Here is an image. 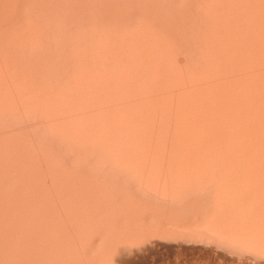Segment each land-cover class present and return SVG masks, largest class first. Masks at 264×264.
<instances>
[{"label":"bare ground","instance_id":"1","mask_svg":"<svg viewBox=\"0 0 264 264\" xmlns=\"http://www.w3.org/2000/svg\"><path fill=\"white\" fill-rule=\"evenodd\" d=\"M0 1H1V0H0ZM2 1H3L4 3H3ZM2 1H1V3L3 4L4 7L1 8V10L4 11V14H5V10H7V9H5V6L7 7V6L9 5V6H8V8H9V7L11 6L10 4H12L11 7L13 8V6H14V8L17 9V8H19V6H20L22 3H25V2L28 1V0H26V1L23 0L24 2L21 1L20 5H19L20 0H16L15 2H14L13 0H11L12 3H11V1H9V0H8L9 3H8L6 0H2ZM5 1H6V3H7L8 5L5 3ZM34 1H35V0H34ZM37 1L39 2V0H36V4H38ZM54 1H55V0H54ZM61 1L64 2V4H65V1H67V0H61ZM61 1L59 0V1L57 2V0H56L57 3H55V2L53 3V5H56V6H52V5H51V7H55V8H56V7L58 6L57 4L60 3ZM76 1H77V0H75V2H76ZM80 1H81V0L78 1L79 4H80L79 6H81ZM88 1H89V0H88ZM88 1H87V2H88ZM94 1H95V0H94ZM94 1H93V3H95ZM107 1H108V3H109V4L107 3L108 6H106V4H105V0H101L100 2H99V0L96 1V3H97V2L102 3V4L104 3L105 6L108 7V8L105 7V9H104V8H103V5L97 3V5H98L97 9H103V10H104V14L106 13V15H107V13H108V16L104 17L105 20L102 18V19L104 20V21H102V24H103V22H105V24H107V26H104V28L107 27L106 29H108L110 26H113L114 24H116V23H114L113 21H112L113 23L110 22L111 20H113V17H114V20H115V19L117 18L116 16H118V19H120V22H121V18H120V17H122V18H123V17H127V15L129 14V12H131V11H128V12H127V11H125L124 9H123V11H122L121 8H119L118 6H121V5H122V6H121L122 8H124V7L127 6V9L125 8L126 10L131 9L130 7L132 6L133 9L135 8L134 10H136L137 12H140V11H142L141 9H144L145 12L143 11V13H145V14H146V11L148 12V10L151 9L149 12L154 11V13H157L159 16H160V15L163 16V14L166 12L167 9L164 10V7H166V6H168V5L173 6V5L171 4L173 1L171 2V0H168V1H164L165 6L163 7V6H162L163 4L160 2V1H161V0H160V1H158V3H159V4H158V5H159V8L157 9V7H154L155 4L152 5V3L155 2V0H154V2H149V1H151V0H148V1H147V0H144V2H142V3H144L145 6H142V5H141L142 8L139 6V8H140V10H139V9L137 8V5L139 4V3H138L139 1L137 2V3H138V4H137V3H135V0H130V2H131L132 4H131L130 2H128L129 4H131V6L128 7L129 4L127 3V4H128V5H127V4L124 3V2H126V1H128V0H126V1H125V0H119L120 3H121V5H120V4H117L118 6H115V9H117L118 11L120 10V12H123V13H121V14H123V15L126 14V13H128V14H127L126 16H125V15H124V16H123V15L121 16V14L119 13L120 16H119V14L115 16L114 13H115L116 11L113 10V9H114V6H111V5H110V2H111V3H112V2H115V4H114V3H112V4H113V5H116V0H115V1H113V0H112V1H111V0H106V2H107ZM122 1H124V2H122ZM132 1H133V2H132ZM136 1H137V0H136ZM145 1H147V2H149V3L145 2ZM152 1H153V0H152ZM184 1H185V0H184ZM184 1L182 0V2H181V0H179V1H178V2H179V5H180L181 3L184 4ZM192 1H193V0H192ZM192 1H191V3H190V0L188 1L190 4H189L187 1H186V2H187L188 4L185 2L186 5H185V4H184V5L186 6V8H184V5L182 6V4H181L180 6L177 5V7L179 6V8L176 9V10H174L173 8H175L176 3H174L175 6H173L172 10H171V6L166 7V8H169V9H170V13H171V12L173 13V14H171V15H174V16H175L176 14H177V15L179 14V15H181V16L183 17V15H185L186 13L183 11L185 14L182 12V13H183V15H182L181 11H179V10H181V6L184 8V10H185V9H190L191 7H194V8H193L194 11H192V10L190 11V10H189L190 12H189V13L187 12V14H189V15L193 14L192 18H190L191 16H189V15H187V17H189V18H187V17H183V18H182V17L180 16V17L182 18V19H181L182 22L184 21V20H183L184 18H185V19H186V18L189 19V21H190L191 19L194 21L195 18L197 19V18L199 17V18L197 19V21H199V19H200V21L203 20V23H206V21H207L206 16H207V14H209V12H205V11H206L208 8L211 10V11L209 10L210 13L212 12V15H213L212 17H211V15H209V16L211 17V21L215 22V25H216L215 27H219V26H221V27H220V28H213V25H211V24H213V22L210 21L211 24L208 23L209 20H210V19H208V22H207L205 25L210 24L209 26H211L214 30H213L211 27H210V28H211L214 32L216 31L215 33H212V34H211V32H209V30H210L209 26H208V27L205 26V30H204V32L208 31V33H207V32H206V33H207V34H210V36L208 35V36H209V37H208V36H205L206 33H205V34L203 33V29H204V28H203V25H202V24H203L202 21H201V23L196 21V23H198V25H196V26L201 25V27H202V28H201V30H202L201 32H202V33H200V34H203L204 37H203L202 35H200V37L202 36V39H201V40H203V39L205 40V37H208L209 40H211L210 42L212 43V42H213L212 40H214L215 38L218 39V40L215 39V41H216L215 46L213 45V43L211 44L210 42H209V45H210V44H211V45H210V46H209V45L207 46V47H210V49H211L212 46L214 47V48H213V47H212V48H213V50H215V51L211 50L212 53H213V56H212V57H214V54H215V53L217 54V55L215 54L214 60H212L214 64H213L212 61H211V58H212V57H211V54H209V52L206 51V50H208V48L206 49V48H205L206 46H203V45H207V44H208L207 40H205V43H207V44L199 43V45L202 46L203 49L207 52V53H205V52L201 53L202 49H201V47H200V48L198 47L199 45L197 46V44H198L197 41H196V42H197V43H196V46L194 45V44H195L194 42H195L196 39H194V38L192 37L193 34L191 35L192 38H191V37H188V36L190 35L189 32L193 33L191 30L189 31V27L193 26L195 22L192 21V22H193V25H192V22H189L188 20H186L187 23L191 24V26L188 24V26H189L188 29H185V28H187V27H186V26L184 25V23H183V24H182V25H183V28H182L181 30H180V28H181V26H182V25H180V24H181V22H180L181 20L179 21V23H180L179 25H178V24L175 25L176 23H178V21L175 23V20H174V22H173V20H172L173 18L176 19V20H179V19H180L179 16H178L179 19H177L176 17H172V19H170L171 21H168V22H170L171 25L167 22L168 18H167V19L165 18V19H166L165 23H166V24L168 23V24L172 27V29H173V27H174V29H175V28H178V30H179L180 33H178V32H177V33L179 34V36H181V35H180V34H181V31H182V32L186 31V33H185V32L182 33V36H183V34H184V35H185V34H186V35L189 34V35H187V36L185 35V36H186L187 39H189V40L192 39L191 42L193 43V46H194V48H193V49H194V52H195V51L197 52V54H196V52H195V54L197 55V56H196L197 61L201 59V60H200V63L197 62V63L199 64L200 67H195V65H196L197 63H196L195 65H193V66L196 68V70H197V68H200L201 71L198 70L199 73H200V72H203V73H201L200 76H202V75L204 74V72H206L205 74H207V71H208L209 69L212 70L213 65H214V68H215L216 71L213 72V73H212V71H210L211 74H213V75H214V73L217 74V75L215 74V75L213 76L214 78H212V76H207V75H205V74L202 76L203 78H204V76H206L204 80H206L207 77H211V81H210V78H208V79H209V83H210V82H211V83L213 82V84H212V86L214 85L213 87L210 86L211 84L209 85V83L207 82L208 79L206 80L205 83H206V85H209V86H206L204 82H201V83H200L199 80H200L201 77L198 76L199 73H197L196 70H195V68H192L191 65H189V67L192 68V69L190 68V69L192 70V73H193V70H195V72L197 73V76H198L199 79H195V76H196V75H195V73H194L193 75H195V76H193L192 73H191V71L189 72V76H190V77H189L188 79L190 80L189 82H190L192 85H194L195 82H196V80H198L197 82H199L200 84H202V87H203V88H205V87L208 88V87H209L210 89H212V88H214L215 86H217V88H216V87L214 88L215 90L217 89L216 92H215L214 89H212V90H213V93H211V97H212V99L210 98V94H209V93L212 92V91H211L210 89H207V88H206V89L209 90L210 92L208 93V91L205 89L206 91L203 90V91H205V93H204L203 91H201V90H202V87H200L201 85H199L197 82H196V83H197L199 86H198L197 84H195V86H198L199 88H201L200 92H203L204 94H206V92H207V94H209V95H205V96H204V94H202V93H198V92H199V88H198V87H196L197 89H196L194 86H193V87L191 86L190 88H191V89H192V88H195L196 91H198L197 93L200 94V96H201V94L204 96V98H205L204 100H206V98H207V100H208V97H209V99H211V100H208V101L206 100L207 102H209V101L211 102V101L213 100L214 102L217 101V104H218V103H222L221 106L223 107V110H222V108H221L220 106H218V108H215L217 104L214 103V102H212L213 104H212V103H211V104L209 103L210 105H212V107L210 108L208 105H205V104L203 103V101H202V100H203V97H199V96L197 95V93H194V94L197 95L199 98H202L201 101H202V103H203V106H201V107H204V105L206 106V107H205L206 110L202 108L203 110H205V112H204V113H201V112H203V111H202V109H199V107H200V105H201L202 103H201V101H199L200 99H199L197 96H196L197 98L194 97V98H196V99L193 98V96H195V95L193 94V92L195 91V89H192L193 91L190 93L191 90H190V88H189V84H190L189 82H188V83L186 82L187 85H186L185 83H183L186 87L188 86V90H189V92H188V90H184L185 93H183V94L188 93V94L185 95V99H186V98H187V99H188V98L191 99V98L189 97V95H190V96L193 95L192 98H193L195 101H197V99H199V100H198L199 102H196V103H198V104L201 103V104H200L199 106H197L198 104H197V105H194L195 108L193 109L194 106L191 107V104H192V103H195V101L192 102L193 99H192V100H187V101H190V103L187 102V101L184 99L187 103L190 104V106H188V105H184V104H183V105H184V106H183V105L180 103L182 100H180V101L177 100V101H178V104L172 101L174 98L171 99V97H175V99L178 98V97H180L181 99H183L184 95H183V96L181 95L182 97L180 96V94H182V92H183V89H182V88H183V85H182V87H181L182 90H180V92H181V91H182V92H181L180 94H178L179 91H175V90L173 91V90H172V92H176V93L178 92V93H177V94H178V97L176 96V95H177L176 93H175V96H174V95L172 96L171 94H173V93H171V92H170L171 90H169V89H171V88H170V87H171V83L174 84V82H175V81L172 82L173 79H174V77H175V75L173 76L172 73H171L172 76L169 75V76H171V81H170V78H168V76H167L168 74H167V73L170 74L171 70H173V69L177 70V66H176V67L173 66V65H176V64H177V65L179 64L180 67H181V65L183 64L182 66H184V67L186 68V69H185L184 67H182V68H184V70H186L185 72H187L188 70H190L189 67H188V64H190V63H187V64H186V60H184V58H185V56H186V53H185V56H183L184 58L181 56V55L184 53L183 51H184V50H187V49H183V46H184V44L186 43L185 41H188V40H184V39H186V38H184V37H183L184 39H182V37H181V39L178 38V37H176L177 40H175L174 37H175L177 34L174 33V30L170 29V27H169V28L167 27V26H169V25L166 26L165 23H164V25L167 27V31H170V30H171L170 33L173 31L171 35H173V33H174V35L176 34L174 37L171 36V38H173L172 40L177 41V43H178L180 40H181V41L184 40L183 42H185V43H183V44H182L181 42L178 43V44H180L179 46H180L181 48H179V46H178V47L176 46V48H174V45L176 44V42H174L175 44H172V40H171V38H168V37H170V36L165 35V36L168 38V40H171V42L168 41V40H166V38H165V36H164V41L166 42V43H164L163 38H162V35L164 34L163 32L165 31V33H166V30H163V27H164V26L162 27V25H163L162 23H163L164 21L161 22V20H162V19L160 18L161 16L159 17L157 14H156V15H157V16H156L153 12H152V14L155 15L156 19H157V17H158V20H159V18H160V22H161V27H162V28H160V27L157 25V23L160 24L159 21L156 22V23H155V21H157V20L153 21V20L155 19L154 15L151 16V20L155 23L154 25L151 24L152 27H155V25H156L157 28L159 27L160 30H163V31L160 32V33H162V35L159 33V34H160L159 37L162 38V39L160 40V38L157 37L158 34L155 32V30L157 29L156 27H155V30H154L153 28H152V30H151V28L148 26V27L150 28L151 31L154 30L153 33H156V34H154V36H151V35H153V34L149 31V29L146 28L147 31H149L151 34H150V35L147 34V33H149V32L146 31V34H147L146 38H144V37H141V38H143V39L146 41L145 43H147L148 46H150L149 43H150L151 45H152L153 43L155 44L156 41H155V42L152 41V40H155L154 38L157 37V38L159 39L158 42H156L157 45H156V44L154 45V46H157V47H154V46L152 45L153 47H152V49H151V46H150V50H149V51H151V50L153 51V48H155V50L157 51V50H158L157 48H159L158 46H160V44H163V45H164V44H167L168 42H170L171 45H173V48H171L170 45H169V46H170V47H169L168 44H167L168 47L165 46V48H167V50L169 49V50H168L169 52L171 51V49H172V51H174V50L176 49V51H177L178 54L181 53V52H183L182 54H180V56H178V54H176V51H175L174 55H172L173 52H170L171 55H172V58H173V56H175V57H174L175 60H177V56L180 57V58H178L179 60H177V61H180V59L183 58V59H182L183 61L181 60L183 63H182V62H179V63H178L177 61H175V60L172 59L174 62H176L175 64H174V62H173V63L171 62L173 65H171L170 62H168L169 60L172 61L171 59H167V58H170L171 55H169V54L167 55L168 52L165 53V50H164L165 48H164L163 45H162V46H163V49H162V46H161V51L158 50V51H157L158 53H155V57H156V58H157V56L159 55V51H160L161 53H163V54H166V55H163V54H162V56H161V53H160L159 58H162V59H164V60L166 59L167 61L162 60V61H164V62L162 63L161 59H158V58H157V60H158L157 62H158V64H159V66H160V67L158 66L159 69L161 68V66L165 67V69H164V72H165V73L163 72V70H161V72H163V73L165 74V77L167 76L166 78H168L169 80L165 79V77H164L163 79H164V80H167V81H170V82H171L170 84H167V82L164 83V80H163V79H161V80L159 79V80H160L162 83H164V86H161V85H163V84H161V82L158 81V80H155V84H153L154 81L151 79L150 81H153V82H151V83H152V85H153L154 87H155V85L158 84L156 81L160 82L161 85L158 84V85H160V87L157 86V87H155L154 90H153V89H152V88H153L152 85L150 86V84H151L150 81H149V83H150L149 86H147V84H148V80L150 79V77L148 76L149 71L151 70V68H153V67L155 68V67L157 66V65L154 66L155 63H156L154 60H156V58L153 56L154 54L152 55L153 52H150L151 54H150L149 56H145L146 53L148 52V49H149V48L147 47V52L145 53L146 50L144 51V49H146V44H145V46H144V40L142 41L143 44H141V41H140L141 39H140V40L138 39V40L140 41L139 44H141V46H140V45L138 44V42H137L138 40L135 39V38H136V33H139V32H137V29H139V27H140L139 25H140V22L143 21V20H141L143 17L138 16V18H137V16H133V17H132V18H133V19H132L133 21L131 20L132 22H130L129 20L131 19L130 16L133 15V13H132V12L134 11L133 9H132V12H131L132 15H131V14H130V16L128 15L129 18L127 17V19H126V18H125V19H124V18L122 19V22H124V20H125V23H122V22H121V24H119L120 22L117 20V21H116V22H117L116 25H120V26L122 27V26H123L122 24H124V27H126V26L128 25V23H130V24L132 25V26L130 25V28H131V27L133 28V24L135 23V25H136V22H139V25H138L139 27H138V28L135 27V25H134V27L137 28V29H132V30H131L130 28H128L129 26H128L126 29H125V28H124V29H125L126 31H127V30H131V31L134 30V31H136V33H133L134 31L132 32L133 35H135V36H134L135 38H134L133 35H132V36H131L132 38H128V39H130V40L133 39L134 41L137 40V41H135V42L133 41V42L136 43L137 46L139 47V50H141L140 53L142 54V51H144L143 54H145V55H141V54L139 53V55H140L139 58H138L137 56H135V55H138V53L136 54L134 51H130V50H131V49H134V48L137 47V46H134V48H133L132 45H133L134 43H131V41H130V44H131V45H130L128 42H125V43L129 44V46H128V48H127V47H126L127 45L125 44L124 48L126 47L127 49H129L128 51H130V52H128L129 54L127 53L128 58H129L130 55H131L130 53L133 52L132 55H131V59L128 60V59L126 58V59H127V64H128V62H130V60L133 59V57H132L133 54H134V56H135V57H134V62H135V63L133 62L134 64H131V67L134 65V67H133L134 69L138 68V67L135 66V64H136L137 66H140V67L143 66V65L145 66V64H146L148 61L145 62V64H143V65H140L139 63H141V62L144 63L143 61L148 60L149 57H152V56H153V57L150 58V60L155 58L154 60H152L154 63H151V68H150V67L147 68V67L145 66V67L147 68V70L150 68L149 71L146 72L147 74L145 73V74L147 75L146 77H148L149 79L146 78V77L144 76V75H145L144 73H143L144 75L142 74V76H144V78H142V79H145V78L147 79V80L145 79V80L147 81V82L145 81L147 84H146L145 82H143V83L146 84V85L144 84L145 87H142L143 85L140 86L141 88L138 86V87L140 88V89H138V88H137V85H138L139 83L137 84V82H138L139 79H141V78L139 77V78H138V81H137V79H136L138 76H141V73H142V72L140 73L139 71H143V69H144L143 67H141V69H140V67H139V69H140V70L138 69L139 71H138V70L133 71L134 73H137V72H138V74H140V75L137 74V77H136V74L133 75V72L131 71L133 68H131V70H130V71L132 72V74H128V72H127L128 76H127V75H126V76H127V77H130V81L132 80L131 78H133V77L136 79V81H135V79H133L135 82H134V81H131V82H134L135 85L137 84V85H136V88H137V89L135 88V90H134L133 87H135V85L132 84V85H134V86H131V88H129V86L131 85V84H130V81H129V84H127V82H128L127 80H128V79L125 78L126 81H127V82H126V81L124 80V78H123V77H126V76H125V74H126V70H123L124 68H123V66L121 65V64H123V63H121V64L119 63V64L121 65L122 68H119V70L117 69L118 71H117V70H114V72H113V71H112L113 67H111V66H114V67H115L114 62L112 61L113 59H112V60L110 59L111 62H110V61L105 62V61L102 60L103 63H105V64H103V65L108 66V65L111 64V66H108V67H102L103 65L100 64V63H102V61H99V60L97 59V56H95L94 58H95L96 63L99 62L98 64H99V65H102V66H100V67H102L103 69L106 68V70L104 69L106 72H107L110 68H112V69H111V71H109V73L111 72L110 74H112V75L115 73V71H117V74H115L114 76H115V78H117L116 80H119V82H120L121 79L124 80V81L120 82L121 84L126 82V84H125V85L123 84V85H122L123 87H122L121 84H120V85L117 84V83H119V82H118V81H115L114 77L111 75V76L113 77L114 82H115V83H113L114 86L111 84V85H112L111 87H110V83H109V87H110L111 89L114 90L113 87H115V86H117V85H119V86H118L119 88H120V86H121V87H122V91H120V90L116 91V89H115L114 91H116V92H119V91H120L119 93L122 92V93H121L122 95H125V94L129 95V94L131 93V92H130V91H131L130 89H132V88H133L132 91L134 90L136 93H137V90H138V92H139L138 95H136L135 92H132V93H134V95H132V94H131L132 96L129 95L128 99L130 100V97H131V98H132V97L134 98L135 95H136V97L138 96V99L140 98L141 100L139 101L137 98H136L135 100H138V101H136V102H138V103L141 102L139 105H141L143 99H145V98L148 96V95H146V94H148V93H146V92L148 91V88H147V87H149V90H150V91H151V90H152V91H155V92H153L152 94H155L156 91L158 90L157 93H159L158 95H159V97H160V98H159L157 94H155L156 96L153 95V97H152L151 93L148 91V92H149V95H151L150 97H152V98H150V101H152L154 98H155V100L157 99L156 101L161 100V96H163L164 94L170 92L169 94H170L171 96L167 94L168 96L165 95L164 97H165V98H167V97L169 98V97H170L169 100H171V101H169V102H170V103H172V102L174 103L173 105L170 104L171 107L174 106L175 108H177V107L179 108V110H177V111H176L175 108H174V110L176 111V113L179 111V113H177V115L179 114L178 117L176 118V117L174 116V118H176V120H177V119H179V120H177V122H178L177 125H176V123H175L176 121H175V122H174L175 124L172 125V127L174 128L175 126H178L179 129H181V128L183 127L184 129H182V131H183V132H186V131H187V133H189V130H190V133H189V134H186V135H187V136H186V137H187V138H186V141L188 142V140H189L188 137L190 138V136H191V139H190V140L192 141V142H191L192 145L194 144L193 142H194L195 140H196L197 142H199V141L201 140L202 143H200V142L197 143V142L195 141V144H194V147H195V146H196V147H199V148H198L199 150H198L197 148L194 149L193 146H190V147H191V148L193 147V151H195V150L198 151V152H197L198 154H196V155H198V156L201 155L200 153H203V152H204V154L207 156V160H208V161L205 162V161H206V158L202 157L203 154L201 155V157H202L203 159H205L204 161H203V159H202L200 156L197 157V156L194 155L196 158H195L194 156L192 157V155L195 154V153H193L192 149H191V148L189 147V145H188V143L190 142V140H189V142H188L187 144H185V143H184V142H185L184 139H183L184 141H181V140H180V138H182V137H181L182 135H181L180 133H177V132H176L177 134L175 133V130H176V129H175V130H170L172 127H169L170 129H169V128L167 129L166 127H165V128L167 129V131L170 130L171 133L174 131V133H172V135H174V137H172L171 134H169V136H168V133H169V132H168V133H165V132H164V133H165V136H168V137H170V138H172V139L174 138V139H176V140H172V139L169 138V139H170V141H169L167 137L163 136V137H165V139L167 138V141H166L167 145L163 143V142H165V141L163 140L162 143H160L161 141L159 142L160 144H159V146H158V143L156 142L157 139L155 140V137L157 138L158 136H161V135L163 134V131H166V130H165V129L162 130V129H163V128H162V129H160V130H162V132L159 131L158 134H157V132H155V135H153L154 131H153V133H151V130L154 129V128H153L154 126H157V125H158L157 123H161L162 120H163L164 118L166 119V117L163 116L164 118H162L161 120H159V119L161 118L160 116L162 115V114H160L159 112H161V110H163V111H162V113H163V112H164V108L166 109V107H167V108L169 107V105L167 104V103H169V102H167V101H168L167 99H166L167 101H166V100L164 101L163 99H165V98H162L161 101H162V102L164 101L165 103L167 102V103H166L167 106H164L165 104H163L161 101H158L157 104H159V103L161 102L162 105L164 106V108H163V109L161 108V104H159L160 106H157V104H156V107H155V106H154V105H155L154 103H155L156 101H154L153 104H152L153 101H152V102L148 101V102H149V103H148V102H147V100H149V96H148V97L146 98L147 100H146V101H145V100L143 101L144 103L147 102V104L145 103V105H148V106L150 105V106L155 107V108H158V109H159V107H160V110H159V112H158V114H157V118H158V119L156 120V118H155L156 116H155V117L153 116L154 118L152 117L154 120H156V121L159 120V121L156 122V125H155V121H154V123L152 122V124H154V126L152 125L153 127L150 125L151 123L147 124V125H150V126H151V129H150V126H149V127L146 126V128H148V130L145 129V132H146V131H150V132L148 133V135H149L150 133L153 135V137H154V140H153V141L156 142V144H157L158 147L154 146V145H155V142L151 141V139H152V138H151V137H152L151 135H149V136H151V137H150L151 139H149V137H147V136L144 137V136H143L144 134L147 135V134H146L147 132L144 133V134H142V136H143L142 138L144 139V141H145V138L147 137L148 140L150 141V144H151V142L154 144V145L152 144V147H156L154 150L158 151V152H156V153H154L155 151H154V152H151V153H154V154H151V156H152V155H155V156H156L157 153H158V155L162 154V153H163V150L161 149V147H165V145H166V146H169L168 149L170 148V150H167V149H166L167 151L165 150V152H164L165 155H166V153H167L168 157H169V154H170L171 152H172V154H173V152H174V150H175V147H174V146L177 147L176 149H178V147H179V149H180V147H181V149H182V147H184V148H183L184 150H181V149H180V150L182 151V153L180 152V150H179V152H176V151H178V150H175L173 156H171V155H172V154H171L170 157L174 159V156H177V153H178V154H181V156H180L181 158L184 157V155H185L184 159L186 160V159H187L186 157H188V156H186V154H187L188 151H189L191 154H190V153H188V154H190L189 156H191V158H192L193 161H194V158H195V159H197V158L202 159V163H201V162L197 163V164H202V165H203V166H201V165L199 166V170L201 171L202 169H204L203 167H205V164H206V166L208 165V163H209V165H210V163H213V164H214V161H213V160L216 159V158L219 159V158H218V155H221V154H224V155H225V154H228V151H227V150H225V151L223 150V153H221V154H219L218 152H222V150H220V151L217 150L218 152H216V154H214L216 150L214 151V149L212 150V148L209 147V146H211L209 143L212 142L213 138H208L209 135H210L212 132H215L216 135H217V134H221L220 137H219V135L217 136V137H218L217 140L220 139L219 142L222 141V139H223L224 142H227V141H228V142H227L228 144L225 143V146L230 145V143H231V145H232V142H234L235 140H237V138H238V136H239V142H238V140H237V141H235V142L233 143V145H232L233 148H234V147H235V148H238V150L236 149L235 151L239 154V155H238V156H240L239 158H241L242 156H243V157H247V156H245V155H247V153H248V148H249V147H250L251 149L254 148L255 151L253 150V154H255V152H256V154L258 153L257 156L260 157V159L258 160V163H255V166H256V168H257V171H255L256 174H253V172H251V171L249 170V169H250V166H248L247 169H246V175L249 177V179H252V181H253V182L255 181L256 183H255V185H252V184H251L253 189H248V190H247V193H246V191H245L246 189H244V192H245L246 195H244L245 197H243V199H240V200H239V199H236V198L234 199V198H233L234 192L237 193V190H236V187H237V186L235 187L234 184L232 185V184L230 183L231 181L229 182V180H228V183H229L230 185H229L228 183H227V184H228L229 186L232 185V188L230 187L232 190H229V191H228V190H225V189L223 188V187H226V188L228 189L229 186H227V185H225V186H224V185H219V187L222 186V187H220V189H219V188H216V187H218V185H216V187H214V185H212V186H213V189H215V188H216V189H219V190H217V191H220V190L223 191L222 189H224V190L227 192V193H226V192H223L224 194L226 193L225 195L223 194L224 196H222V194H221V196L224 197V198H221V199H226V198H229V197H230V201L226 199L227 201H229V202H227L226 205H225V206H226V207H225L226 209H227V207L230 208L229 205L227 206V204H228V203H231V201H232V203H233L234 205H235V204H238V203H239L240 206H241L242 204H243V205H246V206H245L246 209H244V206H243V207L241 206V207L243 208V209H242L239 205H238V206H237V205H235V206L233 205L234 207H232V208H235V210L232 209V211L234 210V213H235L236 216L234 215L235 217H230L231 215H230L229 212H231V211H230L231 209H230V210L228 209L229 211L227 210V211H228L227 213L229 214V215H228L229 217H228V216L226 217V216L224 215V213H226V211H224L225 209H222V210L224 211V213L221 211V212L223 213V215H224V216H223V215L221 214L220 210H219V211H218V210H213V209L216 207V206H215L216 203H215V205H214V204H212V202H210V205H211V206L209 205L210 207L208 206V208H207V205H208V203H209V202H208L207 205H206L205 207H206L207 209H209V208L212 207L211 210L209 209L210 211H206V209L203 207L204 210H203V209H202L203 211L201 210V211H202V212H200L201 215H200L199 213H197V212H199V210H198V207H199V206H196V204H197V205H200V204H198V203L203 202V200H202V201H199L200 199H202V198H200V195H201V197H202V196H205V197L203 198L204 201H207V200H208V197H209L211 200H212V198H213L212 196L210 197V194H209V193L211 192L210 189H209V193H208L207 198H206V194H205V195H204V193H201V194H200L199 191L201 190V189H200L201 187L205 188V187H206L205 185H207V184H209V183L211 184V182H210L211 180H209V179H212V184H213V175H212V176H210V175L213 174L214 172H217V173H214V174H216L215 176H217V174H218V176H217V178H216V179H218V177H219V175H220L219 172L221 171V168H222V166H221V162H219V163H220L219 167L221 166V167L219 168L220 171L218 170V168H215V167H216L215 165H217L218 162H217V164L213 165V168H215L214 170H210V169H213V168H212V165L205 167V169H206L207 171H209V172H208V173H209V176L212 177V178H209V176H207V175L205 174V176H206L207 178H206V177H204V178H206V180L209 182V183H207L206 180H205V183H207V184L204 183L205 185L202 184V182H204V181H202V180H203V178H202L203 176L201 177V175H204V172L206 173L205 169L203 170V172L201 171L202 173H200V172L197 173V175L199 174V176H200V178H201L202 180H201L200 178H199V179H196L197 184H196L195 181H193V182H195V184L193 183L194 186H192V183H188L187 181H190V180H191V182H192V180H194V177L196 176V175H195L196 173L193 174V175H194V177L192 176L193 178H191V179L189 178L190 180H187V181H186V176H184V175H187V174H189V173H187V174H183V175H182V176L185 177V178H184V179H185V182H187L188 185L191 184L192 188H195V187H196L197 190H199V191L196 190V192H195V191H193V190H195L196 188H195V189H192V188H190L191 186H188V185H186V186H187V187H186L184 184H182L183 181H184V179H183L182 182H181V178H180V181H179V182H180V185L182 184L181 187L184 186L185 188H187L188 191L190 190V192H191V190H192V192H194V193L199 197V199H198L197 196H196V197H197V198H196L195 195H194V193L191 192V193L194 195V198H193V197L190 198V199H192V201H190V199H189V200H188V203H187V201H185V199L187 198L186 196H189V195H192V194H191L190 192H188L185 188H183V189H184L183 192L185 193V196L182 195L183 193L180 192V191H182L183 189L180 190L181 187L178 186V182H177V180H175V179H178L179 177H182V176H180L181 174L179 175V174H177V173H179V172H180V173H184V170H185V172H190V171H191L190 174L188 175V176L191 177L192 170L194 169V167L196 168L197 165H196V166H195V165H192V164H193V163H192L193 161H192L191 159H190V160L192 161L191 164L189 163L190 160L188 161V159H187L186 161H188V162L186 163V161H184V159H182V160H183V163H184V162H185L186 164L189 163V164H190V167L193 168L192 170L189 169L190 171H187L188 168H190V167L187 166L185 163L182 164V161L180 160L181 158H179V157H178L179 155H178V156L176 157V159H174V161L176 160V162L178 163V161L180 160V163H181L182 165H186V166L188 167V168L185 167V169H184V167H183V169H182V168H181L182 165H181V164H178V165H180V169H181V170L179 171V168L174 166V164H173V163H174L173 160H172V159H169V158H168V160H167V157H166L165 155H163V154H164V153H163L162 156L166 157V159H165L166 161H169V160H170L171 163L173 162V163H172V166H174V167L176 168V174L172 173V175H169L170 178L168 177V179H166V178L164 177V178L166 179V180L164 179V182H165V183H164L162 180H160V182L162 181V184H163V185L165 184L164 186H162V185H159V184H161V183H159V178H163V177H161V176H163L162 174H165V173H163V172L161 173V172H160V175H161V176H160L158 179H157V177H158L159 174L156 175V176H157V177H156V180H157L158 183H157V182L155 183V187H158V185H159V186H161V187H163V188H167L168 185H169L170 182H171V177H172V179H173V177L176 175V178H174L173 180H174V182L176 181L178 188L180 187L179 190H177V192H180V193H177L176 191H174V188H175V187L173 188V186H170L171 188H170V187H169V188H170V189H173L172 191H173V193H174L175 195L180 194V195H177V196H179V198H180L181 200H182V198H185V197H186L185 199H183L185 202H184L183 200H182V201H181V200L179 201V198H178V199L175 198V199H176V203H177L178 201L180 202V203L178 202L179 205H181V204H183V203H184V204L187 203V205H188V204L191 205V204L193 203V206H191V208H190V207L186 206V204H185V205L183 204L184 207H183V205H182V207L180 206V209H179V210L176 209V211H178V212L180 211V212H181V208H183V210H182L183 215H182V216L184 217V216L186 215L185 217H186L187 219H186V218H183V219L181 220L182 216H181V217L177 216L178 214L180 215V213H178V212H176V211H173V210H175V208H179V206H178V207H174V206H173V207H172L173 210H172V208H171L172 211L170 210L171 212L168 210V209H169L168 207L166 208V209L168 210L167 213L170 212L168 215H169V216L171 215V218H169V217H165V216H162L161 213H159V211L162 212V214H164V213H163V212H164V211H163V210H164L163 208H165L166 206H165V207L163 206V208L160 207V206L167 204V202L165 203L164 200H166V198H168V200H169V196H171V198H172L173 194L171 195V193H168L167 190H170V189H168V188H167V190H166V189H161V191H162L161 193H160V191H158L160 194H159V193L157 194V193H156L157 191H156V192H155V191H152L153 193H155V194H153L154 196L157 194L156 197L158 196V197H157L158 199H159V195H161V196H162V195L165 196V197H164L165 199L163 200V199L161 198V196H160L161 199H159L158 201L155 202V204L157 203L158 205H160V206H158V207H159V210H158V207H157V206L154 207L155 204H154V205L152 204L151 207L148 206L149 204L151 205V201H152V197H151V196H148V194L150 193V191H151L153 188L155 189V187L152 186V185H154L153 183L155 182V179H153V178L155 177V172H154V170H151L150 168H152L153 166H154V168H156V169L159 168V165L161 164V161H160V160H162V162H163V164H164V165H163V168H164V169H165V167L168 165V166L166 167V168H167V170H166L167 172H166V173H168V171L170 172V171H171V168H172V167H170V170H168V169H169V165H170L169 163H170V162H169V163L167 162V163H168V164H167L166 161H165L164 159H161V158H160V159H159L160 162L158 161L159 165H157V164H156L157 161H156V162L154 161L155 163L153 162V159H154V160H158V159L155 158V156H154V157H152L153 159H152V158H151V159H152V162H153L157 167H156L152 162L149 161V162L153 165V166L151 165V166H152V167H151V166L149 165V162L147 163V162L145 161L148 165H146V163H145L144 165L147 166V169H148V167L150 166L149 169L154 173V175H153V178H152L153 181H152V180H149V181H151V182H149V183L152 184V185H151L152 188H151V186L149 187V184H148V185H147V189H148V187H149L150 189H148V190H146V191H149V193L147 194V192H146V195H147V196L145 195V197H149V201H150V197H151V201H150V203H149L148 199L145 198V200H147L148 202H146L145 200H144V201H145V202H144V201L141 199V197H138L137 195L139 194L140 191H142L144 188H146L145 184H144L145 187L143 186V183H144L143 181H145V180H144V179L146 178L145 176H148V175H146V174H148V173L150 174V172H151L150 170H149L148 173H146V171H147L146 168H145V169H142V171H143V170H145V171H144V174L142 173L143 175H141V172H142V171H141V169H138L139 167H138L137 165H136L137 168H136V167H135V168H132L133 170H135L134 172H136V171H137L136 169H138V170H139V173H138V174H140L142 177L145 175V176H144V179H140V178L137 179V177H141V176H138V175L136 176V178H135V176H133V177H134V178H133L132 175H131V177H130V173L128 174V172H130L131 170L127 172V175H128L130 178L135 179V181L133 180V181H134V186H133V187H135V186L137 185V184L135 185V182H136V183H139V182H140V181L138 182L137 180H143V181H141V182H143L141 186H143L144 188H143L142 190L140 189V188H141V186H139V185L141 184V183H140V184H138V186H136V187L138 188V192L132 193L133 195H135L136 193H138V194L136 195V196L138 197V199H136L137 197H135V196H134L135 198H134V197H131V196H133L132 194L127 195V194H128V190L125 189V186H124V185H126V188H127V189H128V187H130V190H131L133 187H131V185L127 186V184H132V185H133V182L131 181V179H130L129 177L127 178V176H126L125 174H124L125 177H126L128 180H130L131 183H128L129 181H127V183H126V181H125L126 178H125V180H123V178H120V177L117 176V175H119V174H117V173H116V174H117L116 176H117L119 179H122V180L120 181V180L115 176V178H114L115 181H116L115 185H116L119 181H120V184H118V185H116V186L114 185L113 182L110 183V184H108V183H109V180H111V181L113 180V179H111V178H113L112 175H109V176H108V177L111 176L110 179H109V178H108V179L106 178V180H105L104 182L101 181V177L104 176L103 173L100 171L101 169L99 170V172H96L97 169H94V168H96V167L100 164V162L102 163V161H101V154H100V155L98 154L100 157H99L97 154H94V155H97L96 158H95V156H94V157L92 156V157L94 158V159H93L94 162L92 161V163H91L92 165H94V168H93L91 164H87V162H85L86 160H84L86 157H89V156L91 157V155H93V152H91V151H93V150H91L93 147H89L90 150L88 149V151H90L92 154H91L90 152L87 151L89 154H91V155H88V153L84 151V148L87 150V146H88V145L85 144L86 146H85V147L83 146L84 148H83V151H82V152H84L85 154L87 153V156H86V155H82V152H81V151L79 152V154H77V156H75V153H78V152H76V151H77V150L79 151V149H77V150L75 151V153H74V150L72 151V154L74 155V156L72 155V157H73L74 160H76L75 158L78 157V156L80 157L79 159H80L81 161H82V159H83L84 163L87 164V169H88V166L91 165V167H92L94 170L90 168L91 171H89V172L91 173V175H92V173H93V175H95V173H96V175L99 173V177H98L99 180H98V178H96L98 175H97L96 177H95V176L91 177V175H89V174L86 175V174L88 173V170L86 169V166L84 167V168H85V172H86V174L84 173V168H83V167H82L83 169L80 170L81 173H83V174L86 175V176H84V175L82 174V176H84V178H85V177L87 178V177L89 176V177H91V179H92L94 182H93L92 180H89V177H88L87 179H83V177H82V179H80L81 176H80V177H79V176H78V177H74V174H73V173L75 172L76 174H78V173H80V171L78 172V171H77L78 169H76V171H75V169L72 170V168H75V167H71V166H73L74 162L76 163V161H74L73 163L71 162V161H73V160L71 159L72 157L70 156V155H71V152H70V155L68 154V155L70 156L69 158L71 159L70 162L67 161L68 163H66V162L64 161V162H65V163H64L62 160H63V159L65 160V158L67 159L68 157L62 158L61 156H58V154H60V151H59V150L61 149V147H60V149H58V148L55 149V145L52 144V146H51V145L49 144V142H47V141L50 140V139H48V140L45 141V143H48V144L51 146V149L49 148V151H50V150L52 151V152L50 151V154H47V153H49V151L45 150V149H47V148H44V147H43L44 150H41L42 148H40V147L36 148L37 146H35L34 143H39V142H40V143H41V142L44 143V142H43L44 140H43V138H41V136H39V137H40L43 141H40L41 139H40V140H39V139H38V140L36 139L38 142L34 140V139H35V136H36V138H37V135L40 134V133H38L37 135L35 134V135L33 136L34 139H33V137H32L33 140L30 138V136H29V137L27 136V135H30V132H31V130H32L31 128H34V125H35V124H34L33 127H31V125H30V127H31L30 129H31V130L29 131V134H27V135H25L26 133H24V131H23L24 134H23V133H22L21 135L18 134V133H21V132H19L20 129H19L18 133H16L17 131L14 132L16 129H14V130L11 132V134L14 132V133H16L17 135H20L21 138H22L23 136H26L25 138H27V139H28V138L31 139V140H29L30 142H28V140L25 139L24 137H23V140L20 139L19 137H18V139L15 140V137L17 138V136H15V134H13V135L9 134V138H8L9 141H10L11 138H12V137L10 138V136H15V137L13 138V139L15 140L13 143L15 144V143H18V142L21 141V142H20V143H21V148H22V147H25V150H26V151L24 150L25 152L22 151V150H21V151L18 150L20 146H19V145H17V146H19V147L14 146L13 143H11V145H12L13 147L10 146V145H8V146H10V148L12 147L11 149L8 148L7 143L10 144V142H8V140H7V142H6V139H7V138H6L5 136H4V137H5V142H6V143L3 142V141H4V138L1 139V142L5 143L6 146H5V145H2L3 143L0 142V143H1V144H0V150H1V147L3 148V146H5L4 148H5L6 150L10 149V150H8V151L5 150L6 153L8 152L7 155L10 154V156H7V158H6V157L2 158V156H3V153H2L3 150H2V152H1L2 154L0 155V158H1V160H0V264H119V263H120V262H119V258H121V257H119V256H121V255L124 256L125 254H127L126 252H128V254H129V251L131 250V248L129 249L128 247H132V250H133V249L136 250L137 247L141 248V251H139V252H140L139 254H141V252H142V250H143V249H142L143 246H144V245L146 246V244H147V247L149 246L148 243H146V242H148V240H150V239H152V241L150 240V244H151L152 242H154V241H157V240H158L157 237H158V238H162V239H163V242L165 241L164 243H167V242H166L167 240H168V241H171V240H169V238H167L168 236H170V237L172 238V241L177 242L178 239L180 238V237H179V234H181L180 236L182 237V240L184 239V240L182 241V244H185L184 241H186V240H185V236H184L185 234H184L183 230H186V229L189 228L188 230L190 231L191 229H194V224H196L197 226H195L196 228H195L194 230L199 232V230H197V229H198L197 227H199L200 229H202L203 227H201V226L198 225V224H199L198 221H200L202 218H204V217H205V214L207 215V216H206L207 218L209 217L208 219H210V221H209V220L207 221V218H206V220H204L205 218L202 219V220H203L204 222L207 221L208 223L206 222V224H208V225L210 224V225L213 226V224H214V226H215V221H216L215 219H216V218H213L214 221H211V220H213V219H212L213 216L210 218V216L213 215V213H214V212H212V210L215 211V212H216V211H217V212H220V214H221L220 217L218 218L217 222H216V224H217L216 228H214V229L211 228V227H207V228H206V226H205L206 224L201 220V221L204 223V225H202V226H204L207 230H208L209 228L213 229V231L211 230L212 232H210V233H213V234L215 235V239H216L217 241H219L220 244H221V242H222V244H221L222 247L224 246L223 244L227 243V244H229L230 246H228V248H227V245L225 244L224 247H225L226 249L231 250V248H232L231 246H233V247H235V248H237V249L240 250V251H238L239 253H240L241 250H242L241 254H242V253L244 254V251L246 252L244 255L242 254V256H245L246 254H248V256H249V254H250V256H251V255H254L255 257L257 256V257H258V260H257V257H256V260H257L259 263H260V261H261V259H262L261 257L264 258V198H263V197H260L259 194H258L259 191H261V190H262V192L264 193V22H263V19H264V18L261 19V17L264 16V14H263V13H264V0H201V1H197L196 3H194V2H195V0H194V1H193V6L191 5V4H192ZM16 2H17V4H18L19 6H17V4H15ZM40 2H41V3H40ZM40 2H39V3L42 4V10L46 8V9H45L46 12L50 11V10H49V9L51 8V7H49V6H50V5H49V4H50V0H49V4H48V1L46 2V0H45V1H44V0H42V1L40 0ZM42 2H44V3H42ZM51 2H52V0H51ZM71 2H72V1H71ZM78 2H77V3H78ZM140 2H141V1H140ZM169 2H170V3H169ZM174 2H175V1H174ZM1 3H0V4H1ZM13 3H14V4H13ZM26 3H27V2H26ZM34 3H35V2H34ZM34 3H32V4H33V5H36V4H34ZM85 3H86V2H85ZM93 3H91L90 5H92ZM96 3L94 4V9H92V8H93V7H92L91 10H93V11L96 10V8H95ZM118 3H119V2H118ZM123 3H124V5H123ZM134 3H135V5H136V4H137V5H136V6H133ZM142 3H140V4H142ZM150 3H151V4H150ZM160 3H161L162 5H161ZM166 3H167L168 5H167ZM4 4H5V5H4ZM44 4H48V6H47V7L49 8L48 10H47V7H46V6H45V8H44ZM61 4H63V3H60L59 5H61ZM66 4H67V7H68V2H67ZM69 4H70V3H69ZM75 4H76V3H75ZM144 4H143V5H144ZM146 4L149 5V9H148V7H147V9H146V6H147ZM156 4H157V0H156ZM177 4H178V3H177ZM15 5H16L17 7H16ZM23 5H24V4H23ZM33 5H31V6H32V7H35V6H33ZM87 5L89 6V4H87ZM87 5H86V6H87ZM109 5H110V8H109ZM188 5H189L190 7H189ZM195 5H197L198 7L201 8V10L198 9V10H199V13H200V11H202L203 8H206V9H204L205 11H204V10L202 11L203 13L201 12L203 15L200 14L201 16H199V14H198V17H195V14H197V13L195 12ZM21 6H22V5H21ZM31 6H29V7H31ZM61 6H62V5H61ZM61 6H60V7H61ZM63 6H64V5H63ZM63 6H62V7H63ZM65 6H66V5H65ZM70 6H71V4H70ZM70 6H69V7H70ZM79 6L76 7V8H79ZM83 6L85 7V5H83ZM101 6H102V8H101ZM123 6H124V7H123ZM150 6H153V7H152L153 9H152ZM156 6H157V5H156ZM160 6H161V7H160ZM0 7H2V5H0ZM11 7L9 8V11L12 10ZM32 7L30 8V10H32V9H33V10L30 11V12H33V11H34V12H38V11H39V12H42V11L39 10V8L41 7V5H40V7H39V6H36V7H35V8L39 7V8L37 9L38 11H35L36 9H34V8H32ZM60 7H58V8L60 9ZM69 7H68V10H71V9H69ZM89 7H90V6H89ZM111 7H112V8H111ZM143 7H144V8H143ZM162 7H163V8H162ZM20 8H21V7H20ZM58 8H56V10H57ZM63 8H66V7H63ZM63 8H61L63 12H61L60 14L66 13L65 10H66L67 8H66L65 10H64ZM72 8H73V7H72ZM136 8H137L138 10H137ZM154 8H155V9H154ZM183 8H182V9H183ZM211 8H213L215 11H214V10L212 11ZM215 8H217V10H218V9L220 10L219 15H222V17L225 15V18L223 17V18H224L223 20H224L225 22H224L221 18H220L221 20H220V19H219V20L217 19V18H219V15L216 13L217 10H216ZM226 8H231V9H234V8H235V10H234L235 14H236V13L238 14V12H239V15H240V13L242 12V9H244V8H245V9H244L243 11H246V9H247V10H248V9H249V10H250V9H254V10H255V11L253 10L254 12L252 11V12L248 13L249 11H246V12H245L246 14H244V12H242V14H241L240 16H239V15H236V16H235L237 19L240 18V21H243L245 24H246V21L243 20V18H242V20H241V17H244V19H247V18H248V19H251V18H253V19H251V21H253V23L251 24V23H250L251 21L248 22V20H247V25H245L243 22H241V24H239L240 22H239L238 20H237L238 22H237L236 20H233L234 17H233V19H232V16H234V13H233V15H232V14L230 13V11H229L228 9H226ZM237 8H238V9H237ZM240 8H241V9H240ZM260 8H261V10H260ZM3 9H5V10H3ZM10 9H11V10H10ZM16 9H14V11H15ZM40 9H41V8H40ZM53 9H54V8H53ZM59 9H58L57 11L54 9L55 11L52 12V8H51V12H52L53 15H54V14H56L55 12H60L61 9H60V10H59ZM73 9H74V8H73ZM106 9H107V10H106ZM108 9H109L110 11H109ZM161 9L164 10V13H163V14H162L163 10H161ZM169 9H168V10H169ZM236 9H237V10H241V11H238V12H237ZM258 9H259V10H258ZM68 10H67V11H68ZM88 10H89V9H88ZM111 10H112V12H114V13H112V14L114 15L113 17H111V14H110V13H111ZM156 10H158L159 12L161 11V12L159 13V12L156 11ZM168 10H167V11H168ZM219 10H218V11H219ZM222 10H224V11H222ZM256 10H257V11H256ZM2 11H0V13H1ZM9 11H8V10L6 11V16L3 14V12L0 14V16H2V14L4 15V16L0 17V22H1V19H2L3 17L8 18V13H9ZM14 11H11V12L9 13V16L11 15V16L9 17V21H7L8 19H5V20L2 19L3 21H2V23H0V28H1V25H2V24H3V25L8 24V26L6 25L7 27L5 26V27L7 28L6 30H8V27H10V25H9L8 22H10V23L12 22V18L15 17V16H14L15 13L18 14L19 9H18V11H17V10H16L15 12H14ZM28 11H29V10H28ZM72 11H73V10H72ZM72 11H70V12H72ZM75 11H77V9H76ZM75 11H74V15H75ZM79 11H80V10H79ZM84 11L86 12L87 10H84ZM84 11H83L82 14L85 16V14H87V13L84 14ZM93 11H91V12H93ZM96 11H97V10H96ZM96 11L94 12L95 15H97V14H96ZM107 11H108V12H107ZM118 11H117L116 13H118ZM155 11H156V12H155ZM175 11H178V12L176 13ZM207 11H208V10H207ZM218 11H217V12H218ZM228 11H229V12H228ZM250 11H251V10H250ZM260 11H263V12L261 13L262 15H260ZM7 12H8V13H7ZM12 12H13V13H12ZM30 12H29V14H30ZM34 12H33V14H34ZM77 12H78V11H77ZM89 12H90V11H89ZM100 12H101V16L104 15V14H102V13H103L102 10H101V11L98 10L97 13L100 15ZM124 12H125V13H124ZM134 12H135V11H134ZM137 12H135V13H137ZM174 12H175V13H174ZM179 12H180V13H179ZM191 12H193V13H191ZM194 12H195V13H194ZM204 12L207 13V14H205V15H206L205 17H204ZM213 12H214V14H217V16L215 15L217 18L214 16ZM221 12H223V14H221ZM224 12H225L226 14H224ZM11 13H12V14H11ZM22 13H23V12H22ZM22 13H21V14H22ZM24 13H25V12H24ZM27 13H28V12H27ZM44 13H45V11H44ZM78 13H79V15H80V12H78ZM135 13H134V15H135ZM141 13H142V12H140V14H138V15H142V16H143V13H142V14H141ZM168 13H169V11H168L166 14L168 15ZM170 13H169V14H170ZM229 13H230L232 16H230ZM247 13H248L249 15H248ZM256 13H257V14H256ZM258 13H259V16H258ZM21 14L19 15V18H22L21 16L24 17V15H26V14H24V15H21ZM29 14H28V15H29ZM35 14H36V13H35ZM35 14H34V16H35ZM38 14H39V13H38ZM38 14H37V16H40V15H38ZM41 14H42V15H45V14H43V13H41ZM49 14H50V13H49ZM57 14H58V13H57ZM57 14H56V16H57ZM60 14H58V15H60ZM67 14H68V17H66V18H70V16H69V11H68V12L66 13V15H64V16H67ZM82 14H81V16H82ZM92 14H93V13H92ZM152 14H150V15H152ZM228 14H229V16L227 17L226 15H228ZM250 14H252V15L254 14V15L251 17ZM255 14H256L257 16H256ZM31 15H32V13H31ZM72 15H73V14H72ZM76 15H78V14L76 13ZM76 15H75V17L77 18L79 15H78V16H76ZM99 15H98V17H100ZM109 15H110V16H109ZM147 15H148V14H147ZM147 15H146V16H147ZM150 15H148V16H150ZM177 15H176V16H177ZM243 15H245V16L248 15L250 18H249L248 16H247V18H246V17L243 16ZM29 16H30V15H29ZM34 16H33V15L31 16V18H33L34 20H31L29 17H28V18H29L30 20H29L28 18H27V19L25 18V20H27L28 23H30V22L33 23V21H35L36 24H37V22H40V19H41V18H39V17H37V16L34 17ZM46 16H47V14H46ZM46 16H44V17L41 16V17L44 19ZM49 16H50V15H48V18H50V24H51V17H52V15H51L50 17H49ZM54 16H55V15H54ZM54 16H53V17H54ZM60 16H61L60 19H62V20H61V21H60V20L58 21V20L56 19L58 23H60V22L62 23L64 20H67V19L63 18V15H60ZM84 16H82V17H84ZM91 16H92V15H91ZM148 16H147L146 18H149V19H150V17H148ZM165 16H166V15L164 14L163 19H164ZM169 16H170V15H169ZM196 16H197V15H196ZM202 16H203V19H201ZM237 16H238L239 18H238ZM260 16H261V17H260ZM36 17H37V18H36ZM58 17H59V16H58ZM75 17H74V18H75ZM79 17H80V16H79ZM79 17H78V18H79ZM93 17H94V16H93ZM102 17H103V16H102ZM108 17H111V20H110V18H108ZM139 17L141 18V19H140L141 21L139 20ZM152 17H153V18H152ZM166 17H167V16H166ZM200 17H201V18H200ZM210 17H209V18H210ZM230 17H231V18H230ZM255 17H256V18H255ZM257 17H258V18H257ZM259 17H260V18H259ZM74 18H73V22H74ZM85 18H88V17H85ZM106 18H108V19H106ZM136 18H137L139 21H137ZM193 18H194V19H193ZM204 18H205V19H204ZM207 18H208V16H207ZM229 18H230V19H229ZM236 18H235V19H236ZM10 19H11V20H10ZM23 19H24V18H23ZM35 19H39V20L36 21ZM43 19H42V20H43ZM52 19H53V18H52ZM58 19H59V18H58ZM79 19H80V18H79ZM79 19H75L76 22H77V20H79ZM92 19H93V18H92ZM92 19H91V20H92ZM95 19H96V18H95ZM98 19H99V18H98ZM102 19H100V22H99V23H101V20H102ZM149 19L146 20L145 17H144V20H146V21H148ZM212 19H213V20H212ZM216 19L218 20V21H217V22H218L217 24H216ZM226 19H229V23H228L229 25H228V26L232 25V24H233V21H234V25L239 26V28H241V27H245V26H246L248 29H247V28H241L240 31H239V29H238V31H236V30H237L236 28H238V27L233 26V25H232L231 27H228V26L226 25L228 29L225 27V29H226V30H225V29H224V26L222 27V24H223V25H224V24H227ZM231 19H232L233 21H232ZM254 19H255V20H254ZM256 19H258L259 21H257ZM14 20H15V18L13 19V21H14ZM16 20L19 22V19H18L17 16H16ZM42 20H41V22H42ZM46 20H47V19H46ZM48 20H49V19H48ZM68 20H69V19H68ZM70 20H71V19H70ZM82 20H83V19H82ZM82 20H80V21H82ZM87 20H89V18H88ZM91 20H90V21H91ZM106 20H107V21H106ZM126 20H127L128 23L126 22ZM135 20H136V21H135ZM204 20H205V22H204ZM260 20H261V21H260ZM6 21H7V22H6ZM43 21H44V20H43ZM83 21H84V20H83ZM83 21H82V22H83ZM85 21H86V20H85ZM85 21H84V22H85ZM93 21H94V20H93ZM96 21H97V20H96ZM108 21H109V23H111L112 25L106 23V22H108ZM146 21H145V22H146ZM149 21H150V20H149ZM219 21H220V22H219ZM227 21H228V20H227ZM230 21L232 22V24H230ZM256 21H257V22H256ZM18 22H17V23H18ZM35 22H34V23H35ZM44 22H45V21H44ZM44 22H43V24H42L41 26L44 25ZM52 22H54V21L52 20ZM70 22H72V20H71ZM73 22L70 23V24H73ZM94 22H95V21H94ZM94 22H93V23H94ZM118 22H119V23H118ZM145 22H141V24H142V23H145ZM172 22L174 23V25L172 24ZM184 22H185V21H184ZM222 22H223V23H222ZM235 22H237L238 25H237V23L235 24ZM15 23H16V22H15ZM15 23L12 22L13 27L15 26V25H14ZM26 23H27L26 21H25V25H23L24 23H22V25H20L21 27H19L20 29L18 28V26H15V27H17L19 30H22V29H23V30H22L23 32L21 31V33H22V34H25V35H23L24 38H25L28 34H30L31 31H34L33 29H35L36 27L34 28L33 26H37V25H38L37 28L40 27V26H39L40 23L37 24V25L34 24V23L31 25V23H30V26H29V27H28L29 24L27 25ZM58 23H57V26H56L57 28L59 27V26H58ZM61 23H60V24H61ZM66 23H67V22H66ZM66 23L63 22L62 24H66ZM68 23H69V22H68ZM68 23H67V24H68ZM77 23H81V22L78 21ZM77 23H76V24H77ZM87 23H89V25H90V23H92V21H91V22H87ZM99 23L96 22V24H98V28L100 29V27H99L100 24H99ZM132 23H133V24H132ZM149 23H150V22H149ZM196 23H195V24H196ZM219 23H220V24H219ZM12 24H11V25H12ZM18 24H19V23H18ZM18 24H16V25H18ZM74 24H75V22H74ZM74 24H73V25H74ZM76 24H75V25H76ZM84 24H85V23H84ZM96 24H94V25H95L94 28L92 27V24H91L92 29H95L94 32H92V34L95 33V31H96V32L99 31V29L96 30V27H97ZM146 24H148V23L146 22ZM243 24H244V25H243ZM249 24H250V25H249ZM3 25H2V27H3ZM26 25H27L26 29L28 28L27 30L24 29ZM47 25H48V24H47ZM47 25H46V27L49 26V25H48V26H47ZM52 25H53V24H52ZM52 25H50V26H52ZM55 25H56V24H55ZM75 25H74V27H73L74 29H75ZM81 25H83V24H81ZM94 25H93V26H94ZM108 25H110V26L108 27ZM116 25H114V28L117 30V28L115 27ZM144 25H145V24H143V28H144ZM148 25H150V24H148ZM172 25H173V26H172ZM186 25H187V24H186ZM240 25H241V26H240ZM31 26L33 27V29L30 28ZM50 26H49V27H50ZM71 26H72V25H71ZM78 26H79V25H78ZM85 26H86V25H85ZM87 26H88V25H87ZM100 26H101V25H100ZM136 26H137V25H136ZM141 26H142V25H141ZM146 26H147V25H146ZM176 26H178V27H176ZM5 27H3V29L1 28L2 30H0V31L5 30V29H4ZM11 27H12V26H11ZM13 27H12V28H13ZM15 27L13 28L14 30H11V29L9 28V30H10V31H9V32H10V35H11V31H12V32L15 31ZM23 27H24V28H23ZM46 27H45V25H44V29H45V30L42 29V27H40L43 31H42L40 28H39V29L36 28L35 31H39L40 33H41V31H42L41 34L44 35L45 33H43V32L46 31V29H47ZM60 27H61V26H60ZM63 27H65V30H64L65 32H64V33L66 34V28L69 27V26H65V25H63ZM91 27H89V29H90ZM117 27H118V26H117ZM166 27H165V29H166ZM184 27H185V28H184ZM193 27H194L195 29H194ZM193 27H191L190 29L193 28L194 31L197 30V31L199 32L200 28L197 29L198 27H197V28H196L195 26H193ZM199 27H200V26H199ZM206 27H207V30H206ZM21 28H22V29H21ZM29 28L31 29V31H30ZM70 28H72V27H69V29H68L69 32H71V31H70V30H71ZM73 28H72V29H73ZM76 28H77V27H76ZM80 28H81V27H80ZM80 28H79V29H80ZM83 28H84V26H83ZM87 28H88V27H87ZM87 28H86V29H87ZM101 28H102V29H101L99 32L102 33V31L104 30L103 25L101 26ZM110 28H111V27H110ZM110 28H109V29H110ZM118 28H120V27H118ZM221 28H223L225 31H224V30L222 31ZM229 28H230V29H229ZM231 28H232V29L235 28V29H234L235 31L232 30ZM18 29H16V30H18ZM50 29H51V28H50ZM55 29H56V28H55ZM55 29H54V30H55ZM59 29H60V28H59ZM63 29H64V28H63ZM74 29H73V30H74ZM79 29H78V30H79ZM86 29H85V30L82 29V30H83V33H84L85 31H86L85 33H87L88 30H86ZM106 29H105V30H106ZM109 29H108V32H109V33L107 32V34H106L107 37L109 36L108 39L112 38L113 35H114V37H116V36H120V37H118L117 39L120 40V41H122L123 38L126 39V37H130V36H128V35L132 34L131 31H127V32H130V33H128V34L126 35V37L123 36V38H122L121 36H122L123 34L125 35V34L127 33L126 31H124V33H123V32L120 30V29L124 30L123 28H120V29H119L120 31L117 30L119 33H121V34L123 33L122 35H121V34L119 35V33H118L117 31L115 32V30H114L115 34H113V32H112L113 30H111L112 33H110V30H109ZM111 29H113V27H112ZM141 29H142V27H140V29H139V30H140V33L137 35L138 38L142 35V34H141V33H143L142 31H144V33H143L144 36L146 35V34H145V30H146V29L144 28V29H142V31H141ZM183 29H185V30H183ZM215 29H216V30H215ZM220 29H221L222 33H221ZM243 29H244V30L246 29V30L244 31ZM6 30H5V32L3 31V32H0V33H1V34H2V33H7ZM19 30H18V31H19ZM47 30L49 31V29H47ZM57 30H58V29H57ZM75 30H76V29H75ZM80 30H81V29H80ZM105 30H104V31H105ZM139 30H138V31H139ZM157 30H158V29H157ZM160 30H159V31H160ZM217 30H219V32H220L221 34H220ZM227 30H229V32H231V34H228L229 32H228ZM231 30H232V31H231ZM247 30H248V33H249V34L246 32ZM26 31H27V32H26ZM29 31H30V32H29ZM35 31H34V32H35ZM59 31H60V30H59ZM59 31H57V32L59 33ZM61 31H62V29H61ZM89 31H93V30H89ZM106 31H107V30H106ZM176 31H177V29H176ZM187 31H189V32L187 33ZM233 31L236 32V33H234L235 35L232 34ZM15 32H16V34H20V35H21L20 32H17V31H15ZM15 32H14V34H15ZM62 32H63V31H62ZM81 32H82V31H81ZM99 32H97V34H96V33L93 34L94 36H93L91 33L88 34V35H91V36H93V37H95V35H96V37L99 36V35L102 36L103 34L105 35V32H104L103 34H98ZM125 32H126V33H125ZM198 32H197V33H198ZM217 32H218V34H219L220 36H219V35H216ZM223 32H226V33H227V34H226V33L224 34L225 37H224V35H222ZM237 32H238L239 34H238ZM240 32H242V33L245 32V33H247L248 35H251V36L246 37V36H248L247 34L242 35V33L240 34ZM40 33L35 32V33H34V34H36L35 36H33L34 34L29 35V37L27 36V38L25 39V40H27V41L23 40L24 38H23L22 35H21V36L19 35L20 38L22 37L21 41H20V38H19L18 35H17L18 38H17L16 36L13 37V38H15V39H17V40L20 41L21 44H18L20 47H21V46L23 47V45H24V46H28V47H29V46H32V48H33L34 46L31 45V43H30V44H27V42H28V43L31 42V41H28V40H31V39H34V38L36 39V38H37V40H40L39 42H43V43H45L46 41H48V38H51V37H52L51 39H53V37L56 36L54 33H53V34L51 33V30H50V33H51V35H54V36H51L50 33L46 31V33H49V34H46V35H49V37L46 36V37H48V38L45 37V38H46V39H45L46 41H44V40H43L44 37H43L42 35L40 36ZM60 33H61V32H60ZM75 33H76V32H74V34H75ZM88 33H89V32H88ZM116 33H118V34H116ZM7 34H9V33H7ZM16 34H15V35H16ZM37 34H38L39 37L37 36ZM69 34H71V33H69ZM69 34H68V36H69ZM78 34H79V31H78ZM109 34H112V35L110 36ZM140 34H141V35H140ZM167 34H169V33H167ZM214 34H215V35H214ZM2 35H3V34H2ZM5 35H6V34H5ZM57 35H59V34H57ZM62 35H63V33H62ZM62 35H61V36H62ZM71 35H72V34H71ZM76 35H77V34H76ZM85 35H86V38H85L83 35H81V37H79V35H77V37H78L79 40L77 39L76 36H73V37H76V39L80 42V43L78 42V45H79V44H80V45L83 44V46H84L85 43H86V46H90V44L95 45V43H92V42H91V41H92V39H91L92 37H91V36L89 37L87 34H85ZM115 35H116V36H115ZM139 35H140V36H139ZM148 35H149L150 37H148ZM155 35H156V37H155ZM169 35H170V34H169ZM198 35H199V33H198ZM198 35H197V36H198ZM213 35H214L215 37H212V39H210V37L213 36ZM226 35H229V36L227 37ZM232 35H233V38H236V39H231L232 37L230 38V36H232ZM236 35H237L238 37H239V36H241V37H240V38H237ZM31 36H33V37L30 38ZM36 36H37V37H36ZM63 36H64V35H63ZM66 36H67V35H66ZM101 36H99V37L101 38ZM216 36H217V37H216ZM218 36H219L221 39H219ZM222 36H223V37H222ZM235 36H236V37H235ZM7 37H8V38H7ZM11 37H12V35H11ZM42 37H43V39H42ZM73 37L70 36V38H73ZM87 37H88V39H90V40H88V41H90V44H89V45L87 44V42H83V41H85V40L87 39ZM96 37H95V38H96ZM99 37L96 38V39L99 41V42L97 41V42L99 43L98 46H100V43H101V42H100L101 39H99ZM107 37H104L103 40H105V38H107ZM114 37H113V38H114ZM147 37H148V39H147ZM200 37H199V38H200ZM1 38H2V37H0V39H1ZM3 38H4V35H3ZM3 38H2V41H3V43H5V42H7V41H5V40H6L5 38L9 39L10 37H9V35H8V36H6V37L4 38L5 40H3ZM13 38H11V39H13ZM38 38H39V39H38ZM64 38H65V37H64ZM64 38H63V39H64ZM82 38H83V40H82ZM84 38H85V39H84ZM102 38H103V37H102ZM120 38H122V39H120ZM190 38H191V39H190ZM208 38H207V39H208ZM223 38H226V40H225V39L222 40ZM227 38H228V39H227ZM15 39H14L13 41L17 42ZM35 39H34V40H35ZM41 39H42L43 41H42ZM54 39H55V38H54ZM54 39H53V40H54ZM61 39H62V38H61ZM76 39L74 38V39L70 40V41H71L70 44L73 43V44L75 45L76 43H74V42H77ZM80 39H81L82 41H81ZM96 39L93 38V41H94V40L96 41ZM117 39H116V40H117ZM124 39H123V40H124ZM146 39H147L148 41H147ZM149 39H151L152 43H151V41H150ZM179 39H180V40H179ZM22 40H23L24 43H26L27 45H25V44L22 42ZM34 40H32V41H34ZM118 40H117V41L114 40L115 43L118 42ZM221 40H222L223 42H222ZM229 40H230V41H229ZM9 41H10V39H9ZM13 41H12V43H13ZM19 41H18V43H19ZM54 41L56 42L57 40H54ZM54 41H53V43H54ZM61 41H62V40H61ZM64 41H65V40H64ZM64 41H63V43L66 44ZM101 41H102V40H101ZM105 41H106V40H105ZM109 41H110V40H107V43H108ZM112 41H113V39H112ZM114 41H113V42H114ZM120 41H119V42H120ZM127 41H129V40H127ZM159 41H161V42H163V43H159ZM218 41H219V42H220V41L222 42V43L220 42V44L223 45V46L221 45L223 48H227V46H228V48L230 47L232 50H235V48H237V49H236V51H237V55H236L235 59H234V58L231 59L233 55L231 56V58H227V57H229V56L222 55V54L224 53V50L221 52V48H222V47L220 46V44L218 43ZM50 42H51V41H50ZM81 42H82V44H81ZM148 42H149V43H148ZM224 42L227 44V46H226V44H225ZM0 43H1V41H0ZM12 43H11V41H10V43L7 42V44H10V46L7 45V46H9L8 48L11 49L12 46L15 44V43H14V44H12ZM22 43H23V44H22ZM47 43H48V42H47ZM51 43H52V42H51ZM53 43H52V44H53ZM57 43H58V42H57ZM57 43H56L55 45H57ZM60 43H61V42H59L58 46L60 45ZM67 43H69V41H68ZM102 43L105 44V42H103V41H102ZM111 43H112V42H111ZM170 43H169V44H170ZM192 43L189 44V43L187 42V44H189V45H191V46H192ZM228 43H229V44H228ZM235 43H236V44H235ZM16 44H17V43H16ZM16 44H15V45H16ZM48 44H49V43H48ZM70 44H69V46H70ZM96 44H97V43H96ZM120 44H121V43H120ZM158 44H159V45H158ZM181 44H182L183 46H181ZM1 45H2V43H1ZM1 45H0V46H1ZM4 45H6V44H4ZM4 45L1 47L2 50H3V47H6V48H7V46H4ZM18 45H16V47H17ZM53 45H54V44H53ZM55 45H54V46H55ZM78 45H76V46H78ZM93 45L90 46V47H91V49L93 48V52H92V51H91V52L94 54V50L96 51V49H94V48H96L97 45H95V47H93ZM101 45H102V48H103V44H101ZM117 45H118V43H117ZM117 45H116V46H117ZM121 45H124L123 42H122ZM134 45H135V44H134ZM142 45H143V46H142ZM176 45H177V44H176ZM185 45H186V44H185ZM216 45L218 46V48L221 47V48L219 49L220 52H219V50H218V48H217ZM230 45H231V46H230ZM233 45H234V46H233ZM236 45H237V46H236ZM19 46H18L17 48H19ZM51 46H52V45H51ZM51 46L49 45V47H51ZM64 46H65V45H64ZM67 46H68V45H67ZM83 46H82V47H83ZM130 46H132V47H130ZM191 46H190V48L187 46V48L191 49V48L193 47V46H192V47H191ZM224 46H225V47H224ZM238 46H239V47H238ZM16 47H13L12 49H15ZM22 47H21L20 49H17V48H16L18 51H16V50H15V51H14V50L11 51L12 49H11V50L9 49L12 53H13V52H14V53L17 52L16 54H18L19 50H20V53L22 52V53L19 54L18 56H16V54H13V55L16 56V58L18 57L17 59L15 58V56L11 57V58H13V60L10 59V54H11V53L9 52V53H10V54H9V53L6 51V50H7L6 48H5V52H6V54L8 53V56H9L8 58H7V55L4 56V55L1 54V53L4 54L5 52H1V53H0L2 56H4L3 58H5L4 60H5L6 62H7L8 59L11 60V61L8 60L7 63L5 62V63H6V66H7V67L9 66L8 68H9V70H11V71H10V74L7 73V72H5V75L3 74V76H6V75H7V76L4 77V78H5V79H8L9 75L11 76L12 73H13L14 71L16 72V70H17V73H13L12 77H13V76H14V77H13L12 80L15 81V82H16V80H18V83H17V82H16V83H15V82H12V83H14V85H15V87H14V85L12 84V85H13V87H12L13 89H12V90H10V89H11V87H10V89L8 88L9 90H8V89H4V90H5V93H2V92H4V90H2V88H5V87L2 86V84H3L4 81H6V80L3 81V80H2V79H3V76H1L2 78L0 77V78H1L0 80H2V82H3V83H1V81H0L1 86H2V87L0 86V87H1L0 90L2 91V92H0L1 95H2V96L0 95V97H2V98H0V99H1V101H2V99L4 100V97H5V96H8L7 99H8V98L13 99V100H14V98H15V99H17V98L19 99V98H20V97H19V94H20V95H21L22 93H24V94L26 93V94H27L28 92H29L30 94L28 93L27 95H30V98L32 99L33 96L36 97V95H34V94H37V93H35L36 91H37L38 93L40 92V95H39V96H41V93H43V96H44V92L47 93V94H45V96L47 95V98L42 99L43 97H42V96L39 97L38 94H37V97H38V98H36L35 100H36V101H37L38 99H41V100H40V101L38 100V101L36 102V101H34V100L32 99V100H33V103H32V100H31V103H32V104H28L29 101H30V98H29V100H27L29 96L27 97L26 94H25L26 99H24L25 96L22 94V95H21V96H22L21 98H23L24 100H27V102L21 100V98L19 99V101L17 100L18 102L15 101V104L18 103V104H17V105H18V108H19V110H18L17 105H15V104L13 103L12 100H10L11 102H9L11 105H10L9 103L7 104L8 100H7L6 97H5V100H6L7 102L4 103V101H2V102L0 101V102L2 103L1 106H0V110H2V108H5L7 105H9V106L11 107V109H12L13 107L16 108V112H14V111H15L14 108H13V110H11L12 112H14V114H15V113H16V114L18 113V114L21 115V114H23V113H20V112H21V111L24 112L23 109L20 110V108L22 107V106H20V105H23V102L25 103L24 106L30 105L31 107H33V109L37 106V103H38V105H39V103L41 104V102L43 101L42 104H44V100H45V105H46V104H47V103H46V99H48V97L51 96L50 94H49V96H48V93H50V90H53V91L55 90V92H56L57 94H56L55 92H54V93L56 94L55 96L57 97V96H58V93H60V92L62 91L61 94H63V93H64L63 91H64V90H67V89H65V88H67V87H68V88H71V87H72V86H70V85H71V83H73V82H70V80H74V82H77V81H78V83L81 84V83H82L81 81H83V80L85 79L86 87H87V84H88V86L91 85V84H93V83L95 84V83H96L95 80H98V81L100 82L99 78L101 79V77H98V79L96 78L97 73L100 71V69L97 70V68H98L97 65H98V64H97V65H94V64H96V63H95V61L93 62V60H94L93 58H92V62H91V63H93V64H90V62H89V64L85 62L86 59H87V62H88V60L91 59V58H89V59H88V58H84L85 61H82V64H83V63H84V64L86 63L85 65L83 64L84 67H86V68L82 67V64H81V58H79V57H80V56L83 57V55H84L85 52H83V51L81 50L82 48L80 47L78 51H82L83 53L81 52V54H79L78 52H76V53H77V54H76V53L74 52V51H75L74 49H73L72 52H73L74 54H76V55L79 54V55L77 56V58L80 60V62H79V60L77 61V58L75 59L77 62H75V60H74V62H75V64H77L78 62L80 63V65H79V63H78V68H80V70L83 71V73L85 72V73L83 74V77H84V78H82V75L79 74V72H81V71H79V69L77 68V66L74 65V63H73V65H74V66H73L74 69H73L72 67L69 66V65L71 64V63H70V64H68L67 66L69 67L70 70H71V69H72L73 71L76 70L74 73H77V72H78V75H79V76H78L77 74H76V75H77V78H78V77H80V78H78L77 81H76V78H74V77H76L75 74H73V71L70 72V70H69L70 73H68V72H67V73L70 74V75H68V76L70 77V76L73 74L74 77L71 76V77L69 78L70 80H68V77L66 76L67 73L64 72L65 75L63 74V76L67 77L66 79L68 80V81H67V82H68V83H67L68 85H66L65 88H62V87L65 86V83H66L65 81H66V79H63V78H64V77H63V78L60 80V78L62 77V75H60V76L58 75V76H59V77H58L59 79H58V81H57L56 78H55V75H53V74H54V73H53V74H51V75H53L54 77L52 76V78H54V80H55L56 82H58V83H57V87L54 88V86H55L56 84H53V83H49V84H50L49 86H50L51 88H50L47 84H46V86L43 85V86H45V87L48 86V88H47L48 90H49V88H50V90H49L48 92H46V88L44 89L43 86H40V83H41V82H44V81L46 80L47 77L44 76V77H45V78L43 79L44 81L41 80V79L39 80L38 78H39V77L42 78L41 75H44V74H43V72H40L41 70H40V71H37V69H36V68H37V67H36V66H37L36 64H37L38 61H37V62L34 61L35 67H34L33 61L31 62V60H35L34 57H36V55H34V53H33V55H34L33 59L30 60V57L33 56V55H31L32 53H30V52L34 51L35 54H38V53H37V50L40 52V50H39V49H40V46H38V49H37V48H34V49H32V51L30 50V52L27 51V50H28V47H23V48H22ZM41 47H42V46H41ZM43 47H44V46H43ZM49 47H48V48H49ZM60 47H62V46H60ZM65 47H66V46H65ZM65 47H64V48H65ZM109 47H110V45H109ZM109 47L106 46V48H109ZM111 47H113V46H111ZM111 47H110V48H111ZM118 47H119V46H118ZM118 47H117V48H118ZM121 47H122V46H120L119 48H121ZM129 47H130L131 49H130ZM138 47H137L136 49H134V50L136 51V50L138 49ZM142 47H143V50L141 49ZM144 47H145V48H144ZM233 47H235V48H233ZM1 48H0V49H1ZM24 48H26V51H27V53H26V51H24V53H26L27 55L24 54L23 51H22V49H24ZM45 48H46L45 51H47V47H45ZM55 48H57V46H55ZM98 48H101V46L98 47ZM98 48H97V50H98ZM102 48H101V49H102ZM104 48H105V45H104ZM106 48H105V50H104L105 52H106ZM119 48H118V49H119ZM124 48L122 49L123 51H125ZM170 48H171V49H170ZM184 48H185V46H184ZM197 48H198V50H197ZM228 48H227V50H230L231 53H234L231 49H228ZM29 49H30V47H29ZM35 49H37V50H35ZM50 49H51V48H49V50H50ZM69 49H70V48H69ZM69 49H67L68 52H69V51L71 52V50H69ZM111 49H112V48H111ZM111 49H110V53H112V50H111ZM173 49H174V50H173ZM177 49H178V50H177ZM179 49H180V50H179ZM189 49H188V50H189ZM193 49H192V51H193ZM199 49H200V50H199ZM2 50H0V51H2ZM59 50H60V49H59ZM116 50H117V49H116ZM163 50H164V52H162ZM167 50H166V51H167ZM182 50H183V51H182ZM204 50H203V51H204ZM42 51H44V50H42ZM45 51H44V52H45ZM52 51H53V52H54V51L56 52V51H58V50H57V49H56V50H51V52H52ZM60 51H62V49H61ZM65 51H66V49H65ZM76 51H77V50H76ZM89 51H90V49H89ZM100 51H101V50H99V52H100ZM119 51H121V50H118L117 52H119ZM123 51H121V52H123ZM126 51H127V50H126ZM137 51H138V50H137ZM211 51H210V52H211ZM44 52H42V53H44ZM47 52H48V51H47ZM51 52L49 51V53H51ZM53 52L51 53L52 55H53ZM63 52H64V50H63ZM72 52H71V53H72ZM99 52L97 51V52H95V54H98ZM107 52H108V50H107ZM114 52H116V51H114ZM185 52H186V51H185ZM194 52H193V54H191V55H190V52H189V54H188V52H187V54L190 55V56H192V55L194 56ZM217 52H218L219 54H218ZM28 53H29V55H31L30 57H29ZM45 53H46V52H45ZM49 53H48V55H49ZM71 53H69V54H71ZM92 53H91V54H92ZM102 53H103V52H102ZM102 53H101V54H102ZM110 53L108 52V53H104V54H106L107 56H109V55H111ZM191 53H192V52H191ZM199 53L203 56V58H205V56H206V55H204V53L207 54L208 57H210L209 59L207 58L208 61L210 60V61H209L210 64H209V62H208V66L210 65L209 67H212V68H209V67L207 66V67H208V70H207V69L205 70L204 67H206V66L203 65L204 67H202L201 63L204 64L206 59L204 60V59L202 58L201 55L199 56ZM220 53H222V54L220 55ZM23 54H24L27 58L29 57V60H30V61H28V59H27ZM51 54H50V55H51ZM56 54H57V53H56ZM61 54H63V53H61ZM65 54H66V53H65ZM93 54H92V55H93ZM108 54H109V55H108ZM115 54H116V53H114V56H116ZM118 54H119V53H118ZM156 54H157V56H156ZM175 54H176L177 56H176ZM208 54H209V55H208ZM226 54H227V53H226ZM1 55H0V56H1ZM20 55H21L22 58H26V60L22 59V61H23V62L26 61L28 64H27L26 62H24V63H26V65H27L28 67L32 68L31 66L33 65V67H34V68L36 69V71H37V72H36L35 69H34V72H35V73L40 72V73H42V74H41L40 76L37 77V75H39L40 73H38L37 75L32 74L33 71H30L31 69L28 68V67H27V66L21 61V59H20L19 61H21L23 64H22V63H19L18 59H19ZM59 55H60V54H59ZM85 55H86V53H85ZM112 55H113V54H112ZM151 55H152V56H151ZM183 55H184V54H183ZM188 55H187V56H188ZM218 55H219L220 57H221V56H222V57L220 58ZM11 56H12V55H11ZM23 56H24V57H23ZM37 56H38V55H37ZM54 56H55V55H54ZM54 56H53V59H54ZM57 56H58V55H57ZM62 56H63V55H62ZM66 56H68V55H66ZM73 56H74V55H73ZM122 56H123V55H122ZM142 56H145V57L148 58V59H145V57H144L145 60H141V57H142ZM164 56H165V58H164ZM167 56H168V57H167ZM169 56H170V57H169ZM187 56H186V57H187ZM207 56H206V57H207ZM223 56H224V59H223ZM45 57H46V55H45ZM47 57H48V56H47ZM55 57H56V56H55ZM60 57H61V56H60ZM136 57H137V58H136ZM166 57H167V58H166ZM181 57H182V58H181ZM198 57H200V59H198ZM6 58H7V60H6ZM14 58H15V60H14ZM39 58H40V57H39ZM48 58H49V57H48ZM68 58H69V56H68ZM70 58H71V56H70ZM135 58L138 59L137 61H139V60H140V61H139V62L135 61V60H136ZM187 58H191V57L188 56ZM215 58H218V59H220V60L215 59ZM226 58L229 60V61H227V63H229V62L232 61V62L236 63V64L233 63L234 66H235V65H236V66H235V67H232L233 65H232V62H231V65H232V66L230 65V66H231V67L229 66L230 68H228V66H227V67H224V66L228 65V64H226V62H224L225 65H224L223 62H222V60H223V61H226V60H227ZM243 58L246 60V62L243 61ZM49 59H50V58H49ZM53 59H52V60H53ZM59 59H60V58H59ZM96 59H97V60H96ZM121 59H122V61H123V58H121ZM126 59H125V60H126ZM212 59H213V58H212ZM225 59H226V60H225ZM0 60H1L0 62L3 61L2 64H0V66H1V65H3V63H4V60H2V58H0ZM37 60H38V58H37ZM46 60H48V59H46ZM55 60H56V59H55ZM61 60H62V59H61ZM203 60H204V62H203ZM215 60H216V61L218 60V61L216 62ZM230 60H231V61H230ZM233 60H234V61H233ZM239 60H242V61H240V63H239V62H238ZM12 61H13V63H14V61H16V62H18L19 64H22V66L19 65V64H13ZM41 61H42V60H41ZM41 61H39V62L42 64ZM53 61H54V60H53ZM59 61H60V60H59ZM64 61H65V60H64ZM90 61H91V60H90ZM97 61H98V62H97ZM120 61H121V60H120ZM152 61H150V62H152ZM159 61H160V63H159ZM184 61H185V63H184ZM16 62H15V63H16ZM29 62H30V64L32 63L31 66L29 65ZM35 62H36V63H35ZM48 62H49V61H48ZM54 62H55V61H54ZM60 62H61V61H60ZM108 62H109V64H108ZM125 62H126V61H125ZM166 62H168V63L170 64V66H172V67H174V68L169 67V64L166 63ZM221 62H222L223 65L220 64ZM237 62H238L239 64H238ZM8 63H9L10 65H13V66H14V67L11 66V68H12L13 70L10 68V65H7ZM40 63H38V64L40 65ZM106 63H107V64H106ZM115 63H116V62H115ZM131 63H132V62H131ZM142 63H141V64H142ZM164 63H166V64L168 65V67L170 68V71H169V72L167 71V70H169V69H167V65L164 64ZM180 63H182V64H180ZM211 63H212V64H211ZM57 64H58V63H57ZM59 64H60V63H59ZM87 64H88V68H87ZM127 64L124 65V66H125V69H126V68H129V67L127 66ZM129 64H130V63H129ZM138 64H139V65H138ZM152 64H154V65H152ZM156 64H157V63H156ZM205 64L207 65V61H206ZM215 64H218V65H215ZM219 64H220V65H219ZM23 65H25V67H24ZM39 65H38V66H39ZM89 65H90V67H91V66H92V67L90 68ZM93 65H94V67L96 68V71L94 72V74H96V75H93V72H92V69H93V71H94ZM120 65L116 64V67H115L114 69L118 68ZM6 66H5V67H2V68H4V69H8ZM16 66H17V67H16ZM18 66H19V67H22V69H21V68H18ZM71 66H72V65H71ZM75 66H76V67H75ZM79 66H80V67H79ZM117 66H118V67H117ZM126 66H127V67H126ZM152 66H153V67H152ZM186 66L188 67V69H187ZM196 66H198V65H196ZM216 66H217V67L220 66V68H217ZM222 66H223V67H222ZM23 67H24L25 70L23 69ZM26 67L29 69V71L27 70ZM81 67H82L83 69H85V70H86V69H88V70L91 69V70H89V71H90L89 74L91 75L90 77L93 76L92 81H91L92 83L90 82L91 78H90V79H87V78H89V74H87L88 76H86V73H88V72H87L88 70L85 71V70H83ZM135 67H136V68H135ZM158 67H157V68H158ZM221 67H222V68H221ZM2 68H1V69H2ZM16 68H17V69H16ZM39 68H40V67H39ZM39 68H38V70H39ZM76 68H77L78 70H77ZM107 68H109V69L107 70ZM142 68H143V69H142ZM154 68H153V69H154ZM171 68H172V69H171ZM202 68H203L204 71H202ZM214 68H213V70H214ZM216 68H217V69H216ZM225 68H226V69H225ZM227 68H228V69H227ZM233 68H235L234 71H232ZM19 69L23 70L22 72H23L24 74L21 72L22 75H19V74H20L19 71H21V70H19ZM41 69H42V68H41ZM47 69H48V68H47ZM47 69H46V70H47ZM65 69H67L66 66H65L64 70H65ZM121 69H122L123 71H125V72H124L125 74L122 73L123 71H122ZM129 69H130V68H129ZM161 69H162V68H161ZM178 69H179V67H178ZM180 69H181V68H180ZM180 69H179V70H180ZM218 69H220V70H222V71L225 70V71H224L223 73H221V71L218 70ZM229 69H231V71H230ZM18 70H19V71H18ZM26 70H27V71H26ZM46 70H44V72H45ZM62 70H63V69H62ZM104 70L102 71V69H101L102 73H101V71H100L98 75H100V74H103V75H104V74L106 73ZM147 70H145V71H147ZM4 71H5V70H4ZM120 71H121L122 74H124V75L122 76V78H121L120 76H118V75H120ZM127 71H128V69H127ZM130 71H129V72H130ZM136 71H137V72H136ZM151 71H152V70H151ZM157 71H158V70H157ZM173 71H174V70H173ZM180 71H182V78H183L184 76H185V78L188 77L187 74L183 76V73L185 74V72H184L182 69H181ZM180 71H179V73H181ZM219 71H220V73H219ZM228 71H230L231 73L233 72L232 75L235 74L234 77H233V79H234L235 76L237 75L236 77H237L238 80H236V78H235L234 80H236V81H238V82H236V81H235V83H230V82H229V83L231 84V85H230L229 83L227 84V82H225L226 80H224L223 84H222V83L220 84V82H222L223 79H222V80H221V79L219 80V79L215 78V76H218V75L220 76V74H221V75L223 74L222 76H229L231 73L228 72ZM28 72H29V73L31 72V74H32L31 78H34V80H35V78H36L35 83H34L33 79H32L33 83H32V81H31V79H29V78H30L29 75L26 74V73H28ZM34 72H33V73H34ZM118 72H119V74H118ZM143 72H144V71H143ZM158 72H160V70H159ZM174 72H175L176 74H178V76L181 77V74H179L178 71H174ZM174 72H173V73H174ZM210 72L208 71V75H211ZM217 72H218V73H217ZM226 72H227V74L229 73V75H226V74H225ZM6 73H7V74H6ZM29 73H28V74H29ZM50 73H52V70L50 71ZM55 73H56V72H55ZM59 73H61V72H59ZM71 73H72V74H71ZM109 73H106L105 76H107V78H106V77H105V78H106V79H109V80H112V79H110V78H112V77L110 76ZM175 73H174V74H175ZM187 73H188V72H187ZM190 73H191L192 77H191ZM45 74H46V73H45ZM56 74H57V73H56ZM107 74L109 75L110 78H108V75H107ZM122 74H121V75H122ZM164 74H163V75H164ZM224 74H225V75H224ZM26 75H27L29 78L26 77ZM33 75H34L35 77H33ZM84 75H85V76H84ZM129 75H130V76H129ZM156 75H157V73H156ZM156 75H155V76H156ZM161 75H162V74H161ZM15 76H16V77H15ZM17 76H18V77H19V76H21V77L24 76V77H23V79L21 80V78H20V77L18 78ZM49 76H50V75H49ZM94 76H95V77H94ZM101 76H102V75H101ZM116 76H117V77H116ZM142 76H141V77H142ZM157 76L160 77V74L158 73ZM176 76H177V75H176ZM178 76H177V77H178ZM186 76H187V77H186ZM197 76H196V77H197ZM230 76H231V75H230ZM56 77H57V76H56ZM86 77H87V78H86ZM119 77H120V79H118ZM26 78H27V79H26ZM52 78H51V80H52ZM71 78H74V79H71ZM95 78H96V79H95ZM153 78H157V77H153ZM160 78H162V76H161ZM178 78H179V77H178ZM178 78H177V79H178ZM182 78H181V79H182ZM190 78H191V79H190ZM193 78L195 79L194 83H192V80H194ZM203 78H202V79H203ZM24 79H25L27 82H26ZM37 79H38L39 82H37ZM93 79H94V82H93ZM103 79H104V78H103ZM103 79H101V80H103ZM157 79H158V78H157ZM177 79H176V77H175V80H177ZM181 79H179L180 82L183 81V80L181 81ZM213 79H214V80H213ZM215 79H216V81H215ZM8 80H9V79H8ZM8 80H7V81H8ZM19 80H20V82H19ZM23 80H24V81H23ZM54 80H53V81H54ZM62 80H63V81L65 80V81H64V82H65V83H64V86H63V85L61 86V84L63 83ZM109 80H108V81H109ZM113 80H112V81H113ZM186 80H187V79H186ZM186 80H185V81H186ZM204 80H202V81H204ZM241 80H242V81H241ZM29 81L32 83V85L30 84ZM40 81H41V82H40ZM53 81H51V82H53ZM79 81H80V82H79ZM87 81H88L89 83H88ZM108 81H106V80L104 79L103 82H107V83H108ZM112 81H111V83H112ZM140 81H141V80H140ZM140 81H139V82H140ZM177 81H178V80H177ZM200 81H201V80H200ZM217 81H218V84L215 85V84L217 83ZM227 81H228V80H227ZM240 81H241V86L244 87V88H243L241 91H238L237 86L240 87ZM23 82H25V83L22 84ZM69 82H70V83H69ZM109 82H110V81H109ZM180 82L178 81V83H179L178 85H175V84H174L175 89H177V90L179 89V88H176V86L181 85ZM183 82H184V81H183ZM6 83H7V82H6ZM6 83H4L3 85H5ZM19 83H20V84H19ZM26 83H27V84L29 83L28 85H31V86H30V87L28 86L29 88H28V87H25V86H27ZM36 83H37V84H36ZM54 83H55V82H54ZM78 83H77V84H78ZM90 83H91V84H90ZM107 83H104V84H107ZM141 83H142V81L140 82V85H141ZM143 83H142V84H143ZM168 83H169V82H168ZM203 83H204L205 87L203 86ZM207 83H208V84H207ZM238 83H239V84H238ZM242 83H243V84H242ZM17 84L20 85V86H18ZM34 84H36V85L39 84L38 86H40V87L36 86L37 89H35L36 87L34 86ZM42 84H43V83H42ZM42 84H41V85H42ZM44 84H45V82H44ZM51 84H52V85H51ZM58 84H60L62 90H60V87H59ZM69 84H70V85H69ZM77 84H75V85L72 84V85L76 86ZM83 84H84V81H83ZM83 84H81L80 87L83 86ZM98 84H99V83H98ZM100 84H103V83H100ZM115 84H116V85H115ZM165 84H166V85H165ZM173 84H172V85H173ZM176 84H177V83H176ZM191 84H190V85H191ZM235 84H236V85H235ZM22 85H25V86H24L25 89H24V87H23ZM53 85H54V86H53ZM107 85H108V84H107ZM128 85H129V86H128ZM168 85H170V86H169V89H168L167 87H165V86H168ZM218 85H219V86H218ZM224 85H225V87L222 88ZM226 85H227V86L229 85V89H228V87H227ZM232 85H233L235 88H232ZM17 86H18L20 89H21V86H22L23 88L20 90ZM32 86H33V87H32ZM74 86L72 87V89H73L72 91H74ZM84 86H85V85H84ZM84 86L81 87V88H84V89H81V88L79 89V86L76 87V88L79 89V93H80V91H83V93H86V92H85L86 87H84ZM92 86H93V85H92ZM101 86H102V85H101ZM103 86H104V85H103ZM105 86H106V85H105ZM124 86H125V87L127 86V87L129 88L130 91H129V92H126ZM146 86H147V87H146ZM230 86H231V87H230ZM31 87H32L33 90L35 89L36 91L30 90ZM34 87H35V88H34ZM58 87H59V89H58L59 92H57V89H56V88H58ZM94 87H95V89H96V85H94ZM97 87H99V86H97ZM106 87L108 88V86H106ZM127 87H126V88H127ZM150 87H151V89H150ZM161 87H162V89H163V88H166V89H165L166 92H165L164 90H163V91L161 90V93H160L159 90L161 89ZM174 87H173V88H174ZM179 87H180V86H179ZM211 87H212V88H211ZM14 88H16V89H14ZM40 88H43V89L40 90ZM52 88H53V89H52ZM92 88H93V87H92ZM92 88L89 89V91L86 90V91H87L86 94H87L88 96L90 95L89 98L86 97V94H85V96H83V94H82V96H80V98H81L82 101H81L80 98H79V95H80V94L78 95V90H77V89H75V91H76V93H77V94H75V95H78V96L72 98L73 94H69V93H68V92L71 91V89H70V91H68V90H69V89H68V90H67L68 92H66V93H68V94H66V96H65V95H62V96H63L62 98H63V100L65 101V99H66L68 96L71 95L70 98L68 97L69 100H66L67 103H68V101H69V103H70L71 98L73 99V102H76V101L79 102V101H80L78 104H81V102H83V99H84V101H85V100L88 101V104H90V103L92 102L91 105H88L87 103L85 104V102H84V103H82L83 105H82V106L80 105L79 107L82 109V108L84 107V105H86V106L88 105V106H87V107H88V110H91L90 112H91L92 115H93L92 111H93L94 113H96V110H98L97 115H93V116H96V117H94V118L92 117V120H93V119H94V120H98V118L100 117V115H101V113H102V111H101L102 108L106 105L105 102H107V101H109V100H111L110 102H112V99H111V98H112L113 96H111V98H110L109 96H102V94H103V95H109V94H105V93H103V92H104V91H103V88H102V89L100 88V89H101V93H100L101 96H99V97H100V98H99L98 95H100V94H99L100 90L97 88V89L99 90V92H98V90H97V92H98V94H97L96 90H93ZM119 88H118V89H119ZM123 88H124V90H125L126 93L123 92ZM128 88H127V89H128ZM143 88H147V89H145V90H147V91H145ZM156 88H157V90H156ZM159 88H160V89H159ZM220 88H221V90L227 88L228 90H230V91L232 90V91H231V93H230V91L228 92L227 89H226L227 91H226V90H222V91H221ZM17 89H19V91H18ZM26 89L28 90L27 92H25ZM111 89H110V90H111ZM120 89H121V88H120ZM167 89H168L169 91H168ZM185 89H187V88H185ZM13 90H14V92L17 90V91H16V92H18L17 95H16V93L14 94V92L12 93ZM44 90H45V91H44ZM91 90H92V93H90ZM110 90H109V92H110ZM113 90H112V91H113ZM140 90H144V91L142 92V91H140ZM218 90H220L221 92H220V91L218 92ZM53 91L51 92V94L53 93ZM72 91H71V93H75V92H72ZM93 91H95L96 93H93ZM102 91H103V92H102ZM127 91H128V90H127ZM167 91H168V92H167ZM234 91H235V92H234ZM7 92H8L10 95H11V94L15 95L16 97H13V95L10 96L9 94L6 95ZM10 92H11V93H10ZM19 92H20V93H19ZM33 92H34V94H33ZM107 92H108V91H107ZM140 92H142V93L145 92V96H143V94H141ZM163 92H165V93H163ZM214 92H215L216 94H214ZM217 92L219 93L220 97H219V95H218ZM223 92H224V93L227 92V95H226V96H223V94H224ZM239 92H240L241 94H240ZM31 93L33 94V96H32ZM111 93H112V92H111ZM113 93H114V92H113ZM220 93H221V94H220ZM228 93H230V94H228ZM237 93H238V94H237ZM61 94H59V97H61V96H60ZM91 94L93 95V97H94L95 95H97V100H98V98H99V99H100V103H96L97 100H95V102L93 103V100L96 99V97H95L94 99L90 98V97L92 96ZM114 94H115V93H114ZM114 94H113V95H114ZM121 94H118V93H117V95H115L113 98H116L117 100H118V98H119L118 103H121V101H122L123 103L125 102L124 104L126 105V101L123 99L124 96H123V98H122V97H121V96H122ZM139 94H140L141 96H140ZM160 94H161V96H160ZM162 94H163V95H162ZM213 94H214V95H213ZM225 94H226V93H225ZM225 94H224V95H225ZM235 94H236L237 96H238V95H239V96L237 97ZM4 95H5V96H4ZM52 95H53V94H52ZM67 95H68V96H67ZM111 95H112V94H111ZM118 95H119L123 100L120 99V97H119ZM187 95H188V96H187ZM212 95H213V96H212ZM232 95H233V97H234V96L236 97V98H233V100L236 99V101H237V102L235 101L236 105L239 104V103H240V104L242 103V104H241V110H238V112L236 111L235 113H233V116L230 114V107L233 108V107L235 106V103L232 102V101H233V100H232ZM17 96H18V97H17ZM45 96H44V97H45ZM53 96H54V95H53ZM116 96H118V98H117ZM139 96H140V97H139ZM142 96H143V99H142ZM154 96H155V97H154ZM186 96H187V97H186ZM215 96H218V97H215ZM227 96H228V97L230 96V97L228 98ZM35 97H33V98H35ZM64 97H65V98H64ZM77 97L79 98V101L76 99ZM102 97H103V100L101 99ZM104 97H105V98L108 97L109 100H108V99L106 100ZM125 97H127V96L125 95ZM156 97H158V98H156ZM222 97H224V98L222 99ZM226 97H227V98H226ZM68 98H67V99H68ZM74 98H75L76 100H75ZM82 98H83V99H82ZM85 98H87V99H85ZM214 98H215V99H214ZM216 98H217V99H216ZM218 98H221V99H218ZM225 98H226V99H225ZM57 99H58V97H57ZM57 99H54V102H55V100H57ZM89 99H90V100H89ZM91 99H92V101H91ZM104 99H105L106 101H104ZM116 99H115V100H116ZM151 99H152V100H151ZM175 99H174V101H175ZM224 99H225V101H226V102H225V105H226V106H228L227 104H230V107L228 106L229 108H228V107H225V105H223V104H224V101H223ZM20 100L22 101V102H21L22 104L20 103V105H19ZM60 100H61V99H60ZM74 100H75V101H74ZM101 100L104 101L105 105H104V103L101 102ZM115 100L113 99V102H114ZM120 100H121V101H120ZM126 100H127V98H126ZM129 100H127V104H128V101H129ZM133 100H134V99H132L131 101H133ZM135 100H134V102H135ZM228 100H229L230 102H228ZM89 101H91V102L89 103ZM98 101H99V100H98ZM119 101H120V102H119ZM177 101H176V102H177ZM185 101H182V102L184 103ZM206 101H205V102H206ZM35 102H36V103H35ZM54 102H53V98H52V100H51V102H49V104L52 105ZM61 102H62V101H61ZM61 102H59V103H61ZM113 102H112V103H113ZM115 102H116V101H115ZM115 102H114V103H115ZM191 102H192V103H191ZM207 102H206V104H208ZM227 102H228V103H227ZM3 103H4V105H3ZM55 103H56V107H55V109L57 110V109H58V106H57V105H58V102H55ZM101 103L104 105L103 107L101 106ZM107 103H108V102H107ZM112 103H111V104H112ZM114 103H113V104H114ZM123 103H121V108H120L121 111H122L126 106H128V105H126V106L124 105L125 107L122 109V105H123ZM129 103H130V102H129ZM131 103H132V102H131ZM138 103H136V105H137ZM150 103H151V104H150ZM179 103H180V104H179ZM226 103H227V104H226ZM231 103H232V105H234V106H232ZM12 104H13V107H12ZM26 104H27V105H26ZM35 104H36L35 107L32 106V105H35ZM49 104H47L46 106L50 107ZM65 104H66V103H64V102H63V105H64V106L60 104L61 107L64 108V110H65V106H66ZM73 104H76V106L78 107L77 103H73ZM73 104H72V105H73ZM93 104H95V105L98 106V107H99V104H100V107H102L101 110H99V109H97V108L95 109V107H94V108H91ZM97 104H98V105H97ZM111 104L109 103V104H107L106 106H109V105H111ZM185 104H186V103H185ZM215 104H216V105H215ZM70 105H71V103H70ZM72 105H71V106H72ZM115 105L117 106V102L115 103ZM131 105H132V104H131ZM134 105H135V104H134ZM134 105H133V106H134ZM136 105H135V106H136ZM139 105H137V106H139ZM143 105H144V104H143ZM143 105H142V108L145 106V105H144V106H143ZM175 105H176V106L178 105V106L176 107ZM180 105L183 106V107H181ZM192 105H193V104H192ZM213 105H215V107H214ZM218 105H219V104H218ZM9 106L7 107L8 112H9V110H10V109H9V108H10ZM24 106H23L22 108H24ZM42 106H43V105L40 106L41 109H42ZM68 106H69V105H68ZM68 106L66 107V110H65L66 112L69 110V109H68ZM71 106H70L69 108H75V105H73V107H71ZM86 106H85V107H86ZM89 106H90V108H89ZM106 106H105V107H106ZM111 106H112V105H111ZM111 106H109V109H110ZM116 106H112V107H114L115 109L119 110V109H118L119 106H118V107H116ZM135 106H134V107H135ZM137 106L135 107V109H136L137 112H138V111H139L140 109H142V108L140 107V109H139ZM148 106H147V107L145 106L146 108H144V109H145L144 112H147V113H148V112H149V113L151 112V113H152V112L154 111L153 115L156 114L155 111H157V110H154V109H153V111H152V107H148ZM163 106H162V107H163ZM179 106H180L181 108H180ZM185 106H187V108H188V107H191V108H192L191 110H189V112H190V111H192V112L194 111V113H195V109H199V111H201L200 113L204 115L205 113H208V111H209L208 109L210 108V111H209V113H208L207 115H212L213 113H215V115H218V116H215V117H213V116H209V117H208V116H205L206 114L204 115L205 117H208V119H210V117H211V119H210L209 121L212 122L211 125H213L212 127H214V128L211 127L209 121H208L207 123H208V126L210 125V127L206 126V124L203 125V119H202L203 116H201V117H202V118H201V119H202V120H201L202 123L200 122V124H199V125L201 126V129H202V130H201V129H198V128H200V127H198L199 125H196V126L198 127V128H197L198 131L201 130L200 132H202L203 134H206V133H207L206 131H208V133H207V137H205L206 135L200 134V136L203 135V136H202L203 138H202V139L200 138V140L198 141L199 136H197V134L194 133V130H196V132H197V129H196V128H192L193 131H192V133H191V129L188 128V127H192L193 125L195 126V124H192V126H188V125H191V124H190L191 122H189V117H190L189 115H192V114H190V113L188 114V111H186V109H185V111H184V107H185ZM237 106H238V105H237ZM31 107H30V109H31ZM48 107H47V108H48ZM85 107H84V108H85ZM112 107H111V110H110V111H111V115H110V111H109V109H108L109 114L107 115V114L105 113V114H106L107 116H109V117H110V116H114V115L117 114V113H115L116 110L114 111V108L112 109ZM128 107H129V106H128ZM201 107H200V108H201ZM208 107H209V108H208ZM224 107H225V108H224ZM239 107H240V106H239ZM38 108H39V106L36 107V110H38ZM47 108H43V109H46V110H45L46 112H43V113H44V116H43V114H40V113L42 112L41 109L39 110V112H40L39 115H38V112H36V111H30L29 108H28V111H29V112H32L33 114H34V112H35V114L37 113L38 116L41 115L40 117H43L44 120H45V121H43V122H46V123H47L48 121H46V118H47V115H48V111L50 110V108H48V110H47ZM84 108H83V109H84ZM107 108H108V107H107ZM131 108H132V107H131ZM148 108H149L151 111H150V110L148 111ZM169 108H170V107H169ZM169 108H168V109H169ZM182 108H183V109H182ZM185 108H186V107H185ZM207 108H208V109H207ZM212 108H213V109H212ZM214 108H215V109H214ZM220 108H221V110H220ZM232 108H231V109H232ZM234 108H235V107H234ZM7 109H6V111H7ZM26 109H27V108H26ZM26 109H25V110H26ZM33 109H32V110H33ZM60 109H61V108H60ZM83 109H82V110H83ZM94 109H95V110H94ZM103 109H104V110H103L104 112H107V113H108V111H105V110H107L106 108H103ZM129 109H130V108H129ZM170 109L173 110L172 108H170ZM181 109L183 110V112H186L185 115L188 116V118L184 115V113L181 112V111H182ZM188 109H189V108H188ZM188 109H187V110H188ZM211 109H212V110H211ZM216 109H219V112H221L222 115H225V113H224L225 110H224V109H227V111H229V115H227V114H228V113H227V114H226V117L228 116L229 118H225V116H224L225 119H223V120H228V122H229V120H231V121L229 122L230 125H232L231 123L238 122V123H239V124L237 125L238 127H235L236 124H234L235 126L233 125V126H230V127H229V126H228L229 123H227V121L225 122V121L222 120V118H223V117H221L222 115H221L218 111H215V112L213 111V110H216ZM17 110H18V111H17ZM34 110H35V109H34ZM56 110H54V111L56 112ZM64 110H63V111H64ZM72 110L74 111V109H70L71 112H73ZM77 110H78V109L75 108V111H76L77 113H78V112L82 113L80 110H78V111H77ZM112 110H113V111H112ZM120 110H119V111H120ZM125 110L128 112V116H129V112H131L132 110H133V112L135 111L134 108H132L131 111H130V110H127L126 108H125ZM125 110H123L124 113L122 112V113H123V117L127 116V115L124 116V114H127V113L125 112ZM146 110H147V111H146ZM171 110L169 111L170 113H172ZM207 110H208V111H207ZM2 111H4V110H2ZM11 111H10V112H11ZM19 111H20V112H19ZM58 111H59V110H57V112H58ZM86 111H87V110H86ZM100 111H101V112H100ZM121 111H120V112H121ZM141 111L143 112V110H141ZM167 111H168V110H166V112H167ZM175 111H173V115H175ZM211 111H212V112H211ZM222 111H223V112H222ZM227 111H226V112H227ZM10 112H9V113H10ZM29 112H27V110L25 111V113H27V114H28ZM59 112L62 113V109H61V111H59ZM59 112L57 113V115H59V119L61 118V120H62V119L65 118L62 122H64V123L67 122L66 125H69V126H70V123L68 124V121L70 122L72 119L69 118V116H67V115H72L73 113L70 114V112H67L66 114L64 113V116H61V117H60V113H59ZM76 112L74 113L75 115H76ZM83 112H85V109L83 110ZM88 112H89V111H87L86 113H88ZM90 112H89V113H90ZM99 112H100V113H99ZM116 112H118V111H116ZM137 112H136V113H137ZM144 112H143V114H144ZM180 112L183 114V116H185V117L188 119L187 124H188V123H189V124L187 125V128H185V127H186V126H185V125H186V122H184V121H185V118L180 116V115H181ZM210 112H211L212 114H210ZM0 113H2V112L0 111ZM25 113H24V114H25ZM32 113H30V115L33 116ZM68 113H69V114H68ZM80 113L77 114L76 116H74L73 118L77 117V118L80 119L81 121H80V120H77V118H76V119H74V121H71L72 123L75 122L76 120H77L76 123H78V124H79L80 122H82V118H83V117L81 116L82 114L80 115ZM89 113H88V114H89ZM113 113H115V114L113 115ZM118 113H119V112H118ZM131 113H132V112H131ZM131 113H130V116H131ZM136 113H135V112L132 113L133 120H137V119H138L137 114H138V115L141 114V113H140V114H139V113L136 114ZM147 113H146V114H147ZM149 113H148V115H146L147 117H149V115L151 114V113H150V114H149ZM164 113H165V112H164ZM164 113H163V114H164ZM200 113H199V114H200ZM217 113H218V114H217ZM223 113H224V114H223ZM10 114H11V113H10ZM14 114H13V115H14ZM18 114H17V115H18ZM35 114H34V115H35ZM55 114H56V113H55ZM55 114H54V112L52 113L53 118L50 117L51 120L48 122L49 124L51 123L52 120H53V121H54V120L56 121V119L58 118V117L55 118ZM74 114H73V115H74ZM84 114H85V113H84ZM84 114H83V115H84ZM91 114H90V115H91ZM102 114H104V113H102ZM119 114H120V113H119ZM167 114H168V112H167ZM167 114L165 113L164 115H165V116H168ZM199 114H197V115L200 117L201 114H200V115H199ZM1 115H2V114H1ZM37 115H35V117H36ZM62 115H63V113H62ZM78 115H79V117H78ZM85 115H86V114H85ZM85 115H84V116H85ZM106 115H101V117H100L99 119H101L102 116H105V117H106ZM158 115H159V117H158ZM170 115H172V114H170ZM220 115H221V116H220ZM230 115H231V116H230ZM4 116H5V115H4ZM6 116H7V115H6ZM14 116H16V115H14ZM23 116H24V115H23ZM32 116H31V117H32ZM65 116H66V117H65ZM97 116H99V117L97 118ZM120 116H122V115H121V114L118 115V117H119L118 120L122 118V117H120ZM132 116H131L130 119H129V117H127V118L129 119V121H127L128 123L131 122V120H132ZM150 116H152V115H150ZM179 116H180V117H179ZM193 116H194V114H193ZM195 116H196V115H195ZM219 116H220V117H219ZM8 117H9V116H8ZM10 117H12V116H10ZM29 117H30V116H29ZM45 117H46V118H45ZM62 117H63V118H62ZM80 117H82V118H80ZM88 117H89V116H87V115L85 116V118H88ZM105 117H104V118H105ZM109 117H106V119H108ZM115 117H116V116H115ZM136 117H137V118H136ZM199 117H198V118H199ZM218 117H219V118H218ZM231 117H233V119H232ZM16 118H17V117H16ZM16 118H13V119H16ZM22 118H23V117H22ZM54 118H55V119H54ZM66 118H69V119H66ZM90 118H91V117H90ZM96 118H97V119H96ZM125 118H126V117H125ZM125 118H123V119H125ZM134 118H136V119H134ZM140 118H141V117L139 116V119H140ZM150 118H151V117H150ZM152 118H151V120H150L149 118H146V120L149 119V121L151 122V121H153ZM170 118H172V119H170ZM170 118H169L170 120H173V119H174L173 117H170ZM183 118H184V120H182ZM190 118H191V117H190ZM7 119H8V118H7ZM9 119H10V118H9ZM11 119H12V118H11ZM33 119H36V118L33 117L32 120H33ZM38 119H39V118H37V120H38ZM106 119H104V121H105L104 123H110L111 121H112L111 123L114 122V121H113L112 119H110V118L108 119V122H106V121H107ZM123 119H122V120H123ZM128 119H126V120H128ZM142 119H145L143 115H142L141 120H139V121H142ZM169 119H168V117H167V120H169ZM195 119H196V118H195ZM195 119H194V118H193V119L191 118L190 120H194L193 122L196 123V122H195ZM205 119H206V118H205ZM0 120H1V119H0ZM2 120L6 121L5 119H2ZM17 120H18V119H17ZM21 120H22V119H21ZM39 120H40V119H39ZM57 120H58V119H57ZM61 120H58L57 124L60 123V125L58 124V126H62V125H61V124H62ZM66 120H68V121H66ZM109 120H110V122H109ZM118 120H117V121H118ZM126 120L123 121V124H124V122L127 123ZM146 120H145V121H146ZM167 120H164V121H167ZM180 120L183 121V124H181V121H180ZM206 120H207V119H206ZM7 121H8V120H7ZM18 121H20V120H18ZM30 121H31V120H30ZM53 121H52V122H53ZM78 121H79V122H78ZM86 121H88V119H86ZM89 121H91V119H90ZM100 121H101V120H100ZM102 121H103V120H102ZM102 121H101V123H103ZM139 121H136V122L139 123ZM173 121H174V120H173ZM186 121H187V120H186ZM197 121H198V120H197ZM0 122H2V121H0ZM37 122H38V121H37ZM39 122H40V121H39ZM41 122H42V121H41ZM97 122H99V121H96V122L94 121L93 123H92V122H90V123H92V125L94 124L93 126L96 125V126L98 127ZM169 122H170V121H169ZM169 122H168V123L163 122V123H166V126H167L168 124H171V123H169ZM179 122H180V123H179ZM224 122H225V123H224ZM9 123H10V122H9ZM9 123H8V122H7V123H4V125H5V124H9ZM14 123H15V122H14ZM14 123H13V125H14ZM35 123H36V122H35ZM46 123H45L44 125H47V126H48L49 124H48V123L46 124ZM111 123H110V125H113V124H111ZM128 123H127V124H128ZM133 123H134V122L131 123L132 125L129 124V125L131 126V127H130L131 129H132V127H135V123H134V126H133ZM137 123H136V126L138 125ZM172 123H173V122H172ZM213 123H214V124H213ZM1 124H2V126H3V123H1ZM16 124H17V123H16ZM16 124H15V125H16ZM26 124H27V122H26ZM29 124H30V123H28V125H29ZM36 124H37V123H36ZM38 124H39V123H38ZM38 124L35 125V127H36V126L38 127V126H39ZM57 124H56V125H57ZM82 124H83V122L80 124V126H81ZM139 124H145V125H146V123H145V122L143 123V121H142V123L140 122ZM178 124H179V125L181 124L182 127L179 126ZM201 124H202V125H201ZM221 124H223V125H224V124H227V125H224V126L222 125V126H220ZM15 125H14V127H15ZM63 125H64V124H63ZM66 125H65V126H66ZM72 125H76V124L73 123V124H71V126H72ZM84 125H85V124H84ZM84 125H83V126H84ZM160 125L162 126V123H161ZM160 125H159V126H160ZM240 125H241V128H239ZM6 126L8 127V125H6ZM9 126H11V125H9ZM16 126H17V125H16ZM26 126H27V125H26ZM58 126H57V129H59V131L62 130V128H63V129L65 128V131H68V130H66V129H67V128H66L67 126H66V127H62V128H60V127H58ZM76 126L78 127V125H76ZM76 126H75V128H76ZM80 126L78 127V129L82 132V130H84L85 128L83 127L84 129H80ZM93 126H92V127H93ZM139 126L141 127V125H139ZM159 126H158L157 128H159ZM163 126H164V124H163ZM163 126H162V127H163ZM169 126H171V125H169ZM194 126H193V127H194ZM196 126H195V127H196ZM202 126H203L204 128H202ZM218 126H219V127H218ZM225 126H226V127H225ZM0 127H1V125H0ZM7 127H6V128H7ZM24 127H25V126H24ZM27 127H28V126H27ZM48 127L51 128V127H52V124H51V126L49 125ZM85 127H87V126H85ZM119 127H120V126H118L117 128L119 129ZM123 127H127V125H126V126H123V125H122L121 129L124 130L125 128H123ZM140 127L137 126L138 131H139V128H140ZM144 127H145V126L142 125V128H143V129H144ZM180 127H181V128H180ZM222 127H223V128H222ZM224 127L226 128V130H227V129L229 130V131L227 130V132H229V133L225 134V135L228 137V139L226 138L225 135H222V134H224L225 131H226ZM227 127H229L230 129L227 128ZM4 128H5V126H4ZM4 128H3V129H4ZM6 128H5V129H6ZM52 128H53V127H52ZM93 128H94V127H93ZM117 128L115 127L116 130H113L112 128H109V127H108V129H107V125H106V128H105L106 130H104V131H106V133H108V131H109V132L111 133V135H112V136H111V135L109 136L110 133L107 134L108 137H110V138L112 137V138L110 139L109 142L107 141V140H109V138H106V137H107V135H105L106 133L102 131V134L105 133V134H103V135L106 136L105 138H103L104 136H103V135L99 132V130L97 129L98 132H97V131H96V132L99 133V135H98L97 133H95L97 136H99L97 139L100 138V141H101V139L103 138L102 141H103L104 144H105V145H104L103 142L101 141V143H102L101 146H102V145H103V146H106V142H105V141H107V142L109 143V144H107V146H108V145H111V144L113 145V143H115V145H116V143H118L116 139L113 140V138H117V139H118V138L120 137V136L115 137L116 132H117V131H118V133L120 132L119 130H117ZM127 128H129V127H127ZM152 128H153V129H152ZM155 128H156V127H155ZM157 128L155 129V131H158ZM178 128H177L176 131L179 132L180 130H178ZM218 128H219V130H220L222 133H220L219 131H217ZM221 128H222V130H221ZM235 128H239V129H241L240 132L238 131V129H235ZM1 129H2V128H0V131L2 132L3 129H2V130H1ZM23 129H24V128H23ZM46 129H47V128H46ZM57 129H56V130H57ZM76 129H77V128H76ZM76 129H75V130H76ZM86 129H87V128H86ZM94 129H96V127H95ZM109 129H111L112 132L114 131L115 134H113V133L111 132V130H109ZM133 129H134V128H133ZM186 129H187V130H186ZM206 129H207V130H206ZM210 129H211V130H210ZM212 129H213V131H212ZM232 129H235V131H234V130H233V132L230 131V130H232ZM243 129H244V131H243ZM24 130H25V129H24ZM28 130H29V129H28ZM33 130H35V129H33ZM36 130H37V129H36ZM42 130H43V128H42ZM50 130H52V129H50ZM56 130H55V131H56ZM79 130H78L77 132L75 131V132L77 133V134H75V135H76V137L78 136L79 139L82 138V137H85V136H87V135H88V137H91V138L94 137V136H93L94 133H91V132H90L91 134H89V133H85V131H84V133L87 134V135L84 134L85 136L83 135V132H82V133L80 132V134H79ZM100 130H101V129H100ZM102 130H103V128H102ZM107 130H108V131H107ZM128 130H129V129H128ZM135 130H136V129H135ZM135 130H132V132L135 131ZM140 130H141V132H140V131H139V132H140V135H141V133H143L144 130H142V129H140ZM184 130H186V131H184ZM204 130H206L205 133L203 132ZM3 131H4V130H3ZM124 131L127 132V129L124 130ZM130 131H131V130H130ZM136 131H137V130H136ZM136 131H135V132H136ZM142 131H143V132H142ZM167 131H166V132H167ZM182 131H180V132H182ZM211 131H212V132H211ZM236 131L239 132V133H237ZM245 131H246V132H245ZM32 132H33V131H32ZM35 132H36V131H35ZM38 132H39V131H38ZM43 132H44V131H43ZM49 132H50V131H49ZM52 132H54V128H53V131H52ZM52 132H51V134H52ZM56 132H57V131H56ZM86 132H87V130H86ZM92 132H93V130H92ZM126 132H124V133H126ZM135 132H134V133H131V132H130V133H131V134H135ZM160 132H161V134L159 135ZM183 132H182V133H183ZM200 132H199V133H200ZM216 132H218V133H216ZM223 132H224V133H223ZM33 133H34V132H33ZM33 133H31V136H32ZM41 133H42V131H41ZM58 133L60 134V139H59V141H60V140H61V136L64 135V134L61 133V131L58 132ZM71 133H73V132H71ZM130 133H127V134L130 135ZM136 133L139 134L138 132H136ZM193 133H194V135H195L196 137H198V138L195 139V136H192ZM197 133H198V132H197ZM231 133H235V134L237 133V134H236L237 136H235L234 134H231ZM54 134H55V133H54ZM59 134H58V135H59ZM78 134H79V135H78ZM92 134H93V135H92ZM120 134H121V138L123 139V142H124V138H123L124 135H122V134H123L122 132H121ZM120 134H119V135H120ZM156 134H157L158 136H156ZM166 134H167V135H166ZM179 134H180L181 136H180ZM183 134H184V133H183ZM190 134H191V135H190ZM229 134H230L231 136H235V137H230ZM238 134H239V135H238ZM43 135H44V134H42V136H43ZM45 135H48V134H45ZM49 135H50V133H49ZM56 135H57V134H56ZM68 135H70V132H67V133H66V136H63V137H67ZM80 135H82V137H80ZM96 135H95V137H97ZM113 135H114V136H113ZM125 135H126V134H125ZM135 135H136V134H135ZM140 135H138L137 137L141 138ZM178 135H179V136H178ZM188 135H189V136H188ZM213 135H214V134H213ZM213 135L211 134L210 136H213ZM216 135H214L213 137L216 138ZM228 135H229V136H228ZM54 136H55V135H54ZM54 136H53V134H52L53 139H55ZM92 136H93V137H92ZM130 136H131V135H130ZM130 136H128V137L131 138V139H132V137H133V138L135 137V136H131V137H130ZM183 136H185V135H183ZM7 137H8V136H7ZM48 137H50V136H48ZM57 137H58V136H57ZM57 137H56V138H57ZM63 137H62V138H63ZM128 137H127V138H128ZM137 137H136V139H137ZM161 137H162V136H161ZM50 138H51V137H50ZM69 138L72 139V136L69 137ZM69 138H68V139H69ZM91 138H90V139H91ZM192 138H193V140H194V139H195V140L193 141ZM224 138H226V139H224ZM231 138H232L233 141H230ZM235 138H236V139H235ZM13 139H12V140H13ZM45 139H46V138H45ZM63 139H64V138H63ZM84 139H85V138H84ZM104 139H105V141H104ZM131 139H128V141L131 142V141H132ZM134 139H135V138H134ZM136 139H135V142H133V141H132L133 143H132V142H131V143L128 142V144H126V143H127V139L125 140L124 143H121V142H120L121 139H120V140H118V141L120 142V145H118L119 143L117 144V146H115V145L112 146V145H111V146H112L111 148H113V149H114V147H115V149H116V148H117V149L121 148L119 151H121V150H122V151L119 152V153H120V154H122V153L125 154V153H126V150H127V147H125V149H126V150H125V149H124V145H125V146H128L129 143H130V146H134V147H135V144H134V143L137 144V142H138V139H137V140H136ZM161 139H162V138H161ZM163 139H164V138H163ZM177 139L180 140V141L178 140L179 143H182V144L184 143L185 145H188V146L185 147V146L182 145V144H180L181 146L178 145L179 143H178V144L176 143ZM210 139H212V140H210ZM229 139H230V140H229ZM234 139H235V140H234ZM2 140H3V141H2ZM17 140H18V141H17ZM24 140H25L26 142H25ZM56 140H57V139H56ZM66 140H67V139H66ZM85 140H89V139H85ZM111 140H112V142H111ZM140 140L143 142L142 139H140ZM158 140H160V137L158 138ZM171 140L173 141L172 143H171ZM209 140H210L211 142H210ZM226 140H227V141H226ZM22 141H24V142L22 143ZM32 141H35V142H32ZM51 141H53V143L55 142L54 140H51ZM51 141H50V143H52ZM63 141H65V140H62V142H63ZM82 141H83V139L80 140L79 142L82 143ZM91 141H92V139H91ZM93 141H94V140H93ZM93 141H92L90 144H89V143H87V144H89V146H90V145L93 143ZM100 141H99V142H100ZM136 141H137V142H136ZM11 142H12V141H11ZM27 142H28L29 144H28ZM31 142H32L34 145L31 144ZM71 142H72L71 140H70V143H69V141H68V142H67V145H68V143H69V146H70ZM95 142H96V141H95ZM142 142L139 141V143H140L139 146H140V147L142 146V149H143L144 144L146 145V144H147L146 142H148V141H147V139H146V142H144V144H143ZM169 142H170L171 144H174V146L171 147V144H169ZM219 142H217V143L219 144ZM229 142H230V143H229ZM236 142H238L239 144H237ZM26 143H27V146L29 145V148H28L27 146H25V145H22V144H26ZM42 143H41V144H42ZM55 143H56V142H55ZM65 143H66V141H65ZM110 143H111V144H110ZM141 143H142V145H141ZM175 143H176L178 146L175 145ZM18 144H19V143H18ZM73 144H74V146L77 145V147L79 148V145H80L79 143H78L79 145L76 144V143H74V142H73ZM82 144H83V143H82ZM122 144H123V146L121 147ZM133 144H134V145H133ZM148 144H149V143H148ZM163 144H164V145H163ZM168 144H169V145H168ZM200 144H201V145H200ZM207 144H209V145H207ZM211 144H213V143H211ZM235 144H237L238 147L235 146ZM1 145H2V146H1ZM15 145H16V144H15ZM31 145H32V146H31ZM57 145H58V144H57ZM160 145H162V146H160ZM190 145H191V144H190ZM198 145H200V146H198ZM259 145H260V146H259ZM63 146H64V145H63ZM71 146H72V144H71ZM74 146H73V147H74ZM92 146H93V145H92ZM99 146H100V144H99ZM107 146H106V147H107ZM118 146H119V148H118ZM130 146H128V149H129ZM137 146H138V145H136V148H138V149H137L136 152H138V150H139V148H140L139 146H138V147H137ZM150 146H151V145H150ZM202 146H203V147L206 146L207 148H206V147L203 148ZM256 146H257V147L259 146V147H258V148H259L258 150L256 149ZM6 147H7L8 149H7ZM30 147H35V150L38 149L39 152H37V151H36V152H33V149L30 148ZM53 147H54L55 151L52 150ZM64 147H67V146L65 145ZM134 147H133V149H132V147H130V148H131L132 150H134V149L136 150V148H134ZM146 147H147V149L149 148V146H146ZM152 147H151V150H149V152H150V151H153V150H152V149H153ZM188 147H189V148H188ZM201 147H202L203 149H205V150L202 151L203 149H202ZM212 147H213V145H212ZM14 148H15L16 152H15ZM16 148H17V149H16ZM27 148H28V149H27ZM39 148H40V149H39ZM111 148H109V150H111ZM157 148H158V149H161L162 151L157 150ZM166 148H167V147H166ZM172 148H173V149H172ZM185 148H186L187 150L190 149L192 152H191L190 150H188V151L185 150ZM200 148H201V149H200ZM210 148H211L212 151H214V153H213L212 151L209 150L210 152H212V155L214 154V155H213L214 157H215V155L218 154L217 157L214 158V159H213V158H208V155H210L211 153H208V155L205 153V152H209V151H207V150L210 149ZM213 148H215V147H213ZM229 148H231V150H233L232 147H229ZM246 148H247V150H246ZM57 149H58V150H57ZM80 149H82L81 146H80ZM142 149H140L139 152H142V153H143V151L146 150V149H143V151H142ZM149 149H150V148H149ZM163 149H164V148H163ZM215 149H216V148H215ZM251 149H250V151H251ZM61 150H62V149H61ZM96 150H98V149H96ZM107 150H108V147H107ZM124 150H125V152H124ZM129 150H130V149H129ZM132 150H131V151H132ZM135 150H134V152H135ZM171 150H172V151H171ZM200 150H201L202 152H201ZM245 150H246V152H245ZM256 150H257V151H256ZM40 151H42L41 154H40ZM44 151H45V152H44ZM56 151H57V154H56V156L53 157V158H56V157L58 156V157H57V158H58L57 160H59V162H56L55 159H54V161H55L56 163H58V164H57L58 166H61V165H62L61 163H64V164H65V165H62L63 167L65 166L64 168L62 167V168H63V169H62V172H61L60 170H58V169H60L61 167L57 168V166H54L55 164H52V163H54L53 159H52L53 162L50 161L51 158H52L51 155H53V153H56ZM115 151H117V150H115ZM170 151H171V152H170ZM183 151H185L186 153L184 152V154H183ZM196 151H195V152H196ZM250 151H249V152H250ZM32 152H33V153H32ZM43 152H44V154L47 152V153L45 154V156H47V155H48V156L42 158V156H44ZM62 152H63V154H64V151H61V153H62ZM113 152H114V150H113L112 152L110 151V153H113ZM127 152H128V150H127ZM134 152H133V155H134V156H133V159L135 158V159L137 160V158H136V156H135L136 154H134ZM139 152H138L139 155H138V154H137V155H138V157L141 156V158L144 157V156L146 157L147 154L149 153V152L147 151V153L145 152L146 155H145V154L143 155V154H140ZM159 152H162V153L159 154ZM168 152H169V154H168ZM199 152H200V153H199ZM225 152H226V153H225ZM6 153H5V154H6ZM34 153H39L41 156H38L37 154L34 155ZM51 153H52V154H51ZM68 153H69V151H68ZM80 153H81V154H80ZM84 153H83V154H84ZM119 153H118V152H117V154H116V153H113L112 156H116V155H118V157H119ZM129 153H131V152L129 151V152L127 153L128 158H129ZM175 153H176V154H175ZM192 153H193V154H192ZM237 153H235V156L237 155ZM244 153H246V154H244ZM250 153H251V152H250ZM5 154H4V156H6ZM63 154H62V155H63ZM108 154H109V153L104 154V155L107 156ZM114 154H116V155H114ZM182 154H183V155H182ZM188 154H187V155H188ZM251 154H252V153H251ZM256 154H255V155H256ZM36 155H37V157H39V158H37ZM54 155H55V154H54ZM54 155H53V156H54ZM60 155H61V154H60ZM66 155H67V154H66ZM109 155H110V154H109ZM125 155H126V154H125ZM125 155H124V157H126ZM130 155H131V157H132V153H131ZM148 155H149V157H151L150 154H148ZM158 155H157L156 157H158ZM212 155H211V157H213ZM224 155H221V157L223 156V157L225 158L226 156H224ZM49 156H51V158L48 159ZM63 156H64V155H63ZM81 156H83V157L81 158ZM84 156H86V157L84 158ZM121 156H122V155H120V157H121ZM162 156H159V157H162ZM248 156H249V157H247V158H248V160H250V157H251V156L249 155V153H248ZM60 157L62 158V160H61ZM118 157L116 158V160L118 159ZM209 157H210V156H209ZM219 157H220V156H219ZM229 157H230V158H229ZM236 157H237V156H236ZM243 157L241 158V162L239 161L240 164H241L242 162H248L245 158H244V159H245L246 161H244ZM98 158H100V160L95 162V160H97ZM113 158H114V159H108V160L106 159V160L104 161V162H106V163L104 164L105 167H106L107 162H108V164H109V161H110V160H114V162L116 163V161H115V157H113ZM121 158H122V157H121ZM128 158L126 157V158H122V159H124V161H125V159H127V161H128V160H129ZM139 158H140V157H139ZM139 158H138V160H139ZM141 158H140V159H141ZM177 158H178L179 160H177ZM224 158H223V159H224ZM227 158H229V160H231V156H230V155H229ZM251 158H252V157H251ZM2 159H4V160H2ZM79 159H78V161H80ZM86 159H87V158H86ZM89 159H90V158H89ZM89 159H88V160H89ZM119 159H120V158H119ZM122 159H120V161H121ZM148 159H149V158H147V160H148ZM212 159H213V160H212ZM217 159H216V160H217ZM233 159H234V158H233ZM253 159H254V158H253ZM253 159H251V160H253ZM68 160H69V159H68ZM130 160H131V158H130ZM138 160L135 161V162L138 163V162H140V161H144V158H143V160H139V161H138ZM145 160H146V159H145ZM163 160H164V161H163ZM209 160H212V161L209 162ZM239 160H240V159H239ZM254 160L257 161L256 158H255ZM4 161H5V162H4ZM61 161H62V162H61ZM83 161H82V162H83ZM117 161H118V160H117ZM120 161H119V162H120ZM195 161H196V160H195ZM195 161H194V162H195ZM198 161H199V160H198ZM198 161H196V162H198ZM200 161H201V160H200ZM217 161H219V160H217ZM221 161H222V158H221ZM237 161H238V160H237ZM88 162H89V161H88ZM97 162H99V164H97ZM111 162H113V161H110V165H111V167H113V168L115 169L114 166H116V164L118 165L119 162H117L116 164L113 162V163L115 164L114 166H112V163H111ZM121 162L126 164V161H125V162L121 161ZM128 162L131 163V161H128ZM128 162H127L126 165L130 164V163H128ZM164 162L166 163V166H165V163H164ZM203 162H204V164H203ZM215 162H216V161H215ZM234 162H235V161H234ZM59 163H60V164H59ZM69 163H71L70 166L68 165ZM78 163H80V162H78ZM78 163H77V164H78ZM93 163H95V164H93ZM132 163H133V165L130 164L129 166H134V161H133ZM136 163H135V164H136ZM239 163L237 162V164H239ZM119 164H121V163H119ZM125 164H123V165H124V168H123L124 170H122V172H124V173H126V172H125V168L127 167V166H125ZM140 164H141V162H140ZM175 164H176V163H175ZM222 164H223V163H222ZM235 164H236V163H235ZM240 164H239V166H241ZM66 165L69 166V167L71 168V170L73 171V172H72L73 175L71 174L72 176L68 174V173L71 172V170H70L69 167H66ZM95 165H97V166H95ZM110 165H107L108 169H110ZM138 165H139V163H138ZM142 165H143V162H142L141 166H142ZM144 165H143V166H144ZM176 165H177V164H176ZM191 165H192V166H191ZM119 166H120V165H119ZM139 166H140V165H139ZM164 166H165V167H164ZM193 166H194V167H193ZM76 167H77V166H76ZM98 167H102V164H100V166H98ZM116 167H117V168H116L114 171H115V172L118 171V173H119V172H120L119 170L122 169V168H121L122 165H121V167H119V169H118V166H116ZM201 167H202V169H201ZM209 167H211V168H209ZM217 167H218V165H217ZM225 167H227V166H225ZM228 167H230V166H228ZM65 168H66V169H65ZM67 168L70 170V172L67 171V170H68ZM120 168H121V169H120ZM128 168H129V167H127V169H128ZM140 168H141V167H140ZM143 168H144V167H143ZM160 168H161V166H160ZM197 168H198V167H197ZM230 168H231V167H230ZM234 168H236V167H233V168H232V169L235 171L236 169H234ZM106 169H107V168H106ZM111 169H112V168H111ZM129 169H131V167H130ZM129 169H128V170H129ZM156 169H155V170H156ZM177 169H178V170H177ZM186 169H187V170H186ZM216 169H217L218 171H216ZM227 169H228V168H227ZM243 169H244V167H243ZM63 170H64V171H67L68 173L63 172ZM82 170H83V172H82ZM86 170H87V171H86ZM158 170H160V169H157V172H158ZM161 170H162V168H161ZM173 170H174V169H172L171 172H173ZM182 170H183V171H182ZM199 170H198V171H199ZM228 170H229V171L227 172V174L230 175L231 177L233 176V178H234V174H239V175H240V173H235V172H232V173H233V174H232V173H230L231 170H230V169H228ZM58 171H59V172H58ZM94 171H95V172H94ZM112 171H113V170H112ZM126 171H127V170H126ZM140 171H141V172H140ZM162 171H163V170H162ZM174 171H175V170H174ZM177 171H179V172H177ZM196 171H197V170L194 169V172H196ZM222 171H223V170H222ZM222 171L220 172V173H222L221 176H222V175H223V176H226L227 174H225V175L223 174L225 171H224V172H222ZM110 172H111V171H110ZM122 172H120V175H119V176H122V175H121ZM137 172H138V171H137ZM211 172H213V173H211ZM81 173H80V174H81ZM101 173H102V175H101ZM112 173H113V172H112ZM210 173H211V174H210ZM76 174H75V175H76ZM131 174H132V171H131ZM136 174H137V173H135V175H136ZM170 174H171V173H170ZM231 174H232V175H231ZM252 174H253V175H252ZM78 175H79V174H78ZM133 175H134V173H133ZM167 175H168V174H167ZM173 175H174V176H173ZM177 175H178V178H177ZM228 175H227V177H228ZM251 175H252V176H251ZM259 175H260V176H259ZM100 176H101V177H100ZM113 176H114V175H113ZM149 176H150V175H149ZM164 176H165V175H164ZM199 176H198V177H199ZM221 176H220V177H221ZM223 176H222L221 178H226V177H223ZM151 177H152V173H151ZM198 177L196 176V178H198ZM236 177L239 178V179H236L237 182L240 181V176H239V177L236 176ZM116 178H117L118 181L116 180ZM182 178H183V177H182ZM228 178H229V177H228ZM228 178H226V179H228ZM136 179H137V180H136ZM147 179H148V178H147ZM149 179H151V178L149 177ZM187 179H188V178H187ZM253 179H254V180H253ZM97 180H98V181H101V183H102V182H103V183L106 182V183L104 184V186H106V187H110V189H107L106 187H105V188L102 187V186H103V185H102L103 183L101 184V183L99 182V184H100V185H99L98 182H97ZM107 180H108V181H107ZM167 180H168V182H169V181H170V182L166 185ZM178 180H179V179H178ZM199 180L201 181V184L198 183ZM236 180H235V181H236ZM259 180H260V181H259ZM95 181H96V182H95ZM111 181H110V182H111ZM113 181H114V180H113ZM115 181H114V182H115ZM122 181H123V183H124V181H125V184H123V185H122L123 188L120 189L119 187H122V186H120L121 183H122ZM246 181H247V180H246ZM252 181H251V183H252ZM107 182H108V183H107ZM147 182H148V181H146L145 183L147 184ZM185 182H184V183H185ZM247 182H248V181H247ZM187 183H185V184H187ZM240 183H241V182H240ZM10 184H11V185H10ZM12 184H17V185H12ZM107 184H108L109 186H108ZM156 184H158V185L156 186ZM171 184L174 185L173 181L171 182ZM171 184H170V185H171ZM198 184H199L201 187H199ZM221 184H222V183H221ZM253 184H254V183H253ZM8 185L10 186L9 189H8V187H7ZM112 185L115 186L114 189H113V186H112ZM175 185H176V184H175ZM195 185H197L198 187L195 186ZM11 186H14V187H15V186H18V187L15 188V189H12L13 187H11ZM166 186H167V187H166ZM177 186H176V188H177ZM209 186H211V185H209ZM238 186H239V183H238ZM240 186H241V184H240ZM243 186H244V185H243ZM245 186H246V185H245ZM136 187H135V188H136ZM139 187H140V188H139ZM188 187H189V188H188ZM207 187H208V185H207ZM5 188H6V189H5ZM10 188H11V189H10ZM50 188H51V189H50ZM111 188H112L114 191H113ZM116 188H117V191H118L119 189L123 191V189H124V191H125L126 193H125V192H122V191H120V190H119L118 192H120V194L122 193V195L125 194L126 196L123 197V198L121 199L122 195L120 196L119 193H117L118 195L115 193V192H117V191H116ZM135 188L132 189V190H134V191L137 190V188H136V189H135ZM176 188H175V190H176ZM209 188H210V187H209ZM230 188H229V189H230ZM241 188H242L241 191H238V192L243 193V187H241ZM248 188H250V187H248ZM139 189H140V190H139ZM154 189H153V190H154ZM206 189H207V188H206ZM211 189H212V187H211ZM110 190H111V191H110ZM130 190H129V193H131ZM155 190H160V187H159L158 189L156 188ZM185 190H186V192H188V193H190V194H187V195H186ZM202 190H204V189H202ZM234 190H235V191H234ZM238 190H239V189H238ZM112 191H113V192H112ZM166 191H167V192H166ZM207 191H208V189H207ZM212 191H213V190H212ZM144 192H145V191H144ZM152 192L150 193L151 195H152ZM197 192H198L199 195L197 194ZM201 192H202V191H201ZM113 193H115L117 196H116L115 194H113ZM205 193H207V192L205 191ZM221 193H222V192H221ZM254 193H255V194H254ZM140 194L142 195V197L144 196L141 192H140ZM140 194H139V195H140ZM150 194H149V195H150ZM212 194H213V193H212ZM212 194H211V195H212ZM215 194H216V193H214V195H215ZM243 194H244V193H243ZM114 195H115V196H114ZM130 195H131V196H130ZM175 195H174V196H175ZM123 196H124V195H123ZM163 196H162V197H163ZM166 196H167V197H166ZM174 196H173V199H174ZM177 196H175V197H177ZM180 196H184V197L181 198ZM216 196H218V194H216ZM221 196H220V193H219V197H221ZM115 197H116L117 199H118V197H119V198H120V201H119V200L117 201V199H116ZM127 197H128V198H127ZM129 197H130V198H129ZM156 197H155V198H156ZM190 197H191V196H190ZM234 197H235V196H234ZM125 198H126L127 201L124 200ZM155 198H154V201H155ZM171 198H170V199H171ZM188 198H189V197H188ZM188 198H187V199H188ZM205 198H206L207 200H206ZM231 198H232V199H231ZM245 198H246V199H245ZM129 199H130V201H129ZM133 199H135V200H133ZM140 199H141L143 202L140 201ZM143 199H144V198H143ZM175 199H174L173 201L171 200V201H172V205L174 204L173 202L175 201ZM187 199H186V200H187ZM197 199H198V200H197ZM213 199H214V198H213ZM219 199H220V198H219ZM221 199H220V200H221ZM233 199H234L235 201H234ZM244 199H245V200H244ZM123 200H124V201H123ZM131 200H132V201H131ZM136 200H138L137 202L140 201L141 204H143V203H149V204H148V205L143 204V205H142L143 207H142L141 205H138L139 203H134V204H132L133 201L136 202ZM160 200H163V202L161 201L162 205L159 203ZM121 201H122L123 204L121 203ZM154 201H153V202H154ZM171 201H168V202H171ZM194 201H196V202H195V205H194ZM197 201H198V202H197ZM221 201H222V200H221ZM223 201L225 202V200H223ZM127 202H129V203H127ZM153 202H152V203H153ZM182 202H183V203H182ZM189 202H191V203H189ZM234 202H236V203H234ZM120 203H121V204H120ZM126 203H127V204H126ZM163 203H164V204H163ZM176 203H175V205L177 206ZM222 203H223V202H222ZM232 203H231V204H232ZM240 203H241V204H240ZM135 204H137V205H135ZM170 204H171V203H168L167 206H172V205H170ZM203 204H205V203H203ZM231 204H230V205H231ZM144 205H146V206H144ZM201 205H202V204H201ZM212 205H213V206H212ZM223 205H224V203H223ZM147 206H148V207H147ZM144 207H147V208L145 209ZM186 207H187V208H186ZM196 207H197V208H196ZM213 207H214V208H213ZM217 207H218V206H217ZM217 207H216V209H217ZM150 208H153V209H154V208H155V209L157 208L156 210H157L158 213H157L155 210H153V209L150 210ZM184 208H186V210H187V209L189 210V209H193V208H194L193 211L196 210V211H194V212H195V215H194V212H192V210H189L190 212H189L188 210H187L188 212H184ZM195 208H196V209H195ZM240 208H241V209H240ZM147 209H149V211H148ZM160 209H161V210H160ZM199 209H200V208H199ZM167 210H166V211H167ZM186 210H185V211H186ZM197 210H198V211H197ZM150 211H151V212H150ZM166 211H165V213H166ZM205 211H206V212H205ZM152 212H153V213H152ZM155 212H156V213H155ZM207 212H208V213H207ZM167 213L164 214V215L168 216ZM174 213H175V214H174ZM177 213H178V214H177ZM185 213L188 214V217H187V214H185ZM192 213H193V215H194V216H193L194 218H195V216H198V219H199V217L202 216V217H200L201 219L198 220L197 217L194 219L192 216H189V215L192 214ZM203 213H204V214H203ZM231 213H232V212H231ZM113 214H115V215H113ZM157 214H158V215H157ZM172 214H174V215H172ZM176 214H177V215H176ZM196 214H197V215H196ZM202 214H203L204 216H203ZM209 215H210V216H209ZM214 215H215V213H214ZM216 215H218V214L216 213ZM226 215H227V214H226ZM174 216H175V220H174ZM172 217H173V219H172ZM178 217L180 218L179 221H178V219H179ZM190 217H191V218H190ZM214 217H215V216H214ZM216 217H217V216H216ZM188 218L191 219V221L188 220ZM147 219H150V220L148 221L150 224H149V223H146V222H147V221H146ZM184 219H185L186 221H185ZM192 219H193V220H192ZM196 219H197V221H195ZM183 220H184V222H182ZM151 221H152V222L154 221V222H153L154 224H152ZM180 221H181V222H180ZM188 221H189L190 223H188ZM201 221H200V222H201ZM191 222L194 223V224L190 226V224H192ZM195 222H197V223H195ZM202 222H201V224H202ZM210 222H213V223H210ZM201 224H200V225H201ZM150 226H152V227H150ZM166 226H167V228H165ZM168 226H170V228H169ZM189 226H190V227H193V228L190 229ZM225 226H226V227H225ZM149 227H150V228H149ZM168 228H169V229H168ZM171 228H172V229H171ZM205 228H203V229H205ZM170 229H171V230H170ZM177 229H178V230H177ZM203 229H202L201 231H203ZM206 229H205V231H206ZM178 231H179V232H178ZM189 231H188V232H189ZM182 232H183V234H182ZM208 232H209V230H208ZM208 232H207V233H208ZM190 233H191V231H190ZM210 233H208V234L210 235ZM208 234H206V235L209 237ZM175 235H178V237H179V238L177 239V241H175ZM191 235H192V236H190V238L193 237V234H191ZM211 235H212V234H211ZM183 236H184V237H183ZM199 236H201V234H199ZM176 237H177V236H176ZM212 237H213V236H212ZM153 238H154V239H153ZM155 238H156L157 240H155ZM164 238H165V239L167 238V239L164 240ZM171 238H170V239H171ZM193 238H194V237H193ZM193 238H191V239H193ZM173 239H174V240H173ZM180 239H181V238H180ZM186 239H187V238H186ZM158 241H162V240L160 239V240H158ZM180 241H181V240H180ZM187 241H189V240H187ZM196 241H197V240H195V242H196ZM212 241H213V238H212ZM97 242H98V243H97ZM190 242H191V241H190ZM195 242H194V240H192L191 243H193V245H194V244H196ZM155 243H156V242H155ZM158 243H161V242H158ZM177 243H178V242H177ZM177 243H174V244H177ZM186 243H187V242H186ZM188 243H189V242H188ZM188 243H187V244H188ZM197 243H199V242H197ZM212 243H215V242H212ZM97 244H99V245H98V246L100 247L99 250L97 249V248H99V247H94L95 245L97 246ZM100 244H101V245H100ZM171 244H173V243H171ZM178 244H179V243H178ZM180 244H181V242H180ZM182 244H181V245H182ZM202 244L205 245L206 243H203V242H202ZM216 244H217V243H215L214 245H216ZM169 245H170V243H169ZM188 245H190V244H188ZM198 245H199V244H198ZM204 245H203V246H204ZM101 246H102V249H101ZM123 246H126V251H125V248H124ZM141 246H142V247H141ZM150 246H153V244L150 245ZM159 246H160V245H159ZM172 246H173V245H172ZM178 246H180V245H178ZM190 246H191V245H190ZM196 246H197V245H196ZM147 247H144V248L147 250ZM192 247H193V246H192ZM205 247H206V246H205ZM215 247H217V246H215ZM229 247H230V248H229ZM93 248H95L97 251H99V253H98V252L95 253V251H92ZM139 248H138V249H139ZM148 248H149V247H148ZM158 248H159V247H158ZM218 248L220 249V247H218ZM218 248H217V249H218ZM121 249H122V251L124 252V254H121V252H120ZM123 249H124V250H123ZM127 249H128V250H127ZM150 249H151V248H150ZM150 249H149V250H150ZM93 250H94V249H93ZM132 250L130 251L131 253L133 252ZM151 250H152V249H151ZM195 250H196V249H195ZM156 251H157V250H156ZM218 251H219V250H218ZM220 251H221V250H220ZM92 252L95 253V254H92V255H94V256H93L94 258H92V255H91ZM235 252H236V254H233L234 256H233V255H230V254H229V256H233L232 258L235 259V257H236L235 255H238V257H236V259L238 258V260L241 261V262H242V260H245V259H240V258H241V255L237 252V250H236ZM131 253H130V255H128V258H127L126 255H125L124 257L127 258V259H129V256L131 257ZM137 253H138V252H137ZM147 253H148V252H147ZM223 253H224V252H223ZM96 254H97V255H96ZM221 254H222V253H221ZM224 254H225V253H224ZM90 255H91V258H90ZM118 255H119V256H118ZM133 255H134V253H133ZM133 255H132V256H133ZM239 255H240V257H239ZM254 256H251L252 261H253V262L255 261L256 263H258V262L255 260V257H254ZM118 257H119V258H118ZM245 257L247 258V255H246ZM206 258H207V257H206ZM243 258H244V257H243ZM259 258H260V259H259ZM202 259H203V258H202ZM251 259L249 260L250 262H251ZM253 259H254V260H253ZM123 260H124V258H123ZM259 260H260V261H259ZM171 261H172V260H171ZM198 261H199V260H198ZM201 261H202V260H201ZM227 261H228V259H227ZM249 261H248V262H247V261H244V262H247V263L249 264ZM262 261H264V260H262ZM123 262H124V261H123ZM178 262H179V261H178ZM204 262H205V261H204ZM214 262H215V261H214ZM143 263H144V262H143ZM186 263H187V262H186ZM202 263H203V262H202ZM209 263H210V262H209ZM256 263H255V264H256ZM121 264H122V262H121ZM126 264H127V263H126ZM146 264H147V263H146ZM213 264H214V263H213ZM220 264H221V263H220ZM242 264H243V263H242ZM252 264H254V263H252ZM262 264H264V263L262 262Z\"/></svg>","mask_w":264,"mask_h":264},{"label":"rangeland","instance_id":"2","mask_svg":"<svg viewBox=\"0 0 264 264\" xmlns=\"http://www.w3.org/2000/svg\"><path fill=\"white\" fill-rule=\"evenodd\" d=\"M1 1H2V0H1ZM1 1H0V3H1ZM6 1L9 3V1H11V0H9V1L6 0ZM6 1H5V3H6ZM13 1L15 2L16 0H13ZM21 1L24 2L23 0H20L19 5H20ZM25 1H26V0H25ZM41 1H42V0H41ZM44 1H45V0H44ZM47 1H48V4H49V0H46V2H47ZM58 1H59V0H57V2H58ZM60 1H61V0H60ZM71 1H72V2H71ZM78 1H79V0H77L76 2H75V0H67V1H65V4H64V2L61 1L60 3H63V4H61V5H62V6L64 5L63 7H66L67 9H66V8H63L61 5H59L60 3L57 4L58 6H57L56 8H58V7L61 6L60 9H61V8H63L64 10L66 9V10H65L66 13L69 11V16H70V18H66V17H68V14H67V16H64V15H66V13L60 14L61 12H63L62 9L60 10V9L58 8V9L60 10V12H55L56 14L58 13V14H60V15H63V18L67 19V20H64L63 22H64V23H66V22L68 23V22H69L68 24H67V23H66V24H62L63 22H62V23L60 22L61 24L58 23L57 20H58V21H59V20H60V21L62 20V19H60L61 16L58 15V14H57V16H56V14H54L55 16L53 15L52 12L55 11L56 8H55V7H51V5H52V6H56V5H53L54 2L57 3L56 0H55V1L52 0V2H51V0H50V4H49L50 6H49V7L52 8V12H51V8L49 9V8L47 7L48 4H44V8H45V6H46V7H47V10L49 9L50 11L46 12V10H45L46 8L42 10V4H40V3H41L40 0H39L40 3L37 1L38 4H36V0H35V1H34V0H28V1H26L27 3H26V2H25V3H22V4H21L22 6H21V5L19 6V5L17 4V2H16L15 4H17V6H19V8H17V9L14 8V6H13V8H12V7H11L12 4H10V5H11L10 7H11V9H12V10L10 9L11 11H14V9H16V10L18 11V9H19L18 14L15 13V15H14V16H15V17H14V18H15L14 21H13L14 18H12V22H13V23L16 22L14 25H15V26H18V28L21 27L20 25H22V23H24L23 25H25V21L27 22V23H26L27 25L29 24V25H28V27H29L31 22L28 23V21L25 20V18L27 19V18L29 17L31 20H34L33 18H31V16H32V15L34 16L35 13H36L35 16H37L38 13H39L38 15H40V16H37V17L41 18V19H40V22H37V24L40 23L39 26L42 27V29H44V25H45V27H46L47 24H48L49 26L53 24V25L50 26V27L47 25L48 27H46V28L49 29V31H48L47 29H46V31L50 33V30H51V33H52V34L54 33V34L56 35V36H54V35H51V33H50L51 36H54L53 39L55 38L54 40H57L56 42H55L53 39H51L52 37H51V38H48L49 35H46V34H49V33H46V31L43 32V33H45L44 35L41 34L43 30H42L40 27L37 28L38 25L36 24L35 21H33V23L35 22L34 24L37 25V26H33V27H34V28L36 27L37 29L40 28L42 31H41V33H40L39 31H35L36 28L33 29L32 26H31L30 28H32L35 32L40 33V36L42 35V36L44 37V39H43V37H42V39H43L44 41H46L45 39L48 38V41H46L45 43H43V42H39L40 40H37V38H36V39L34 38L35 40H34V39H31V40H28V41H31V42H29V43L27 42V44H30V43H31V45L34 46L33 48H32V46H29V47H30V49H29L28 46H24V45H23V47H28V50H27L28 52H30V50L32 51V49H34V48H37V49H38V46H40V49H39L40 52H39L37 49H35V50H37V53H38V54H35L34 51L30 52V53H32L31 55H33V53H34V55H36V57H34V55H33L32 57H30L31 55H29V53H28V55H29V57H30V60L33 59V57H34L35 60H31V62L33 61V64H34V61H36V62L38 61L37 64H36V65H37V66H36V67H37L36 69H37V71H40V70H41L40 72H43L44 75H41L42 73H40V72H38V73H40V74L37 75L38 73H35V72H34L35 64H34V67H33V65L31 66L32 63L30 64V62H29V65L32 67V68H30V67H28V66L26 65V63H27L26 61H24V62H26V63H24V62L22 61V59L26 60V58H27V57L24 55V54L27 53L26 48L22 49L23 53H24V51H26V53L23 54L26 58H22L21 55H20V57H19V59H18V61L21 59V61H22V62H23L28 68L31 69L30 71H33V72H34V73L32 72V74L37 75V77L41 75L42 78L39 77V78H38L39 80H40V79L43 80L45 77H47L45 81L43 80V81L45 82V84H44V82H41V81H40V82H41V83H40V86H43V85L46 86V84L49 86V85H50L49 83H53V84H56L55 86L53 85L54 88L57 87V83H58V82H56V81L54 80V78H52L53 75H55V78H56V80L58 81V79H59L58 77H59L60 75H62V77L60 78V80H61L63 77H64L63 79H66V78L68 77V80H70L69 78H70L71 76H73V74H75L76 77H74V76H73V77L76 78V81H77V79L80 78V77L77 78L78 72H77V73H74L76 70H74V71H73L72 69L70 70L69 67H68L67 65L71 63V64L69 65L70 67H72V68L74 69L73 66L76 65L77 68H78V63L80 62V60L77 58V56H78L79 54H81L82 51L85 52L86 55H85V53H84L83 57H82V56L79 57V58H81V64H82V61H85L84 58H88V59L91 58V59L88 60V62H87V59H86L85 62L88 63V64H89V62H90V64H93V63H91V62H92V58L94 59L93 62L95 61V58H94L95 56H97V59H98L99 61H102V60H103V61L107 62V61H110V59H111V60L113 59L112 61L114 62L115 67H116V64L120 65L121 63H123V64H121V65H122L123 68H124L123 70H126V74L124 73L125 71H123V70L121 69V70L123 71L122 73H124L125 76H126V75L128 76V74H132L133 71L138 70L139 67H140V66H137L136 64H135V66L138 67V68L135 67L136 69H134V68H133L134 65L131 67V64H134V63H135V62H134V57L137 56V57L139 58V57H140L139 53L141 52V50H139V47L137 46V44L134 43V42L137 41L138 39H139V40L141 39V40H140V41H141V44H143L142 41H143L144 39L141 38V37L146 38L147 34L150 35L151 33L153 34V35H151V36H154V34L157 33V34H158L157 37H159L160 34L162 35V33H160V32H162L163 30H166V33H165V31H164V32H163L164 34L162 35L163 41H164V36H165V35L170 36V37H168V38H171V36L174 37L176 34H177V35L174 37L175 40H177L176 37H178V38H180V39H181V37H182V39L186 38V39H184V40H188V41H185V42H186V43H185V42H183L184 40L181 41V40L179 39L180 41H179L178 43H180V42H181L182 44L185 43V44H186V45L184 44L185 48H184V46H183L182 44H181V46H183V49H187V50H184V51L182 50L184 53L181 52V53L178 54L177 51H176V49H175V50L173 49L174 51H172V49H171V48H173V45H171L170 42H171V40H172L173 38H171V40H168V38L165 36L166 40L170 41V42H168L167 44H168V46H169V45L171 46V48H170L171 51H170V52H173L172 55H174L175 51H176V54H178V56H180V54L183 53L184 55L182 54V55H181L182 57L185 56V53H186V56L189 54V52H190V55L193 54V52H194V49H193L194 46H193V43L191 42V40H192L191 38L193 37L194 39H196L195 42H194V43H195V44H194L195 46H196V43H197V42H198L197 46L199 45V43L207 44V43H205V40H207L208 44H207V45H203V46H206L205 48H206V49L208 48V50H206V51L209 52V54H211V57L213 56V53H212L211 50H213L214 47L212 46L213 48L211 47V49H210V47H207V46L209 45V42L211 41V40H209V38H208V37L210 36V34H207L208 31H206L207 33L204 32V30H205V26L208 27V26L211 24V22H213V21H211V17H212L213 15H212V12L210 13L211 10H210L209 8L207 9L208 11H207V10H206V11L204 10V9H206V8H203L202 11L204 10L205 12H209V14H207V13L204 12V17L206 16L205 14H207L208 18H207V16H206V19H207L206 23L208 22V19H210L209 22H208V23H210V24L205 25L206 23H203V20H201L202 23H203V24H202V25H203V28H204V29H203V33H204V34L206 33L205 36H208V35H209V36H208V37H205V40H204V39L201 40V39H202V36L204 37L203 34H200V33H202V32H201V31H202V30H201L202 27H201V25H199L200 27H199V26H196V25H198V23H196V21H197V19L199 18V17H198V14H199V16H201V15H203V14H202L203 12L200 11V13H199V10H201V8L198 7L197 5H195V12L197 13V14H195V17H198V18H197V19H196V18H195V19L193 18L194 21H193L192 19L189 21V19H187V18H189V17H187V15H189V14H187V12L189 13L191 10L194 11V9H193L194 7H191L190 9H185V10H184V8H186L185 5H186V3H187L189 0H185V1L183 0L185 5H184L183 3H181V4H182V6L184 5V8L181 6V10H179V11H181V13H182L183 11L186 13V14H185V13L183 12L185 15H183V13H182L183 17H187L186 19H185V18L183 19L185 22H184V21L182 22L181 19H182L183 17H182L181 15H179V14H178V15L176 14L177 16H176V15H175V16H174V15H171V14H173V13H172V12L170 13V9H169V8H166V7H169V6H171V5H168V4L166 3L168 6L164 7V6H165L164 1H168V0H161V1H160V0H157V4H156V0H155V2H154V0H153V1H152V0L149 1V2H154V3H152V5L155 4L154 7H157V9L159 8V5H158L159 3H158V1H160V2L163 4V5H162V4L160 3V4L164 7V10H165V9H167V10L169 9L168 11H169L170 14L168 13V15L166 14V13L168 12L167 10H166V12L164 13V10L161 9V10H163L162 14L164 13V14L167 16V17L165 16L164 19H163L164 14H163V16L160 15V16H161V17H160L157 13H154V11L149 12L151 9L148 10V12L146 11V14L143 13L144 9H141L142 11H140V12L143 13V16H142V15H138V14H140V12H137L136 10H134L135 8L133 9V7L131 6L132 3L130 2V0H128V1L125 0L126 2L122 1V2H124L125 4H127L128 2L131 3V4L128 3V4H129L128 7L131 6V7H130L131 9H128V10H126V9H127V6H126V7L123 6L124 8L121 7L122 5H121V3H120L119 0H116V5H113V4H112V3L115 4V2H112V3L110 2V5H111V6H114V9H113V10H115L116 12L118 11L117 9H115V6H118L117 4H120V5H121V6H118V7L121 8L122 11H123V9H124V10L127 11V12H128V11H131V12H132V9H133L135 12H137V13H135V12L133 11V12H132L133 15H132L131 12H129V14H128V13L124 14L125 16H126L127 14H128L129 16H130V14L132 15V16H130V17H131V19L129 20L130 22L133 21V20H132V19H133V18H132L133 16H137V18H138V16H141V17H143V18L141 19V18L139 17V20L141 19V20H143V21L140 20L141 22H145L147 19H149V18H146V17H147L148 15L152 14V12H153L155 15L157 14V15L162 19L161 22L164 21V22L162 23V24H163L162 27L164 26V27H163V30H160V28H162V27H161L160 18H159V20H158V17H157V19H156V17H155L154 14L148 16V17H150V19H149L150 21H149V20L146 21V22H147L148 24H150V25L146 24V22H145V23H142V24H141V22H140V25H139V22H136V25H137V26L135 25V23H134V24L132 23V24H133V28H132V27L130 28V25H131V24L128 23L127 20H126V22L128 23V25H127L126 27H124V24H122L123 26L121 27L120 25H116V24H117V22H116L117 20L120 22V19H118V16H116V15H118L119 13L121 14V13H123V12H120V10H119L118 13H116V12L114 13V12H112V10H111V13H110V14H111V17L114 16V15L112 14V13H114L115 16H116L117 18H116L115 20H114V17H113V20H111V17H108V18H110V20H111L110 22L113 21L114 23H116V24H114V25H116L115 27L117 28V30H119L120 28H123V29L125 28V29H126L128 26H129L128 28H130V29L132 30V29H137V28L140 26V27H142V29H144V28L146 29V28H147V29H149V31L151 32V33H150V32L147 31V29H146V30H145V34H146V31L149 32V33H147V34L144 36V34H143L144 31H142V29H141V31H142L143 33H141L142 35L140 34L141 36L139 35L140 37L138 38L137 35L140 33V30H139L140 27H139V29H137V32H139V33H136V31H134V30H133L134 32L131 31V30H127V31H131V33H132V32H133V33H136V38L134 37L135 35H133V33L130 34V35H128V36H130V37H126V35H127L128 33H130V32H127L125 29H124V30L120 29L123 33H124V31L127 32V33L125 32V33H126L125 35L122 33V34H123V35H122L121 33H119V32L114 28V25H113V26L108 25V27H109V26H110L111 28L113 27V29H111L110 27H109L110 29L108 28V29L110 30V33L113 32V34H115V32L117 31V32L119 33V35H120V34L122 35V36H121L122 38H123V36L126 37V39L123 38L124 40H123L122 38H120V39H122V41H120V40L117 39V38L120 37V36H116V35H115L116 37H114V35H113L114 38L112 37V38L108 39L109 36H108V37L106 36V34H107V32H108V29H106L107 27L104 28V26H107V24H105V22H103V24H102V21L105 20L104 17L108 16V13H107V15H106V13L104 14V10H103V9H97V7H98L97 3L103 5V8L105 9V7L108 6V5H107L108 1L106 2V0H105V4H106V6H105L104 3H103V4H102V3H99L101 0H99V2H97V3H96V1H98V0H95V1H94V0H89V1H88V0H81V1H80L81 6H79L80 4H79ZM87 1H88V2H87ZM93 1L96 3L95 8H96L97 11H96V10H94V11L91 10L92 7H93L92 9H94V4H95V3H93ZM111 1H112V0H111ZM113 1H115V0H113ZM138 1H139V2H138ZM140 1H141V2H140ZM147 1H148V0H147ZM147 1H145V2H147ZM172 1H173V2H172ZM174 1H175V2H174ZM178 1H179V0H171V2H172L171 4H172L173 6H175L174 3H176L175 8H173V6H171V10H172V8H173L174 10H176V9L179 8V6H180L181 4L179 5V2H178ZM186 1H187V2H186ZM191 1H192V0H190V3H191ZM193 1H194V0H193ZM193 1H192V4H191L192 6H193ZM197 1H201V0H195L194 3H196ZM2 2H3V1H2ZM34 2H35V3H34ZM67 2H68V7H69L70 4H71V6L69 7V9H71V10H68L67 4H66ZM77 2H78V3H77ZM85 2H86V3H85ZM118 2H119V3H118ZM132 2H133V1H132ZM137 2H138L139 4H138ZM142 2H144V0H137V1L135 0V3L138 4V5H137V4H136V5H137V8H138L139 10H140L139 6H140V7H141V5H142V6H145V4L142 3ZM149 2H147V3H149ZM181 2H182V0H181ZM185 2H186V3H185ZM3 3H4V2H3ZM11 3H12V1H11ZM32 3H34V4H36V5H33ZM42 3H44V2H42ZM69 3H70V4H69ZM75 3H76V4H75ZM91 3H93V4L90 5ZM124 3H123V5H124ZM135 3L133 4V6H136ZM140 3H142V4H140ZM169 3H170V2H169ZM177 3H178V4H177ZM188 3H189V2H188ZM188 3H187V4H188ZM190 3H189V4H190ZM6 4H7V3H6ZM13 4H14V3H13ZM23 4H24V5H23ZM87 4H89L90 7H89ZM108 4H109V3H108ZM128 4H127V5H128ZM143 4H144V5H143ZM150 4H151V3H150ZM0 5H2V7H0V11H2L1 8H3L4 6H3L2 3H1ZM4 5H5V4H4ZM7 5H8V4H7ZM31 5H33V6H35V7H36V6H39V7H40V5H41V7H40L41 9H40L39 7H37V8L32 7ZM65 5H66V6H65ZM83 5H85V7H84ZM86 5H87V6H86ZM110 5H109V8H110ZM146 5H147V4H146ZM156 5H157V6H156ZM177 5H179V6L177 7ZM8 6H9V5H8ZM8 6H7V7L5 6V9H7V10L9 11V8H10V7L8 8ZM15 6H16V5H15ZM17 6H16V7H17ZM29 6H31V7L34 8V9H36L35 11H38L37 9L39 8V10L42 11V12H39V11H38V12H34V11H33V12H34V14H33V12H30V11H32L33 9L30 10L31 7H29ZM78 6H79V8H76V7H78ZM188 6H189V5H188ZM20 7H21V8H20ZM72 7H73L74 9H73ZM147 7H148V9H149V5L146 6V9H147ZM150 7L152 8L153 6H150ZM160 7H161V6H160ZM163 7H162V8H163ZM189 7H190V6H189ZM53 8H54L55 10H54ZM101 8H102V6H101ZM106 8H108V7H106ZM111 8H112V7H111ZM125 8H126V9H125ZM137 8H136V9H137ZM141 8H142V7H141ZM143 8H144V7H143ZM182 8H183V9H182ZM5 9H3V10H5ZM58 9H57V10H58ZM76 9H77L78 12H80V15H79V13H78L77 11H75ZM88 9H89V10H88ZM138 9H137V10H138ZM152 9H153V8H152ZM154 9H155V8H154ZM198 9H199V10H198ZM211 9H212V11L214 10L213 8H211ZM215 9L217 10V8H215ZM226 9H228L232 15H233V13H234V16H232V15L229 13L230 16H232V19H233V17H234L233 20H236V21L238 20V21L240 22L239 24H241V22H243V21H240V18H239L238 16H237V17H238L239 19H237V18L235 17L236 15H239V12H238V11H241V10H237V9H238V8H237L236 10H237L238 14H237V13L235 14V12H234L235 8H234V9L226 8ZM240 9H241V8H240ZM244 9H245V8H244ZM244 9H242V12H244V14H246V13H245L246 11H249L248 13H250V12H252V11L254 10V9H250V10H251V11H250L249 9H248V10L246 9V11H243ZM7 10H5V14H4V11H2L3 14H4L5 16H6V11H7ZM16 10H15V11H16ZM28 10H29V11H28ZM57 10H56V11H57ZM67 10H68V11H67ZM72 10H73V11H72ZM79 10H80V11H79ZM84 10H87V11L85 12ZM98 10H100V11L102 10V12H103L102 14H104V15H102L103 17L101 16V12H100V15L97 13ZM106 10H107V9H106ZM108 10H109V9H108ZM189 10H190V11H189ZM209 10H210V11H209ZM218 10H219V9H218ZM218 10H217V11H218ZM258 10H259V9H258ZM260 10H261V8H260ZM11 11H9V13H10ZM15 11H14V12H15ZM44 11H45V13H44ZM70 11H72V12H70ZM74 11H75V15H76V13H77V14L80 16V17H79L78 15H76V16H78L80 19H79L78 17H77V18L75 17V15H74ZM83 11H84V14L87 13V14H85V16L82 14ZM89 11H90V12H89ZM91 11H93V12H91ZM95 11H96V14H97V15H95V13H94ZM109 11H110V10H109ZM156 11H158V10H156ZM156 11H155V12H156ZM214 11H215V10H214ZM217 11H216V13L219 15L220 10H219L218 12H217ZM222 11H224V10H222ZM229 11H228V12H229ZM254 11H255V10H254ZM254 11H253V12H254ZM256 11H257V10H256ZM2 12H1V13H2ZM22 12H23V13H22ZM24 12H25V13H24ZM27 12H28V13H27ZM29 12H30V14H29ZM107 12H108V11H107ZM144 12H145V11H144ZM158 12H159V11H158ZM160 12H161V11H160ZM160 12H159V13H160ZM175 12L177 13L178 11H175ZM175 12H174V13H175ZM195 12H194V13H195ZM201 12H202V13H201ZM242 12L240 13V15L242 14ZM262 12H263V11H260V15H262V14H261ZM1 13H0V14H1ZM7 13H8V12H7ZM9 13H8V18L3 17L2 19H4V20H5V19H8L7 21H9V17L11 16V15L9 16ZM12 13H13V12H12ZM12 13H11V14H12ZM21 13H22V14H21ZM31 13H32V15H31ZM41 13H43V14H45V15H42ZM49 13H50V14H49ZM92 13H93V14H92ZM124 13H125V12H124ZM134 13H135V15H134ZM142 13H141V14H142ZM179 13H180V12H179ZM191 13H193V12H191ZM248 13H247V14H248ZM3 14H2V16H4ZM20 14H21V15L26 14V15H24V17L21 16L22 18H19V15H20ZM28 14H29L30 16H29ZM46 14H47V16H46ZM72 14H73V15H72ZM81 14H82V16H84V17H82ZM120 14H119V16H120ZM147 14H148V15H147ZM200 14H201V15H200ZM213 14H214V12H213ZM217 14H214V16H215V15L217 16ZM221 14H223V12H221ZM224 14H226V13L224 12ZM229 14L226 15V16L228 17ZM256 14H257V13H256ZM256 14H255V15H256ZM263 14H264V13H263ZM48 15H50V16L52 15V17H51V24H50V18H48ZM91 15H92V16H91ZM98 15H99L100 17H98ZM122 15H123V14H121V16H122ZM124 15H123V16H124ZM128 15H127V17H128ZM146 15H147V16H146ZM153 15H154V17H155V19H154L153 21L157 20V21H155V23L158 22V21L160 22V24L157 23V25H158L160 28H159V27L157 28L156 25H155V27H156L158 30H157V29L155 30V27H152V25H151V24H153V25L155 24V23L151 20V16H153ZM157 15H156V16H157ZM169 15H170V16H169ZM196 15H197V16H196ZM209 15H211V17H210ZM240 15H239V16H240ZM248 15H249V14H248ZM248 15H246V16L243 15V16H245V17L247 18ZM250 15H251V17H252L254 14H253V15L250 14ZM2 16H0V17H2ZM16 16L18 17L19 22L16 20ZM35 16H34V17H35ZM41 16H42V17L46 16V17L43 19ZM50 16H49V17H50ZM53 16H54V17H53ZM58 16H59V17H58ZM93 16H94V17H93ZM109 16H110V15H109ZM178 16H179V17L181 16L182 18L180 17V19H179ZM189 16H191L190 18H192L193 14H191V15H189ZM216 16H215V17H216ZM256 16H257V15H256ZM258 16H259V13H258ZM37 17H36V18H37ZM74 17H75V18H74ZM85 17H88L89 20H87L88 18H85ZM127 17H123V18H124V19H125V18L127 19ZM144 17H145L146 20H144ZM172 17H176V18L179 19V20H176V19H174V18L172 19ZM209 17H210V18H209ZM223 17L225 18V15H224ZM223 17H222V15H219V18H217V17H216V18H217L218 20H219L220 18L223 20V19H224ZM248 17H249V16H248ZM260 17H261V16H260ZM260 17H259V18H260ZM23 18H24V19H23ZM29 18H28V19H29ZM52 18H53V19H52ZM58 18H59V19H58ZM73 18H74V22H75V24H76L78 21L81 22V23H77V24L75 25L74 22H73ZM92 18H93V19H92ZM95 18H96V19H95ZM98 18H99V19H98ZM102 18H103L104 20H103ZM108 18H106V19H108ZM120 18H121V22H122V19H123V18H122V17H120ZM128 18H129V17H128ZM137 18H136V20L139 21ZM152 18H153V17H152ZM165 18H166V19L168 18L167 22H168V21H171L170 19H172L173 22H174V20H175V23L178 21V23H176L175 25H177V24L179 25V24H180L179 21L181 20V21H180V22H181L180 25H182V24L184 23V25L187 27V28L184 27L185 29H188V27H189V26H188L189 23H187L186 20H188L189 22H192V21H193V22H195L196 24L194 23V25H193V22H192V25L195 26L196 28L198 27L197 29L200 28V30H199V32H198L197 30L194 31L195 28H194L193 26H191V24H189L191 27L194 28V29H193V28L190 29L191 27H189V31L191 30L193 33L187 31V33L189 32V34H190V35L187 34V35H189L188 37H191V35L193 34L192 37L190 38L191 40H189V39H187V37H186L187 35H186V34H185L186 36H185L184 34H183V36H182V33H184V32L186 33V31H184V32L181 31V34H180L181 36H179L178 33H180V32H179L178 28H175V29H174V27H173V29H172V27L170 26V25H171L170 22H168L170 25H169L168 23H167V24L165 23V21H166ZM200 18H201V17H200ZM230 18H231V17H230ZM230 18H229V19H230ZM235 18H236V19H235ZM242 18H243V20L246 21V24L243 22L245 25H247V20H248V22H250L251 19H253V18H251V19H248V18H247V19H244V17H241V20H242ZM249 18H250V17H249ZM255 18H256V17H255ZM257 18H258V17H257ZM263 18H264V16L261 17V19H263ZM2 19H1V22H0V23H2V21H3ZM30 19H29V20H30ZM42 19H43L45 22H44ZM46 19H47V20H46ZM48 19H49V20H48ZM56 19H57V20H56ZM68 19H69V20H68ZM70 19L72 20L73 24L75 25V29H76V30L73 28L74 25H73V24H70V23H72V22H70V21H71ZM75 19H79V20H77V22H76ZM82 19H83L84 21H85V20H86V21L84 22ZM91 19H92V20H91ZM100 19H102V20H101V23H99V22H100ZM201 19H203V16H202ZM204 19H205V18H204ZM217 19H216V24L218 23V22H217V21H218ZM221 19H220V20H221ZM229 19H226L227 24H224V25L222 24V27L224 26V29H225V27L227 28V26L229 25V24H228V23H229ZM232 19H231V20H232ZM10 20H11V19H10ZM35 20L37 21V20H39V19H35ZM41 20H42V22H41ZM52 20H53L54 22H52ZM80 20H82L83 22L80 21ZM90 20L92 21V23H90V25H89V23H87V22H91ZM93 20H94L95 22H94ZM96 20H97V21H96ZM131 20H132V21H131ZM136 20H135V21H136ZM212 20H213V19H212ZM227 20H228V21H227ZM233 20H232V21H233ZM254 20H255V19H254ZM256 20L259 21L258 19H256ZM7 21H6V22H7ZM106 21H107V20H106ZM201 21H200V19H199V21H197V22H200V23H201ZM210 21H211V22H210ZM223 21H224V20H223ZM238 21H237V22H238ZM257 21H256V22H257ZM260 21H261V20H260ZM12 22H11V23L8 22L9 25H10V27H8V30H6V29H7L6 27L8 26V24H6L7 26L2 24L3 27L6 26L4 29L7 31V33H9V34H7V33H2V34L4 35V38H5L6 36L9 35V37H10L9 39H10L11 43H12V41L15 39V38H13V37H15V36L17 37V35H18V36L20 35V34H16L15 31L21 33V31L23 30L22 28H21L22 30H19L20 28L18 29L17 27L14 26V27H15V31H13V32L11 31V35H12V37H11L10 32H9V31H10L9 28H10L11 30H14V29H13L14 27H13ZM17 22H18L19 24H18ZM43 22H44V25L41 26V25L43 24ZM93 22H94V23H93ZM96 22L99 23L101 26L103 25L104 30L106 29L107 31H106V30H105V31L103 30L102 33L99 32L102 28H101V26L99 25V27H100V29H99V28H98V24H96ZM113 22H112V23H113ZM119 22H118V23H119ZM121 22H120L119 24H121ZM149 22H150V23H149ZM173 22H172V24L174 25ZM204 22H205V20H204ZM219 22H220V21H219ZM224 22H225V21H224ZM237 22H235V24H236ZM263 22H264V19H263ZM33 23H31V25H32ZM57 23H58V26H59L58 28L56 27V26H57ZM84 23H85V24H84ZM106 23L111 24V23H109V21L106 22ZM122 23H125V20H124V22H122ZM164 23H165L166 26L169 25V26H167V27H168V28L170 27V29L174 30V33H176V34L174 35V33H173V35H171L173 31H172L171 33H170L171 30H170V31H167V27L164 25ZM222 23H223V22H222ZM250 23L252 24L253 21H251ZM11 24H12V25H11ZM16 24H18V25H16ZM55 24H56V25H55ZM81 24H83V25H81ZM91 24H92V27H93V28L95 27L94 24L97 25L96 30L99 29V31H97V32H99L98 34H103V33L105 32V35H104V34H103L102 36L99 35V36H101V38H100L99 36H97V37H99V39H101L103 42H105V44H104V43H102V41L100 40V42H101V43H100L101 48H102V45H101V44H103V48H102V49H101V48H98V47H100V46H98V44H99L98 42H99V41L96 39V38H97L96 35H95L96 38L93 37V36H94L93 34H95V33L97 34V32L95 31V33L92 34V32H94L95 29H92ZM143 24H145V25H144V28H143ZM186 24H187V25H186ZM219 24H220V23H219ZM230 24H232L231 21H230ZM244 24H243V25H244ZM2 25H1V28L3 29ZM27 25L25 26V28H24V27H23V28L26 29ZM63 25H65V26H69V27H72L74 30H73L72 28H70V29H71V30H70L71 32H69V30H68L69 27H67V28H66V34H65V33H64V32H65V31H64V30H65V27H63ZM71 25H72V26H71ZM78 25H79V26H78ZM85 25H86V26H85ZM87 25H88V26H87ZM93 25H94V26H93ZM111 25H112V24H111ZM134 25H135V27H137V28H135ZM138 25H139V26H138ZM141 25H142V26H141ZM146 25H147V26H146ZM173 25H172V26H173ZM211 25H213V28H220V27H221V26H219V27H215V26H216V25H215V22H213V24H211ZM226 25H227V26H226ZM232 25H233V26H236V25H234V21H233V24H232ZM232 25H230V26H228V27H231ZM237 25H238V23H237ZM249 25H250V24H249ZM11 26H12L13 28H12ZM60 26H61V27H60ZM83 26H84V28H83ZM117 26L120 27V28H118ZM131 26H132V25H131ZM148 26L151 28V30H152V28H153V29L155 30L156 33H153L154 30L151 31L150 28H149ZM240 26H241V25H240ZM76 27H77V28H76ZM80 27H81V28H80ZM87 27H88V28H87ZM89 27H91V28L89 29ZM165 27H166V29H165ZM176 27H178V26H176ZM207 27H206V30H207ZM210 27H211V26H209V28H210ZM236 27H238V28H236V29H237L236 31H238V29H239V31H240L241 28H247L246 26H245V27H241V28H239V26H236ZM1 28H0V30H2ZM30 28H29V29H30ZM50 28H51V29H50ZM55 28H56V29H55ZM59 28H60V29H59ZM63 28H64V29H63ZM79 28H80L81 30H80ZM86 28H87V29H86ZM182 28H183V25L181 26L180 30H181ZM211 28H212V27H211ZM211 28H210L209 32H211V34H212V33H215L216 31L214 32V31H213L214 29L212 28V29H213V30H212ZM16 29H18L19 31L16 30ZM27 29H28V28H27ZM27 29H26V30H27ZM54 29H55V30H54ZM57 29H58V30H57ZM61 29H62L63 32L61 31ZM78 29H79V30H78ZM82 29H83V30H85V29L88 30L87 33H85L86 31L83 33V30H82ZM176 29H177V31H176ZM185 29H183V30H185ZM221 29H222V31L224 30L223 28H221ZM221 29H220V31H221ZM227 29H228V28H227ZM229 29H230V28H229ZM231 29H232V28H231ZM234 29H235V28H234ZM234 29H232V30H234ZM247 29H248V28H247ZM5 30H3V31L5 32ZM44 30H45V29H44ZM59 30H60V31H59ZM89 30H93V31H89ZM111 30H113V31L111 32ZM114 30H115V32H114ZM120 30H119V31H120ZM138 30H139V31H138ZM159 30H160V31H159ZM215 30H216V29H215ZM225 30H226V29H225ZM225 30H224V31H225ZM232 30H231V31H232ZM243 30H244V29H243ZM245 30H246V29H245ZM245 30H244V31H245ZM3 31H0V32H3ZM30 31H31V29H30ZM30 31H29V32H30ZM34 31H31L30 34H28L27 36L29 37V35L34 34V33H35ZM57 31H59V33H58ZM78 31H79V34H78ZM81 31H82V32H81ZM217 31L219 32V30H217ZM222 31H221V33H222ZM227 31L229 32V30H227ZM234 31H235V30H234ZM234 31L232 32L233 35H235L234 33H236V32H234ZM14 32H15L16 35L14 34ZM22 32H23V31H22ZM26 32H27V31H26ZM60 32H61V33H60ZM74 32H76V33L74 34ZM88 32H89V33H88ZM177 32H178V33H177ZM197 32L199 33V35H198ZM218 32H217L216 35H219ZM246 32L248 33V30H247ZM62 33H63L64 36L62 35ZM69 33H71L72 35L69 34ZM90 33H91L93 36L88 35V34H90ZM108 33H109V32H108ZM118 33H116V34H118ZM159 33H160V34H159ZM167 33H169L170 35L167 34ZM219 33H220V32H219ZM221 33H220V34H221ZM225 33H226V32H223L222 35H224ZM237 33H238V32H237ZM241 33H242V32H240V34H241ZM247 33L244 32V33H242V35H245V34H247ZM2 34L0 33V37L3 38V35H2ZM5 34H6V35H5ZM57 34H59V35H57ZM68 34H69V36H68ZM76 34L79 35V37H81V35H83V36L86 38V35H85V34H87L89 37H90V36L92 37V38H91V39H92L91 42H92V43H95V45H97L96 48H94V49H96V51L94 50V54L92 53V52H93V48L91 49V47H90V46H92L93 44H90V41H88V40H90V39H88V37H87V39H86L85 41H83V42H87L88 45L90 44V46H86V43H85V45L83 46L82 42H81L82 45H80V44L78 45V42H79L78 40H79V39H78V37H77ZM226 34H227V33H226ZM228 34H231V32H229ZM238 34H239V33H238ZM248 34H249V33H248ZM248 34H247V35H248ZM21 35L23 36V35H25V34H22V33H21ZM21 35H20V36H21ZM35 35H36V34H34L33 36H35ZM61 35H62V36H61ZM66 35H67V36H66ZM109 35L111 36L112 34H109ZM132 35H133V37H134L135 39H137V40L134 41L133 39H132V40L128 39V38H132V37H131ZM149 35H148V37H150ZM197 35H198V36H197ZM200 35H202V36L200 37ZM214 35H215V34H214ZM214 35L211 36L210 39H212V37H215ZM233 35L230 36V38L232 37L231 39H236V38H233ZM20 36H19V38H20ZM27 36H26L25 38H24V36H23V38H24L23 40H25V39L27 38ZM33 36H31L30 38H32ZM37 36H38V34H37ZM37 36H36V37H37ZM46 36H48V37H46ZM70 36H71V37L76 36L78 40L76 39V37L70 38ZM219 36H220V35H219ZM219 36H218V38L221 39ZM226 36L228 37L229 35H226ZM236 36H237V35H236ZM236 36H235V37H236ZM249 36H251V35H248V36H246V37H249ZM38 37H39V36H38ZM45 37H46V38H45ZM64 37H65V38H64ZM102 37H103V38H102ZM104 37H107V38H105L106 41L103 40ZM148 37H147V39H148ZM155 37H156V35H155ZM157 37L154 38L155 40H152V41H154V42H155V41L158 42L159 39H158ZM183 37H184V38H183ZM199 37H200V38H199ZM216 37H217V36H216ZM222 37H223V36H222ZM224 37H225V35H224ZM240 37H241V36H239V37L237 36V38H240ZM2 38L0 39V41H1V43H2V45H1V43H0V45H1L0 48H1L4 44H6V45H4V46H7V45L10 46V44H7V42L10 43L9 39H7L8 37L5 38L6 40L3 38V40L7 41V42H5V43H3ZM11 38H13V39H11ZM17 38H18V37H17ZM61 38H62V39H61ZM63 38H64V39H63ZM74 38L77 40V42H74V43H76V44H75V45H74L73 43L70 44V42H71L70 40H72V39H74ZM85 38H84V39H85ZM93 38L96 39V41H95V40L93 41ZM159 38H160V37H159ZM162 38H160V40H161ZM207 38H208V39H207ZM21 39H22V37L20 38V41H21ZM38 39H39V38H38ZM42 39H41V40H42ZM112 39H113V41H114V40H115V41L118 40V42L115 43V41L113 42ZM116 39H117V40H116ZM147 39H146V40H147ZM215 39H216V38H215ZM215 39L212 40V41H213L212 43H213L214 46H215V44H216ZM224 39L226 40V38H223L222 40H224ZM227 39H228V38H227ZM15 40H16L17 42L13 41L12 44H14V43H15V44L17 43L16 45L21 44L19 40H17V39H15ZM23 40H22V42L24 43ZM32 40H34V41H32ZM43 40H42V41H43ZM61 40H62V41H61ZM64 40H65V41H64ZM80 40H81V39H80ZM82 40H83V38H82ZM82 40H81V41H82ZM107 40H110V41L107 43ZM127 40H129V41H127ZM139 40L137 41L138 44L140 43ZM149 40L151 41V39H149ZM175 40H172V44H175L174 42H176V44H177V45H176V44L174 45V48H176V46L178 47V46L180 45V44H178L177 41H175ZM216 40H218V39H216ZM222 40H221V41H222ZM18 41H19V43H18ZM25 41H27V40H25ZM50 41H51L52 43H53V41H54V43H53L54 45L58 42L57 45H55V46H57V48H55V46H54ZM63 41H64L66 44H64ZM68 41H69V43H67ZM97 41H98V42H97ZM119 41H120V42H119ZM130 41H131V43H134V44H135V45H134V44L132 45L133 48H134V46H137V47H138V49H137L138 51H137V50L135 51L134 49H136L137 47H135L134 49H131L130 47H132V46H130V47H129V48L131 49L130 51H134L136 54L138 53V55H135V56H134V54H133V56H132L133 59L130 60V62H128V64H127V59H128V60L131 59V55H132V53H133V52H131V53H130L131 55H130V57L128 58L127 53L130 52V51H128L129 49H127V48H128V46H129V44H130ZM133 41H134V42H133ZM147 41H148V40H147ZM152 41H151V43H152ZM196 41H197V42H196ZM221 41H220V42H221ZM229 41H230V40H229ZM47 42H48L49 44H48ZM59 42H61V43H60V45L58 46ZM111 42H112V43H111ZM122 42H123L124 45H121ZM125 42H128L129 44H127V43H125ZM145 42H146V41L144 40V46H145V44H146V49H144V51L146 50L145 53L147 52V47H148L149 49H148V52L146 53V55L143 54L144 51H142V54L140 53L141 55L149 56V55L151 54L150 52H153L152 55L154 54L153 56L155 57V53H158V52H157L158 50L161 51V46H162L163 44H160V46H158L159 48H157V49H158L157 51L155 50V48H153V51H152V50L149 51V50H150V46H151V49H152V47H153L155 44L157 45V43H156V42H155V44L153 43V44H152L153 46H152V45L148 42L149 45H150V46H148L147 43H145ZM187 42H188L189 44L192 43V46H193V47H192L191 45L187 44ZM220 42L218 41L219 44H220ZM222 42H223V41H222ZM222 42H221V43H222ZM23 43H22V44H23ZM79 43H80V42H79ZM96 43H97V44H96ZM117 43H118V45H117ZM120 43H121V44H120ZM159 43H163V42L159 41ZM164 43H166V42L164 41ZM169 43H170V44H169ZM210 43H211V42H210ZM212 43H211V44H212ZM224 43H225V42H224ZM15 44L12 46V48H13V47H16ZM24 44L27 45L26 43H24ZM69 44H70V46H69ZM125 44L127 45V46H126L127 48H126V47L124 48ZM141 44H139V45L141 46ZM167 44H164V45H163L164 48H165V46L168 47ZM211 44H210V45H211ZM225 44H226V43H225ZM228 44H229V43H228ZM235 44H236V43H235ZM49 45H50V46L52 45V46L49 47ZM64 45H65L66 47H65ZM67 45H68V46H67ZM76 45H78V46H76ZM95 45H93V47H95ZM104 45H105V48H106V46L109 47V45H110V47H111V46H113V47H111L112 49H111L110 47H109V48H106V52H105V51H104V50H105ZM116 45H117V46H116ZM130 45H131V44H130ZM158 45H159V44H158ZM210 45H209V46H210ZM221 45H222V44H220V46H221ZM9 46H7V48H6V47H3V50H2V48H1L0 50H2V51H0V53H1V52H5V48H6V49H7L6 51H7L8 53H9V52L11 53V54L9 53V54H10V59L13 60V58H11V57L15 56V55H13V54H16L17 52H16V53H14V52L12 53L11 51H13V50H14V51H15V50L18 51L17 49H20L22 46L20 47V46L18 45L19 48H17V47H18V46H17V47H16L17 49H16V48H15V49H12V48H11L12 50H11L10 48H8ZM41 46H42V47H41ZM43 46H44V47H43ZM60 46H62V47H60ZM82 46H83V47H82ZM118 46H119V47L122 46V47L119 48ZM142 46H143V45H142ZM163 46H162V49H163ZM170 46H169V47H170ZM187 46H188L189 48H190V46H191L192 48L189 49V48H187ZM216 46H217V45H216ZM222 46H223V45H222ZM222 46H221V47H222ZM226 46H227V44H226ZM230 46H231V45H230ZM233 46H234V45H233ZM236 46H237V45H236ZM23 47H22V48H23ZM45 47H47V51H48V52L45 51V50H46ZM48 47L51 48V49L49 50ZM64 47H65V48H64ZM80 47L82 48V49H81L82 51H78ZM117 47H118L119 49H118ZM154 47H157V46H154ZM198 47H199V48L201 47V49H202L201 53H203V52L207 53V52L203 49L202 46L199 45ZM221 47H220V48H221ZM224 47H225V46H224ZM238 47H239V46H238ZM69 48H70V49H69ZM97 48H98V50H97ZM123 48L125 49V51L122 50ZM144 48H145V47H144ZM179 48H181V47L179 46ZM217 48H218V46H217ZM220 48H218V50H219ZM227 48H228V46H227ZM227 48H223V47H222V48H221V52L224 50V53H223V54L220 53V55L222 54V55L229 56V57H227V58H231V56L233 55L231 59H233V58L235 59V57H236V55H237V51H236L237 48L233 47V48H235V50H232L230 47L228 48V49H231L234 53H231L230 50H227ZM9 49H10L11 51H10ZM56 49H57L58 51H56V52H55V51H54V52L52 51V52H53V55H52V54H51V53H52L51 50H56ZM59 49H60V50L62 49V51H60ZM65 49H66V51H65ZM67 49L71 50V52H72L73 49H74V50H75L74 52H75V53L78 52L79 54L76 55L77 53L74 54L73 52H72V53H71L70 51L68 52ZM89 49H90V51H89ZM110 49L112 50V53H110ZM116 49H117V50H116ZM141 49L143 50V47H142ZM188 49H189V50H188ZM192 49H193V51H192ZM42 50H44L46 53H45L44 51H42ZM63 50H64V52H63ZM76 50H77V51H76ZM99 50H101V51L99 52ZM107 50H108V52H109L111 55L108 54L109 56H107L106 54H104V53H108ZM118 50H121V51H123V52H121V51L117 52ZM126 50H127V51H126ZM164 50H165V53L168 52L167 55H168V54L171 55V53L168 51L169 49L167 50V48H165ZM164 50H163L162 52H164ZM166 50H167V51H166ZM177 50H178V49H177ZM179 50H180V49H179ZM197 50H198V48H197ZM199 50H200V49H199ZM203 50H204V51H203ZM49 51H50L51 53H49ZM91 51H92V52H91ZM97 51H98L99 53H98V54H95V52H97ZM114 51H116V52H114ZM160 51H159V55L157 56V54H156V56H157L158 59H161V61H162V60H164V59L159 58L160 53H161ZM185 51H186V52H185ZM210 51H211V52H210ZM213 51H215V50H213ZM42 52H44V53H42ZM83 52H82V53H83ZM102 52H103V53H102ZM187 52H188V54H187ZM191 52H192V53H191ZM195 52H196V51H195ZM195 52H194V56H193V55H192V56L188 55V56L191 57V58H187L188 56H187V57L185 56V58L183 57L184 60H186V64H187V63H190V64H188V67H189V65H191L192 68L200 67L198 63H200V60H201V59H200V57H198V59H200V60L197 61V58H196V56H197V55H196L197 52H196V54H195ZM219 52H220V50H219ZM8 53L6 54V52H5L4 54H3V53H1V54L4 55V56L7 55V58H8V57H9V56H8ZM21 53H22V52H21ZM21 53H20V50H19V52H18V54H16V56H18V55L21 54ZM48 53H49V55H48ZM56 53H57V54H56ZM61 53H63V54H61ZM65 53H66V54H65ZM69 53H71V54H69ZM91 53H92L93 55H92ZM101 53H102V54H101ZM114 53H116V54H115L116 56H114ZM118 53H119V54H118ZM205 53H204V55L207 56V54H205ZM217 53H218V52H217ZM226 53H227V54H226ZM1 54H0V55H1ZM50 54H51V55H50ZM59 54H60V55H59ZM112 54H113V55H112ZM128 54H129V53H128ZM162 54H163V53H161V56H162ZM176 54H175V55H176ZM209 54H208V55H209ZM215 54H216V53H215ZM215 54H214V57H215ZM218 54H219V53H218ZM2 55L0 56V58H2V60H4L5 58H3L4 56H2ZM11 55H12V56H11ZM26 55H27V54H26ZM37 55H38V56H37ZM45 55H46V57H45ZM54 55H55L56 57H55ZM57 55H58V56H57ZM62 55H63V56H62ZM66 55H68L69 58H68V56H66ZM73 55H74V56H73ZM122 55H123V56H122ZM152 55H151V56H152ZM163 55H166V54H163ZM172 55H171V57L169 56L170 58H167L168 56H167L166 58H167V59H171V60H172V59L175 60V59H174L175 56H173V58H172ZM200 55H201V54L199 53V56H200ZM216 55H217V54H216ZM16 56H15V58H16ZM24 56H23V57H24ZM47 56H48L50 59H49ZM53 56H54V59H53ZM60 56H61V57H60ZM70 56H71V58H70ZM145 56H142V57H141V60L148 59V58H146ZM153 56H152V57H153ZM176 56H177V55H176ZM178 56H177V60H179L178 58H180V57H178ZM201 56H202V55H201ZM206 56H205V58H203V56H202V58H203L204 60L206 59V60H205V63H206V61H207V65H206L205 63H204V64L201 63V65H202V67H204L203 65H205L206 67H204V69H205V70H206V69L208 70V67L210 66V65L208 66V62H209L210 60L208 61L207 58L209 59L210 57H208V56L206 57ZM218 56H219V55H218ZM29 57L27 58L28 61H30V60H29ZM39 57H40V58H39ZM137 57H136V58H137ZM144 57H145V59H144ZM152 57H149L148 60L143 61L144 63L141 62L142 64H141V63H139V64H140V65H143V64H145V62L148 61V62L145 64V66H146L147 68H148V67L151 68V63H154L152 60H154V59L156 58V57H155L154 59H151V60H150V58H152ZM182 57H181V58H182ZM214 57H212L213 59L211 58V61L214 60ZM219 57H220V56H219ZM221 57H222V56H221ZM221 57H220V58H221ZM7 58H6V60H7ZM15 58H14V60H15ZM17 58H18V57H17ZM17 58H16V59H17ZM37 58H38V60H37ZM59 58H60V59H59ZM76 58H77V61L79 60V62H78L77 64H75V62H77V61L75 60ZM121 58H123V61H122ZM126 58H127V59H126ZM136 58H135V59H136ZM157 58H156V60H154L157 64H156V63H155V65L152 64V65H154V66H156V65H157V66H156L155 68L152 66V67L154 68V69L151 68L152 71H151V70L149 71L150 68L147 70V68H146L144 65L141 66V67L144 68V69L142 68L144 72H143V71H139V70L141 69V67H140V69L138 70L140 73L142 72V73H141V76H142L143 73L145 74L146 72L149 71L148 76L150 77V79H149L148 77H146V76H147V75H146L147 73H146L145 75L143 74L146 78L149 79V80H148V84L146 83V82H147V81H146V80H147L146 78H145L146 80H145V79H142V78H144V76H142V77H141V76H138V77H137L138 72L136 71L137 73H134V72H133V75L136 74V77H137L136 79H137V81H138V78L140 77L141 79H139V81L141 80L142 83L146 81L145 83L147 84V86H149V84H150L151 82L154 81L153 84H155V80L160 81L161 79H163V78L165 77V74H164V73H165V72H164L165 67L161 66L162 69H161V68L159 69L160 66H159V64H158V62H157V61H158ZM164 58H165V56H164ZM183 58H182V59H183ZM227 58H226V59H227ZM46 59H48V60H46ZM52 59H53L55 62H54ZM55 59H56V60H55ZM61 59H62V60H61ZM97 59H96V60H97ZM125 59H126V60H125ZM182 59H180V61H177V60H175V61H177V62L179 63V62H182V61H183ZM215 59H218V58H215ZM223 59H224V56H223ZM226 59H225V60H226ZM8 60H9V59H8ZM8 60H7V62H8ZM41 60H42V61H41ZM59 60H60L61 62H60ZM64 60H65V61H64ZM74 60H75V62H74ZM90 60H91V61H90ZM120 60H121V61H120ZM137 60H138V59H136L135 61H137ZM173 60H172V61L169 60L168 62H170V63L172 62V63H173V62H174ZM181 60H182V61H181ZM204 60H203V62H204ZM218 60H220V59H218ZM218 60H217V61H218ZM0 61H1V60H0ZM9 61H11V60H9ZM21 61H19V63H22ZM39 61H41L42 64H41ZM48 61H49V62H48ZM103 61H102V63H100V64H102V65L105 64V63H103ZM125 61H126V62H125ZM139 61H140V60H139ZM139 61H137V62H139ZM150 61H152V62H150ZM164 61H167V60L165 59ZM164 61H162V63H163ZM215 61H216V60H215ZM217 61H216V62H217ZM227 61H229V60H228V59H227L226 61H223V60H222L223 64H224V62H226V64H228V65H226V66H224V67H227V66H228V68H230L232 65H233L232 67H235V66H236V65L234 66V64H236V63L232 62L231 60H230V61L232 62V65H231V62L227 63ZM233 61H234V60H233ZM240 61H242V60H239L238 62L240 63ZM243 61L246 62V60H245L244 58H243ZM2 62H3V61H2ZM2 62H0V64H2ZM5 62H6V61L4 60L3 65L0 66V77L3 76V74L5 75V72H7V73L10 74V71H11V70H9V68H8L9 66H8V67L6 66V63H7V62H6V63H5ZM15 62H16V61H14V63H13V61H12L13 64H19L18 62H16V63H15ZM36 62H35V63H36ZM97 62H98V61H97ZM110 62H111V61H110ZM115 62H116V63H115ZM131 62H132V63H131ZM133 62H134V63H133ZM168 62H166V63H168ZM197 62H198V63H197ZM222 62H221L220 64H222ZM238 62H237V63H238ZM23 63H22V64H23ZM38 63H40V65H39ZM57 63H58V64H57ZM59 63H60V64H59ZM73 63H74V65H73ZM86 63H85V64H86ZM95 63H96V61H95ZM98 63H99V62H98ZM98 63H96V64H94V65H97ZM119 63H120V64H119ZM129 63H130V64H129ZM159 63H160V61H159ZM166 63H164V64H166ZM172 63H171V65H173ZM175 63H176V62H174V64H175ZM182 63H183V62H182ZM182 63H180V64H182ZM184 63H185V61H184ZM196 63H197V64H196ZM212 63H213V61H212ZM212 63H211V64H212ZM233 63H234V64H233ZM239 63H238V64H239ZM22 64H19V65L22 66ZM27 64H28V63H27ZM83 64H84V63H83ZM83 64H82V67H84V65H85V64H84V65H83ZM88 64H87V68H88ZM106 64H107V63H106ZM108 64H109V62H108ZM125 64H127V66H128L130 69H129V68H126V69H125V66H124ZM139 64H138V65H139ZM168 64H169V63H168ZM195 64L198 65V66H196ZM209 64H210V62H209ZM213 64H214V63H213ZM220 64H219V65H220ZM223 64H222V65H223ZM7 65H10V64L8 63ZM25 65H23V66L25 67ZM38 65H39V66H38ZM71 65H72V66H71ZM79 65H80V63H79ZM94 65H93L94 71H93V69H92V72H93V75H96V74H94V72L96 71V68L94 67ZM102 65H99V64H98V65H97V67H98L97 70L100 69V71H101V69H102V71H103L104 69L106 70V68L103 69L102 67H108V66H111V64L108 65V66H106V65H103V66H102ZM121 65H120L119 67L117 66L118 68H116V69H114V68H115L114 66H111V67H113V69H112V68H110V69L107 68V70H108V69H109V70H108L107 72H106L105 70H104V71H105L106 73H109V71H111V69H112V71L114 72V70H117V69L119 70V68H122ZM166 65H167V64H166ZM182 65H183V64H182ZM182 65H181V67H180L179 64H178V65H177V64H176V65H173V66H175V67L177 66V70H175V69H173V70H174V71H178V73H179V71L182 69V70L185 72V71H186V70H184L185 67L182 66ZM193 65H195V67H194ZM215 65H218V64H215ZM224 65H225V64H224ZM230 65H231V66H230ZM5 66H6L8 69H4V68H2V67H5ZM11 66L14 67L13 65H10V68H11ZM65 66H66L67 69L64 70ZM76 66H75V67H76ZM100 66H102V67H100ZM127 66H126V67H127ZM158 66H159V67H158ZM207 66H208V67H207ZM229 66H230V67H229ZM16 67H17V66H16ZM24 67H23V69H24ZM27 67H26V68H27ZM39 67H40V68H39ZM79 67H80V66H79ZM82 67H81V68H82ZM89 67H90V65H89ZM91 67H92V66H91ZM91 67H90V68H91ZM157 67H158V68H157ZM169 67H172V66H170V64H169ZM169 67H168V65H167V69H169V70H167L168 72L170 71V68H169ZM178 67H179V69H180V68H181V69L179 70ZM182 67H184V68H182ZM186 67H187V66H186ZM188 67H187V69H188ZM216 67H217V66H216ZM222 67H223V66H222ZM222 67H221V68H222ZM1 68H2V69H1ZM18 68H21V69H22V67H19V66H18ZM28 68H27V70L29 71ZM38 68H39V70H38ZM41 68H42V69H41ZM47 68H48V69H47ZM77 68H76V69H77ZM84 68H86V67H84ZM131 68H133V69L131 70ZM172 68H174V67H172ZM172 68H171V69H172ZM190 68H191V67H189V69H190ZM192 68H191V69H192ZM209 68H212V67H209ZM213 68H214V65H213ZM213 68H212V70L209 69L208 71H209V72L212 71V73L215 72L216 70H215V68H214V70H213ZM217 68H220V66L217 67ZM217 68H216V69H217ZM228 68H227V69H228ZM11 69H12V68H11ZM16 69H17V68H16ZM21 69H19V70H21ZM36 69H35V71H36ZM46 69H47V70H46ZM62 69H63V70H62ZM78 69H79V71H81L80 68H78ZM78 69H77V70H78ZM82 69H83V68H82ZM127 69H128V71H127ZM185 69H186V68H185ZM191 69L187 71L188 73H187V72H185V74L183 73V76L187 74V76H188V77L186 76L187 78H185V76L182 78V71H180L181 73H179V74H181V77L178 76V74H176L173 70H171L170 74L167 73V74H168L167 76H168V78H170V81H171V76H172L171 73L173 74V76L175 75L176 79L179 77V78L177 79L179 82H180L179 79H181V78H182L181 81H182V80L184 81V82H183V81L180 82V83H181V85H179L180 87H179V86H176V88H179L178 90L175 89V87H174V84H175V85H178V84H179L178 81L175 80V77H174V79H173V81H172V82L175 81L174 84L171 83L170 81H167V80H169L168 78H166L167 76L165 77V79H167V80H164V79H163V80H164V83H165V82H167V84H170V83H171V87H170L171 89H169V86H170V85L165 86V87H167L169 90H171L170 92L173 93V94H171L172 96H173V95L175 96V93H176V92H172V90H173V91H174V90H175V91H179V93H178V92H177V93L180 94V93L182 92V91L180 92V90L183 89L182 94H180V96H181V95H182V96L184 95L183 99H181L180 97H178V94L176 93V94H177L176 96H177L178 98L175 99V97H171V99H173V98L175 99V101H174V99H173L172 101L178 104V101H180V100H182V101H185V100H186V101H187V100H192L194 97H196V96L198 95L199 97H203V100H202V98H199V97L197 96L200 100L197 99V101H195L194 99H196L197 97L194 98V99L192 100V102L195 101V103H192V102H191V103L193 104V105L191 104V107L194 106V105H197L198 103H196V102H199V101L202 100L203 103H204L205 105H208V106L211 108L212 105H210V104H211L212 102H214V101H213V100H212L211 102H210V101L207 102V101L212 99V97H211V93H213V90H212V89H214L215 87L217 88V86H215L214 88H212V87L214 86V85L212 86L213 82H212V83H211V82L209 83V79H208V78H210V81H211V77H207L206 80L208 79L207 82L209 83V85L211 84L210 86H212V87H211L212 89H210L209 87H208V88L205 87V85H206V83H205L206 80H204V79H205L206 76H204V78H203L202 76H203L206 72H204V74H203L202 76H200L201 73H203V72H200V73L198 72V70H200V68H197V70H196V68H195V70H196L197 73H199L198 76L201 77V78H200L201 81L199 80V82H200V83H201V82H204V83H205V85H204V83H203V86H204L205 88L202 87V84H200L199 82H197L198 80H196V82H197L199 85H201L200 87H202V90H201V88L198 87L199 85H198L196 82H195V84H197L198 86H195V84L192 85V84L189 82L190 80L188 79V78L190 77V76H189V72L191 71V73H192V70H191ZM225 69H226V68H225ZM234 69H235V68H233L232 71H234ZM4 70H5V71H4ZM12 70H13V69H12ZM19 70H18V71H19ZM24 70H25V69H24ZM27 70H26V71H27ZM44 70H46V71L44 72ZM51 70H52V73H50ZM69 70H70V72L73 71V74L71 73L72 75H71L70 77L68 76V75H70V74H68V73H70ZM83 70H85V69H83ZM86 70H88V69H86ZM86 70H85V71H86ZM89 70H91V69H89ZM89 70L87 71L88 73H86V76H88L87 74L90 73ZM118 70H117V71H118ZM130 70H131L132 72H131ZM145 70H147V71H145ZM157 70H158V71L160 70V72H158ZM161 70H163L164 73L161 72ZM195 70H193L192 75L195 73V75L197 76V73L195 72ZM218 70H220V69H218ZM229 70L231 71V69H229ZM22 71H23V70L19 71V72H20L19 75H22V73H23ZM37 71H36V72H37ZM100 71H99V72H100ZM102 71H101V73H102ZM117 71H115V73H114L113 75L110 74L111 72H110L109 74H110V76L112 75V76L114 77L115 81H118V82H119V80H116L117 78H115V76H114L115 74H117ZM129 71H130V72H129ZM200 71H201V70H200ZM202 71H204L203 68H202ZM208 71H207V74H205V75H207V76H212V78H214L213 76H214L216 73H214V75H213V74H211V72H210L211 75H208ZM220 71H221V73H223L225 70H223V71L220 70ZM220 71H219V73H220ZM230 71H228V72H230ZM21 72H22V73H21ZM55 72H56L57 74H56ZM59 72H61V73H59ZM64 72H65V73L68 72L67 75H66L67 77L63 76ZM99 72L97 73V76H96L97 79H98V77H101V79L104 78L106 81L109 80V79H106V78H107V76H105L106 73H105L104 75H103V74L98 75ZM127 72H128V74H127ZM173 72H174L175 74H174ZM7 73H6V74H7ZM13 73H17V70H16V72L14 71ZM13 73H12V75H13ZM28 73H29V72H28ZM28 73H26V74L29 75L30 78H29L27 75H26V77H28L29 79H31V81H32V79H33V81H34V83H35L36 78H35V80H34V78H31V76H32L31 72H30L29 74H28ZM45 73H46V74H45ZM53 73H54V74H53ZM84 73H85V72H84ZM84 73H83V71L79 72V74L82 75V78H84V77H83V74H84ZM122 73H121V71H120V75H118V76H120L121 78H122V76L124 75V74H122ZM156 73H157V75H158V73H159V74H160V77L162 76V78H160L159 76H157ZM191 73H190V75H191ZM217 73H218V72H217ZM230 73H231V72H230ZM232 73H233V72H232ZM232 73L230 74V75H231V76H230L229 73L227 74V72H226L225 74H226V75H229V76H222L223 74H222V75L220 74V76H219V75H218V76H215V78H217V79H219V80H220V79H221V80L223 79V81L220 82V84H221V83L223 84L224 80H226L225 82H227V84H228L229 82H230V83H235V81L238 80L237 77H236L237 75L235 76L236 80H234L235 78L233 79V77H234L235 74L232 75ZM23 74H24V73H23ZM51 74H53V75H51ZM76 74H77V75H76ZM118 74H119V72H118ZM121 74H122V75H121ZM161 74H162V75H161ZM163 74H164V75H163ZM225 74H224V75H225ZM12 75H11V76L9 75V77H8L9 80L4 78V77H6L7 75H6V76H3V79H2V80H3V81L6 80V81H4V83L7 82L5 85H3L4 83L2 82V80H0L1 83H3L2 86L5 87V88H2V90H4V89H8V88L10 89V87H11L10 90L13 89L12 87H13L14 83H12V82H15V81L12 80L13 77H14V76L12 77ZM49 75H50V76H49ZM58 75H59V76H58ZM64 75H65V74H64ZM101 75H102V76H101ZM107 75H108V74H107ZM138 75H140V74H138ZM155 75H156V76H155ZM169 75H171V76H169ZM176 75H177L178 77H177ZM192 75H191V77H192ZM195 75H193V76H195ZM216 75H217V74H216ZM44 76H45V77H44ZM56 76H57V77H56ZM78 76H79V75H78ZM84 76H85V75H84ZM90 76H91V75L89 74V78H87V77H86V78H87V79H90V78H91V80H90V82H91L93 76H92V77H90ZM112 76H111V77H112ZM127 76H126V77H123V78H124L125 81H126L125 78H127V79H128V80H127L128 82H127V81H126V82H127V84H129L130 77H127ZM129 76H130V75H129ZM196 76H195V79H199L198 76H197V77H196ZM15 77H16V76H15ZM17 77H18V76H17ZM19 77H20L21 80H22L24 76H22V77L19 76ZM19 77H18V78H19ZM33 77H35V76L33 75ZM53 77H54V76H53ZM94 77H95V76H94ZM105 77H106V78H105ZM113 77L110 78L109 75H108V78H110V79H112V80H113ZM116 77H117V76H116ZM120 77H119L118 79H120ZM153 77H157L158 79H157V78H153ZM1 78H2V77H1ZM1 78H0V79H1ZM51 78H52V80H51ZM74 78H71V79H74ZM96 78H95V79H96ZM202 78H203V79H202ZM26 79H27V78H26ZM38 79H37V82H39ZM101 79L99 78L100 82H99L98 80H95V82H96L95 84H94V83L91 84L92 82L90 83L91 85H89V86H88V84H87V87H86L85 79L83 80V81H84V84H83V81H81V82H82L81 84H83V86L85 85L84 87H86V89H85V92H86V93H87V91H89V89H91V88L93 87L92 89H93V90H96V92H97V90L99 89L100 92H99V90H98V92H99V94H100V93H101V89L103 88V91H104V92H103V91H102V92L105 93V94H109V95H103V94H102V96H109L110 98H111V96L114 97L115 95H117V93H118V94H121L122 92H121V93H119V92L122 91V87H123L122 85H123V84H124V85L126 84V82L121 84L120 82L124 81V80L121 79L120 82L117 83V84H119V85L121 84V86H122V87L120 86L121 89L118 87L119 85L113 87L114 90L116 89V91L120 90L119 92H116V91H114L113 89L110 88V87L113 85V83H115L114 80H113V81H112V80H109L110 82L108 81V83H107V82H103L104 79H103V80H101ZM131 79H132L131 81H134L133 79H135V78L133 77V78H131ZM136 79H135V81H136ZM151 79H152L153 81H150ZM159 79H160V80H159ZM186 79H187V80H186ZM190 79H191V78H190ZM193 79H194V78H193ZM195 79L192 80V83H194ZM7 80H8V81H7ZM24 80H25V79H24ZM24 80H23V81H24ZM53 80H54V81H53ZM68 80H67V79H66V81L64 80L66 83L62 80L63 83L61 84V86H62V85L64 86V83H65V86L62 87V88H65L66 85H68V84H67V83H68V82H67ZM185 80H186V81H185ZM202 80H204V81H202ZM213 80H214V79H213ZM227 80H228V81H227ZM25 81H26V80H25ZM33 81H32V83H33ZM51 81H53V82H51ZM111 81H112V83H111ZM131 81H130V84H131V85H130V86L128 85L129 88H131V86H134V85H135V83H134L135 81H134V82H131ZM139 81L137 82V84H138V83H139V84H138V85L136 84V85H137V88L140 89V88H141L140 86H142V85H143L142 87H145L146 84H145V83H143V84L141 83V85H140V82H141V81H140V82H139ZM149 81H150V83H149ZM158 81H156V82H157L158 84H160L161 81H160V82H158ZM215 81H216V79H215ZM241 81H242V80H241ZM241 81H240V87L237 86L238 91H241V90L244 88V87L241 86ZM16 82L18 83V80H16ZM16 82H15V83H16ZM19 82H20V80H19ZM26 82H27V81H26ZM29 82H30V81H29ZM54 82H55V83H54ZM70 82H73V83H71V85L69 84V85L72 86V87H73L75 84L78 83V81H77V82H74V80H70ZM70 82H69V83H70ZM79 82H80V81H79ZM87 82H88V81H87ZM93 82H94V79H93ZM168 82H169V83H168ZM186 82H187V83L189 82V83L191 84V85L189 84V88H190L191 86H192V87L194 86L195 88H196V87L199 88V92L196 91L197 88H196V89H195V88H192V89H195V91L193 92V94H194V93H197V92H198V93H202V94H204L205 91H206L207 89H210L212 92H210L209 90H207V91H208V93L210 92L209 94H210V98H211V99H209V97H208V100H207V98H206L207 101L204 100V99H205L204 96H205V95H209V94H207V92H206V94H204V96H203L202 94H201V96H200V94L197 93V95L194 94L195 96L192 95L193 98H192V96L189 95V97H190L191 99H189V98H188V99H187V98L185 99V95L188 94V93H186V94H183V93H185L184 90H188V86L186 87L183 83H185V84L187 85ZM236 82H238V81H236ZM1 83H0V86H1ZM24 83H25V82H23L22 84H24ZM32 83L30 82L31 85H32ZM42 83H43V84H42ZM88 83H89V82H88ZM98 83H99V84H98ZM100 83H103V84H100ZM104 83H107L108 85H107V84H104ZM109 83H110V87H109ZM164 83L161 82V84H163V85H161V84H160V85H161V86H164ZM176 83H177V84H176ZM208 83H207V84H208ZM230 83H229V84H230ZM12 84H13V85H12ZM19 84H20V83H19ZM26 84H27V83H26ZM28 84H29V83H28ZM28 84H27V86H25V85H22V86H23V87H24V86H25V87H28V86L30 87L31 85H28ZM36 84H37V83H36ZM36 84H34L35 87L39 85V84H38V85H36ZM41 84H42V85H41ZM72 84H74V85H72ZM81 84L78 83L76 86H74V91H72V90H73L72 87H71V88H68V87L65 88V89H67V90L69 89L68 91H70V89H71V91H72V92H75V93H71V91L68 92L67 90H64V91H63L64 93L61 94V93H62V91H61L60 93H58V96H57L58 99H57V97L55 96V95L57 94V93L55 92V90H54V91H53V90H50L51 87L49 86V87H50V88H49L50 93H48V96H49V94H50L51 96H49L48 99H46V103L49 104V102H51L52 98H53V102H54V99H57V100H55V102H58V105H57V106H58V109H57V110L61 111V109H62V113H63V115H62V113H60V112L58 111V112L60 113V117H61V116H64V113L66 114L67 112H70V114H72V113L74 114V113L76 112V111H75V108H77L78 110H80L82 113H80V112L77 113V112H76V115L79 114V113H80V115L82 114L81 116H82L83 118H82V117H80V118H82V122H83V124H82L81 126H80V124H81L82 122H80L79 124L76 123L77 120H80V119H78L77 117L73 118L74 116H76L75 114H74V115H73V114H72V115H67V116H69V118L72 119L71 121H74V119L77 118V120H76L75 122H73V123H75L76 125H78V127L80 126V129H84V128H85L84 130H82L83 135H84L85 133H89V134L94 133V135L92 134V135L94 136V137L92 136L93 138L88 137L87 134H85V135H87V136L84 135L85 137H82V135H80V137H82V138H80V139L78 138V136L76 137L75 134H77L76 132L79 130L78 127H77L76 125H72V126H71V124H73V123H72L71 121L69 122L68 120H66V121H68V124L70 123V126H69V125H66L67 122H66V123L62 122L65 118L62 119V120H61V118L59 119V115H57L58 112H57V110L55 109V107H56V103H55V102H54L52 105L49 104L50 107L46 106L47 104L45 105V100H44V104H42L43 101L41 102V104L39 103V105H38V103H37V106H39L38 110H36V107H37L36 104H35V105H32V106H34V107L36 106V107L34 108L35 110H34L33 107H31L30 105H27V104H26L27 106H24V105H25L24 102H23V105H20V103L22 102L21 100H23V101H25V102H27V100H29L30 95H27V94L29 93V92H28L27 94L25 93L27 97L29 96L27 100H24V99H26V96H25L24 93H22V94L25 96L24 99L21 98V97H22V96H21L22 94H21V95L19 94V97L21 98V100H20V102H19V105L22 106V107L24 106V108H22V107L20 108V110L23 109L24 112H22V111H21V112L19 111V112H20V113H23V114H21V115L18 114V113H17L18 115H17L16 113L14 114V112H16V108L13 107V104H12V107L15 109L14 112L11 111V110H13V108L11 109V107H10L9 105H7L5 108H2V110H4V111L0 110V111L2 112V113H0V119H1L0 121H2V122H0V125H1L0 128L3 129L4 126H5V128H6V127H7L6 125H8V127H7L6 129H5V128L3 129L4 131H3L2 129H1L2 132L0 131V142H1V139H3V138H4V141H3V140H2V141L5 142V137H6V138H7V139H6V142H7V140H8V142H10V144L7 143V146H8V145L12 146L11 143H13L16 139H18V137H19L20 139H22V140H23V137H24V138L26 137V136H23V137L21 138L20 135L23 133V131H24V133H26L25 135H27V134H29V131L32 129L31 132H30V135H27L28 137L30 136V138L32 139V137H33L35 134L37 135L38 133H40V134L37 135V138H36V136H35V139H34V137H33V139H34L35 141H37L38 139L40 140L41 138H43V140H44V141H43L42 139L40 140V141H43V142H44V143L41 142L42 144H41L40 142H39V143H34L35 146H37L36 148L40 147V148H42L41 150H44V148H47V149H45V150L49 151V148L51 149L52 144L55 145V149H56V148L60 149V147H61L62 150H61V149L59 150L61 155L58 154V156H61L62 158L68 157L67 159L65 158V160H64V159L62 160V158L60 157L61 160H62L63 162L65 161L66 163H68L67 161L70 162L71 159L73 160V161H71L72 163H73L74 161H76V163L74 162L73 166H71V167H75V168H72V170L75 169V171H76V169H78V170H77L78 172H79L81 169H83L85 166H86V169H87V164H91V163H92V161H93V159H94L93 157L95 156V158H96L98 154H99V155L101 154V161H102V163L100 162V164H102V167H98V166H100L99 162H97V164H99L98 166L95 165V166H97L96 168H94V165H92V164H91V165H92V167H93L94 169H97L96 172H99V170L101 169L100 171L103 173L104 176H102V177L100 176V177H101V181H103V182L106 180V178H107V179H108V178L110 179L111 176L108 177L109 175H112L113 178H111V179H113V180L115 181V179H114L115 176H116L117 174L120 175V172H122V170H124V169H123V168H124V165H123V164H125V163H122L121 161H123V162L126 161V164H127L128 161H131V163L128 162V163H130L131 165H133L132 162L134 161V166H129L130 164H128V165L125 164V166H127V167H129V168L131 167V169L128 168V169H129V170H128L127 167H126V168H125V172H126V173L122 172V174H121L122 176H119V175H117V176L120 177V178H123V180H125V178H126L125 175H126L127 178H128L129 176L127 175V172L130 171V170L132 171V174H131V171L128 172V174L130 173V177H131V175H132V177L135 176V178H136L137 175H138V176H141V175L144 174V171H145V170L142 171V169H145V168H146V170H147L146 173H148L150 169H151V170H154V172H155V177H154V178H153L154 173L150 170V171H151L150 174H149V173L146 174V175H148V176H145V175H144V176L146 177L145 179H144V176H143V177H142V176H141V177H137V179L140 178V179H144L145 181H143V180H137V179H136L138 182L140 181L139 183H136V182H135V185L137 184L136 186H138V184H140V183H141V184H140L139 186H141L143 182H144V183H143V186H144V184H145V186H146V188H144L145 186H144V187L141 186V188L139 187L141 190L144 188L142 191H140V192L144 195L143 197H142V195L140 194V192H139L140 195H139L138 193H136L135 195L132 194V193L138 192V188H137L136 186H135V187L137 188V190H135V191L132 190V189L135 188V187H133V186H134V181H135V179H133L134 177H133V178H130V177H129V178L131 179V181L133 182V185H132V184H127V186L131 185V187H133L131 190H130V187H128V189H127V188H126V185H124V186H125V189L128 190V194H127V195L132 194L133 196L130 195L131 197H134V196L137 197V196H138V197H141V199H142L143 201L145 200V198L148 199V201H149V197H145L146 192H147V194L149 193V191H146V190L150 189L149 187L152 185L151 183H149V182H151V181H149V180H152V178L155 179V182L153 183L154 185H152V186L155 187V183L157 182V180H156V177H157V176H156V175L159 174L158 177H157V179H158V178L161 176V175H160V172H161V173L163 172V173H165V174H162L163 176H161V177H163V178H159V183H161V184H159V185L164 186L165 184L163 185V184H162V181L164 182V179H165V178H166V179H168V177L170 178L169 175H172V173L176 174V168H175V167H178V168H179V171L181 170V169H180V165H178V164H181V163H180V160L182 161V164L185 163V162L183 163V160H182V159H184L185 155H184V157L181 158V157H180L181 154H178V153H177V156L179 155L178 157L181 158L180 160L177 158V160H179L178 163H177L176 160L174 161V159H176L177 156H174V159L170 157V155L172 154V152H171L172 150L170 151V152H171L170 154H169V152H168L169 157H168L167 153H166V155H165V153H164L166 149H167V150H170V148L168 149L169 146H166V145H167V143H166L167 138H168L169 141H170V139H172V138L168 137L169 134H171V136L174 137V135H172V133H174V131L171 133L170 130H175V129L177 130V128H178V126H175L174 128L172 127V125H174L175 123H176V125H177V123H178L177 120H179V119L176 120V118H177L178 115H179V114L177 115V113H179V111L176 113V111L179 110V108L177 107L178 105H177V106L175 105L177 108H175L174 106L171 107L170 104L173 105L174 103H173V102H172V103L169 102V101H171V100H169L170 97H169V98H168V97H167V98L164 97V96L167 95V94L170 95V94H169L170 92H169V93H166V94H164V95L162 94L163 96H161V94H160V96H161V100H162V98H165V99H163L164 101L167 99L168 101H167V100H166V101L169 102V103H167V102H166V103L169 105L170 108L173 109V110H171L169 107H168L169 109H168L167 107H166V109H165L164 106H167L166 103H165L164 101L162 102L161 100H158V101H161L163 104H165V105L163 106L161 102L159 103V104H161V108H162V109L164 108V112H165L166 114H167V112H168V114H167L168 116H165V115H164L165 113H164V112H163L164 114L162 113L163 110H161V112H159L160 107H159V109H158V108H155V107H156V104L158 103V101H156L157 99L155 100V98H154L153 100L151 99L153 102L150 101V98H152L153 95H155V94L158 95V94H159V93H157V92H158L157 88H156V90H157L156 93H155V94H152V93L155 92V91H152V90L150 91V90H149V87L146 86V87L148 88V91L151 93L152 97H150L151 95H149V92H148L147 90H145V89H147V88H143L145 91H147L146 93H148V94H146V95L149 96V100L146 99L148 96H147L145 99H143V96H145V92L142 93L144 90H140V91H142V92H140V93L143 94V96H142L143 101H144V100H145V101L147 100V102L150 101V102H152V104L154 103V101H156V102L154 103V104H155V105H154L155 107H152V106H150V105H149V106H148V105H145V103L147 104V102L144 103V102L142 101V104H141V105H139L141 102H139V103L136 102V101H138V100H139V101L141 100L140 98L138 99V96L136 97V95H138V93H139L138 90H137V93L134 91L135 88H136V85H135V87H133V88H134L133 91H132L133 88L130 89V90H131V91H130L129 88H128L127 86H126V87H127L128 89L124 86L126 92H129V91L131 92V93L129 94L130 96L134 95V93H132V92H135L136 95H135L134 98H133V97H132V98L130 97V100H129V99H128L129 95L125 94V95L127 96V97H125V95H122V94H121V95H122V96H121L122 98H123V96H124L123 99L126 101V105L129 106V107L126 106V105L124 104L125 102L123 103V102L120 100L121 103H123V105H122V109H123L125 106H126L125 108H126L127 110H130V111H131L132 108H134V110H135L134 112L136 113L137 110L135 109V107H136L137 105H139V106H137V107L140 109V107L142 108V105L144 104L146 107H147V106H148V107H152V111H153V109H154V110H157V111H155L156 114L153 115L154 111H153L152 113L150 112L151 114L148 112V113H149L150 115H152V116L149 115V117H147L146 115H148V113H147V112H144V110H145L144 108H146V107L143 105L144 107H143L142 109H140V110L137 112V113H139V114L141 113V114L138 115V114L136 113V114H137V117H138L137 120H133V116H132V113H134L133 110L131 111L132 113L129 112V116H128V112H127V111L125 110V108H124L123 110H125V112L127 113V114H124V116L127 115V116H125V117H126V118H125V117H123V113H124V111H123V110H122V111L120 110V108H121V103H118V100H119L118 96H119V95L116 96V97L118 98V100H117L116 98H113V97L111 98V99H112V102H113V99H114V100L116 99L115 101L117 102V106L115 105V103H116L115 101H114L115 103L113 102V103H114V104H113L112 102H110L111 100H109L108 97H107V98L104 97L106 100H107V99L109 100V101H107L108 103L105 102L106 105L109 104V103H110V104L112 103V104H111L112 106H116V107L119 106L118 109H119L121 112H120L119 110L115 109L114 107H112L111 105H109V106L112 107V109L114 108V111L116 110V111H118V112L122 115V116H120V117H122V118L118 120V118H119L118 115H120V114H119L118 112H116V111H115V113H117L116 115H114L115 113H113L114 116H110V117L107 116V115L109 114V111L111 110V107H110V109H109V106H106V105H105L104 101H106V100L104 99V101H102V100H103V97H102V98H101V99H102L101 102L104 103V105H105L106 107H105L102 103H101V106H102V107L104 106L103 108H106V109H107V110H105V111H108V109H109L108 113L103 111L104 109H103L102 107H100V104H99V107L96 106L95 104H93L91 108H94V107H95V109L97 108V109H99V110H101V108H102L101 111H102V113H104V114L101 113V115H106V114H107L106 117H109L110 119H112V120L114 121L113 123H111L112 121L110 122V120H109V122H110L111 124H113V125H110V123H104V122H105L104 119H106L105 116H102V118L99 119V118L101 117V115H100V117L97 116V118L99 117L98 120H94V119L92 120V117H93V118L96 117V116H93V115H97L98 110H96V113H94V112L92 111V113H93V115H92L91 112H90L91 110H88V107H87V106H88V105H91V103H92L91 101H92V99H94L95 97H96V99L93 100V103L95 102V100H97V95H95V96L93 97V95L91 94L92 96H91L90 98H92V99H91V101H89V103L91 102L90 104H88V101H86V100L84 101L83 98H82V99H83V102H81V104H78V103L80 102V101H79L80 96H82V94H83V96H85V94H86V93H83V91H80V93H79V89H80L81 87H83V86L80 87ZM111 84H112V85H111ZM132 84H134V85H132ZM144 84H145V85H144ZM158 84L155 85V87H157V86L160 87V85H158ZM172 84H173V85H172ZM217 84H218V81H217V83H216L215 85H217ZM238 84H239V83H238ZM242 84H243V83H242ZM17 85H18V84H17ZM51 85H52V84H51ZM58 85H59V87H60V90H62L60 84H58ZM92 85H93V86H92ZM94 85H96V89H95ZM101 85H102V86H101ZM103 85H104V86H103ZM105 85L108 86V88H107ZM115 85H116V84H115ZM151 85H152V83L150 84V86H151ZM165 85H166V84H165ZM182 85H183V88L181 89ZM209 85H206V86H209ZM230 85H231V84H230ZM235 85H236V84H235ZM2 86H1V87H2ZM18 86H20V85H18ZM18 86H17V87H18ZM22 86H21V89L23 88ZM40 86H38V87H40ZM45 86H43V87H44V89L46 88V92H48V91H49V90L47 89L48 86H47V87H45ZM77 86H79V89L76 88ZM97 86H99V87H97ZM113 86H114V85H113ZM138 86H139L140 88H139ZM218 86H219V85H218ZM226 86H227V85H226ZM1 87H0V89H1ZM14 87H15V85H14ZM25 87H24V89H25ZM29 87H28V88H29ZM32 87H33V86H32ZM32 87H31L30 90H33ZM35 87H34V88H35ZM59 87L56 88V89H57V92H59V90H58ZM152 87H153L152 89L154 90L155 87H154L153 85H152ZM173 87H174V88H173ZM224 87H225V85H224L222 88H224ZM227 87H228V89H229V85H228ZM230 87H231V86H230ZM18 88H19V87H18ZM97 88H98V89H97ZM100 88H101V89H100ZM118 88H119V89H118ZM137 88H136V89H137ZM185 88H187V89H185ZM206 88H207V89H206ZM232 88H235V87L232 85ZM9 89H8V90H9ZM14 89H16V88H14ZM19 89H20V88H19ZM19 89H17V90L19 91ZM21 89H20V90H21ZM35 89H37V87H36ZM35 89H34L33 91H36ZM41 89H43V88H40V90H41ZM52 89H53V88H52ZM75 89L78 90V95L80 94V95H79V98H78V97L76 98L79 102H77V101H76V102H73V99H72L73 97L78 96V95H75V94H77L76 91H75ZM81 89H84V88H81ZM110 89H111V90H110ZM150 89H151V87H150ZM159 89H160V88H159ZM165 89H166V88H163V89H162V87H161V89L159 90L160 93H161V90H162V91H163V90L165 91ZM168 89H167V90H168ZM192 89L190 88V90H191L190 93L193 91ZM205 89H206V90H205ZM226 89H227V88L222 89V90H226ZM228 89H227V90H228ZM17 90H16V91H17ZM86 90H87V91H86ZM109 90H110V92H109ZM112 90H113V91H112ZM125 90H124V88H123V92H125ZM127 90H128V91H127ZM169 90H168V91H169ZM200 90H201V91L205 90V91H203V92H204V93H203V92H200ZM214 90H215V89H214ZM220 90H221V88H220ZM220 90H218V92H219ZM222 90H221V91H222ZM227 90H226V91H227ZM16 91L14 92V90H13L12 93L14 92V94L16 93V95H17L18 92H16ZM27 91H28V90L26 89L25 92H27ZM44 91H45V90H44ZM52 91H53L52 94H53L54 96L51 94ZM107 91H108V92H107ZM168 91H167V92H168ZM216 91H217V89L215 90V92H216ZM221 91H220V92H221ZM229 91H230V90H228V92H229ZM231 91H232V90H231ZM231 91H230V93H231ZM0 92H2V91L0 90ZM54 92H55L56 94H55ZM66 92H68L69 94H73L70 103H71V105H72L73 103H77L78 107L76 106V104H73V105H75V108H69L71 105H70L69 101H68V103H67L66 100H69V98H70L71 95H70V96L67 95L69 98L67 97L68 99L66 98L65 101H64L63 98H62V97H63L62 95H65V96H66V94H68V93H66ZM96 92L93 91V93H96ZM98 92H97V94H98ZM111 92H112V93H111ZM113 92H114L115 94H114ZM126 92H125V93H126ZM165 92H166V91H165ZM165 92H163V93H165ZM188 92H189V90H188ZM215 92H214V94H216ZM218 92H217V93H218ZM234 92H235V91H234ZM2 93H5V90H4V92H2ZM10 93H11V92H10ZM19 93H20V92H19ZM35 93H37L38 96L40 95V92L38 93V92L36 91ZM90 93H92V90H91ZM223 93H224V92H223ZM225 93H226V94H225ZM225 93H224L225 95L223 94V96H226V95H227V92H225ZM230 93H228V94H230ZM239 93H240V92H239ZM8 94H9V93L7 92L6 95H8ZM29 94H30V93H29ZM31 94H32V93H31ZM33 94H34V92H33ZM33 94H32V96H33ZM37 94H34V95H36V97L33 96V97H35V98L32 97V99H33L34 101H36L35 99L38 98V97H37ZM45 94H47V93L44 92V96H45ZM59 94H61V95H60L61 97H59ZM111 94H112V95H111ZM113 94H114V95H113ZM131 94H132V95H131ZM214 94H213V95H214ZM220 94H221V93H220ZM237 94H238V93H237ZM240 94H241V93H240ZM0 95H1V93H0ZM9 95H10V94H9ZM11 95H13V94H11ZM11 95H10V96H11ZM139 95H140V94H139ZM168 95H167V96H168ZM171 95H170V96H171ZM213 95H212V96H213ZM218 95H219V93H218ZM235 95H236V94H235ZM1 96H2V95H1ZM4 96H5V95H4ZM41 96L43 97L42 99L47 98V95L44 97V96H43V93H41ZM41 96H39V97H41ZM89 96H90V95H89ZM89 96L86 94V97H87V98H89ZM99 96H101V94L98 95V97H99ZM140 96H141V95H140ZM140 96H139V97H140ZM155 96H156V95H155ZM155 96H154V97H155ZM182 96H181V97H182ZM187 96H188V95H187ZM187 96H186V97H187ZM236 96H237V95H236ZM238 96H239V95H238ZM238 96H237V97H238ZM5 97H6V99H7L8 96H5ZM5 97H4V100L2 99V101H4V103L7 102V101L5 100ZM13 97H16V96L13 95ZM17 97H18V96H17ZM119 97H120V96H119ZM121 97H120V99H122ZM158 97H159V95H158ZM158 97H156V98H158ZM215 97H218V96H215ZM219 97H220V95H219ZM227 97H228V96H227ZM227 97H226V98H227ZM229 97H230V96H229ZM229 97H228V98H229ZM0 98H2V97H0ZM20 98H19V99H20ZM64 98H65V97H64ZM87 98H85V99H87ZM99 98H100V97H99ZM99 98H98L99 101L97 100L96 103H100V99H99ZM126 98H127V100H129V101H128V104H127V100H126ZM136 98H137L138 100H135ZM159 98H160V97H159ZM223 98H224V97H222V99H223ZM226 98H225V99H226ZM233 98H236V97H235V96L233 97V95H232V100H233ZM19 99H18V98H17V99L14 98V100H13V99L8 98V99H7V100H8L7 104H8L9 102H11L10 100H12L13 103L15 104V101H17V100L19 101ZM32 99L30 98V101H29L28 104H32V103H33V100H32ZM60 99H61V100H60ZM74 99H75V98H74ZM76 99H75V100H76ZM123 99H122V100H123ZM132 99H134L135 102H134V100L131 101ZM184 99H185V100H184ZM214 99H215V98H214ZM216 99H217V98H216ZM218 99H221V98H218ZM225 99L223 100V101H224V104H223V105H225V102H226ZM31 100H32V103H31ZM38 100L40 101L41 99H38ZM38 100H37V101H38ZM75 100H74V101H75ZM80 100H81V98H80ZM89 100H90V99H89ZM177 100H178V101H177ZM198 100H199V101H198ZM0 101H1V99H0ZM2 101H1V102H2ZM18 101H17V102H18ZM37 101H36V102H37ZM61 101H62V102H61ZM81 101H82V100H81ZM120 101H119V102H120ZM176 101H177V102H176ZM182 101L180 102L182 105L184 104V105H188V106H190V104H189L190 101H187V102H189V103H187L186 101L183 103ZM202 101H201V103H202ZM205 101H206L208 104H206ZM235 101H236V99L233 100L232 102L235 103ZM1 102H0V106H1V104H2ZM36 102H35V103H36ZM59 102H61V103H59ZM63 102L66 103V104H65V105H66V106H65V110H66V107L69 105V106H68V109H69V110H68L67 112L64 110V108L61 107V105H63ZM84 102H85V104H86V103L88 104L87 106L84 105V107L86 106L85 108L83 107V108L85 109V112H83V110H84L83 108H82V109H83V110H82V109L79 107L80 105L82 106V105H83L82 103H84ZM129 102H130V103H129ZM131 102H132V103H131ZM228 102H230V101L228 100ZM228 102H227V103H228ZM236 102H237V101H236ZM4 103H3V105H4ZM136 103H138V104L136 105ZM148 103H149V102H148ZM180 103H179V104H180ZM185 103H186V104H185ZM201 103H199L197 106H199ZM203 103L200 105V107L203 106ZM209 103H210V104H209ZM214 103L217 104V101L214 102ZM227 103H226V104H227ZM9 104H10V103H9ZM17 104H18V103H17ZM17 104H15V105H17ZM21 104H22V103H21ZM60 104H61V105H60ZM131 104H132V105H131ZM134 104H135L136 106H135ZM150 104H151V103H150ZM159 104H157V106H160ZM212 104H213V103H212ZM216 104H215V105H216ZM218 104H219V105H218ZM218 104L216 105V107H215V105H213V106H214L215 108H218V106H220V107L222 108V110H223V107L221 106L222 103H218ZM241 104H242V103H241ZM241 104L239 103V104H237V105H238V106H237L236 103H235V106H234V105H232V103H231V105L234 106L235 108H234V107L232 108V107H230V104H227V105L230 107V114H231L232 116H233V113H235L236 111L238 112V110H241ZM10 105H11V104H10ZM41 105H43V106H42V109H41V107H40ZM73 105H72L71 107H73ZM97 105H98V104H97ZM124 105H125V106H124ZM133 105H134L135 107H134ZM184 105H183V106H184ZM205 105H204V107H201V108L199 107V109H202V108L205 109V107H206ZM8 106L10 107V108H9V109H10L9 112L11 111V112H10L11 114L8 112V109H7ZM63 106H64V105H63ZM162 106H163V107H162ZM180 106H181V105H180ZM180 106H179V107H180ZM183 106H181V107H183ZM228 106L225 105V107H228ZM239 106H240V107H239ZM30 107H31V109H30ZM47 107L50 108V110L48 111L47 118L45 117V118H46V121L49 122V121L51 120V118H53L52 113L54 112V114L56 113V114H55V118L58 117L57 119H58V120H61V122H62V124H61L62 126H58V124L60 125V123L57 124V122H58L57 119H56V121H55V120H54V121L52 120L53 122L51 121L50 124L47 122L50 126H51V124H52V127L54 128V132H52V131H53V128H52V127L50 128V127H48L49 125H48V126H47V125H44V124L46 123V122H43V121H45L44 118H43V117H40L41 115L38 116L39 113H40V112H39L40 109L42 110V112H41L40 114H43V116H44V113H43V112H46V111H45L46 109H43V108H47ZM107 107H108V108H107ZM131 107H132V108H131ZM181 107H180V108H181ZM185 107H186V108H185ZM185 107H184V111H185V109H186V111H188V114H189V113L192 114V115H189L192 119H193V118H194V119L196 118V119H195V122H196V123H194V122H193L194 120H190L191 118L189 117V122H191V123H190L191 125H188V124H189V123L187 124V122H188V119H187L188 116L185 115L186 112H183V110H182L183 108H182V109H181V110H182L181 112L184 113V115L187 117V118H186L185 116H183V114L180 112V114H181L180 116L185 118V121H184V122H186V125H185L186 127H185V128H187V125H188V126H192V124H195V126H196V125H199L202 119H203V125L206 124V126H208V123H207V122L211 119V117H210V119H208V117H209V116H213V117L218 116V115H215V113L212 114V113H211L212 111L210 112V114H212V115H207V114L209 113V111H210V108H209V107H208L209 109L207 108V109L209 110V111L207 110L208 113H205L206 115L204 114L205 116H208V117H205L203 114H201V113H204L206 109H205V110L202 109L203 112L199 111V109H195V113H194V111H193V112H192V111L189 112V110L192 109L191 107H188L189 109L187 108V106H185ZM225 107H224V108H225ZM229 107H228V108H229ZM17 108H18V105H17ZM26 108H27V109H26ZM28 108L30 109V111H36V112H38V115H37V113L35 114V112H34V114L37 115V116L35 117V115H34L32 112H29V111H28ZM48 108H47V110H48ZM60 108H61V109H60ZM89 108H90V106H89ZM129 108H130V109H129ZM174 108H175L176 111L174 110ZM194 108H195V106L193 107V109H194ZM215 108H214V109H215ZM221 108H220V110H221ZM231 108H232V109H231ZM6 109H7V111H6ZM25 109L27 110V112H29L28 114L25 113V111H26ZM32 109H33V110H32ZM70 109H74V111L72 110L73 112H71ZM95 109H94V110H95ZM187 109H188V110H187ZM212 109H213V108H212ZM212 109H211V110H212ZM18 110H19V108H18ZM18 110H17V111H18ZM54 110H56V112H55ZM63 110H64V111H63ZM78 110H77V111H78ZM86 110L89 111L90 113H89V112H88L89 114L86 113V112H87ZM141 110H143L144 114H143V112H142ZM149 110H150V109L148 108V111H149ZM166 110H168V111L166 112ZM170 110L172 111V113L169 112ZM224 110H225V111H224L225 115H222L221 112H219V109H216V110H213V111H214V112H215V111H218V112L222 115V116H221V115H220V116L223 117V118H222V120H223V119H225V118H229L228 116L226 117V114H227V113H228L227 115H229V111H227V109H224ZM101 111H100V112H101ZM112 111H113V110H112ZM146 111H147V110H146ZM150 111H151V110H150ZM173 111H175V115H173ZM226 111H227V112H226ZM100 112H99V113H100ZM122 112H123V113H122ZM158 112H159L160 114H162V115L160 116L161 118H160L159 120H161L162 118L166 117V119L164 118V119L162 120V122H161V123H162V126H163V124H164L163 127L160 125L161 123H157V124H158L157 126H154V124H152V122L154 123V121H155V125H156V122L159 121V120L156 121V120L158 119V118H157V114H158ZM200 112H201V113H200ZM222 112H223V111H222ZM24 113H25V114H24ZM30 113H32L33 116L30 115ZM84 113H85L87 116H89V117H88V118H85L86 115H85ZM105 113H106V114H105ZM130 113H131V116H132V120H131V122L128 123L127 121H129V119L131 118ZM146 113H147V114H146ZM199 113H200L201 115H200ZM224 113H223V114H224ZM1 114H2V115H1ZM13 114L16 115V116H14ZM68 114H69V113H68ZM83 114H84L85 116H84ZM90 114H91V115H90ZM170 114H172V115H170ZM193 114H194V116H193ZM197 114H199L200 117H199ZM217 114H218V113H217ZM4 115H5V116H4ZM6 115H7V116H6ZM23 115H24V116H23ZM110 115H111V111H110ZM142 115H143L144 118H145V119H142V121H143V123L145 122L146 125H145V124H139L140 122L142 123V121H139V120H141ZM195 115H196V116H195ZM231 115H230V116H231ZM8 116H9V117H8ZM10 116H12V117H10ZM29 116H30V117H29ZM31 116H32V117H31ZM115 116H116V117H115ZM139 116L141 117L140 119H139ZM153 116H154V117L156 116V117H155L156 120L153 119V118H154ZM163 116H164V117H163ZM174 116H175L176 118H174ZM180 116H179V117H180ZM201 116H203V118H202ZM220 116H219V117H220ZM224 116H225V118H224ZM16 117H17V118H16ZM22 117H23V118H22ZM33 117L36 118V119H33V120H32ZM50 117H51V118H50ZM65 117H66V116H65ZM78 117H79V115H78ZM90 117H91V118H90ZM104 117H105V118H104ZM127 117H129V119H128ZM137 117H136V118H137ZM150 117H151V118L153 117V118H152L153 121H151V122L149 121V119L151 120ZM158 117H159V115H158ZM167 117H168V119H169L170 117H173V118H174V119H173L174 121H173V120H170V119H172V118H170L169 120H167ZM198 117H199V118H198ZM219 117H218V118H219ZM7 118H8V119H7ZM9 118H10V119H9ZM11 118H12V119H11ZM13 118H16V119H13ZM37 118H39L40 120H39V119L37 120ZM55 118H54V119H55ZM62 118H63V117H62ZM69 118H66V119H69ZM97 118H96V119H97ZM109 118H108V119H109ZM123 118H125V119H123ZM136 118H134V119H136ZM146 118H149V119L146 120ZM184 118H183L182 120H184ZM201 118H202V119H201ZM205 118H206L207 120H206ZM231 118L233 119V117H231ZM2 119H5L6 121H4V120H2ZM17 119L20 120V121H18ZM21 119H22V120H21ZM86 119H88V121H86ZM90 119H91V121H89ZM108 119H106V120H107L106 122H108ZM122 119H123V120H122ZM126 119H128V120H126ZM7 120H8V121H7ZM30 120H31V121H30ZM100 120H101V121L103 120V121H102L103 123H101ZM117 120H118V121H117ZM125 120H126V122H127L128 124L125 123V122H124V124H123V121H125ZM145 120H146V121H145ZM164 120H167V121H164ZM186 120H187V121H186ZM197 120H198V121H197ZM37 121H38V122H37ZM39 121H40V122H39ZM41 121H42V122H41ZM80 121H81V120H80ZM94 121H95V122H96V121H99V122H97L98 127H97L96 125L93 126L94 124L92 125V123H93ZM136 121H139V123H137ZM169 121H170V122H169ZM175 121H176V122H175ZM180 121H181V120H180ZM223 121H225V122L227 121V123H229L231 120H229V122H228V120H223ZM7 122H8V123L10 122V123L4 125V123H7ZM14 122H15V123H14ZM26 122H27V124H26ZM35 122H36L37 124L39 123V124H38V125H39L38 127H37V126L35 127V125H37ZM78 122H79V121H78ZM90 122H92V123H90ZM132 122L135 123V127H132V129H131V128H130L131 126H130L129 124H131ZM163 122H166V123L169 122V123H171V124H168V125L166 126V123H163ZM172 122H173V123H172ZM174 122H175V123H174ZM209 122H210V121H209ZM225 122H224V123H225ZM1 123H3V126H2ZM13 123H14V125L17 123V124H16L17 126L15 125V127H14ZM28 123H30V124L28 125ZM47 123H46V124H47ZM134 123H133V126H134ZM136 123L138 124V125H137L138 127H140L139 125H141V127L139 128V131H140V132H141L140 129L144 130V132L142 131L143 133H141V135H140V132L138 131V128H137V126H136ZM149 123H151V124H150L151 126H152V125L154 126V127L152 126L154 129L152 128L153 130H151V133H153V131H154L153 135H155V132H157V134H158L159 131L162 132V130H164V129L167 131V129H168L169 127H172L171 129L169 128L170 130H168L167 132H166V131H163V134L161 135L162 137H161V136H158V135L156 134V136H158V137H157V138L155 137V140L157 139L156 142L158 143V146H159L160 143H162L163 140L165 141V142H163L164 144H166L165 147H161V149L163 150V153H164V154H163L162 152H159V154L162 153L163 155H165V156L167 157V160H168V158H169V159H172L173 162H174V163H173V162H172V163L174 164L175 167L172 166V163L170 162V160H169V161H166V160H165L166 157L162 156V154L158 155V153H157L158 157H156L157 155H156V156H155V155H152V156H151V154H154V153L158 152V151L154 150V149H155L156 147H158V146H157L156 142L153 141V140H154L153 135H152L151 133H150L149 135H151L152 137L148 135V133H149L150 131H146L147 133L145 132V129L148 130V128H146V126H148V127L150 126V125H147V124H149ZM179 123H180V122H179ZM201 123H202V122H201ZM34 124H35V125H34ZM56 124H57V125H56ZM63 124H64V125H63ZM84 124H85V125H84ZM181 124H183V121H181ZM181 124H180V125L178 124V125L182 127ZM211 124H212V122H210V125H211ZM213 124H214V123H213ZM231 124H232V125H230V123H229L228 126L230 127V126H233L234 124H236V126H235V125H234V126H235V127H238L237 125H238L239 123H238V122H235V123H231ZM9 125H11V126H9ZM26 125H27L28 127H27ZM30 125H31V127H33V125H34V128H31ZM65 125H66L67 127H66ZM83 125H84V126H83ZM106 125H107V129H108V127H109V128H112L113 130H116L115 127L117 128L118 126H120L119 129L117 128V130H119L120 132L118 133V131H117L116 134H115L114 131L112 132V130L109 129V130H111V132H112L113 134H115V137L120 136L118 139H117V138H113V140L116 139L117 142L119 143V144L116 143V145H115V143H113V145H115V146H117V144L120 145V142H121V143H124L126 139H127V143H126V144H128V142H130V141H128V139H131V138L128 137V136H130V135H131V136H135V137H134L135 139H136V137H137L138 135L141 136V138L137 137L138 142L136 141L137 144L134 143V144H135V147H134V146H130V143H131L132 141L135 142V139L132 137V139H131L132 141H131V142L129 143V145H128V146L132 147V149H133V147L136 148V145H138V146L140 145L139 141L142 142L140 139L143 140V142H142L143 144H144V142H146V139H147V141H148V142H146L147 144H146V145L144 144V146H143V149H146L145 151H143L142 146H141V147L139 146V147H140L139 150L142 149L143 153H142V152H139V150H138V152H139L140 154H143V155L145 154V152L147 153V151L149 152V150H151V147H152V144H153L152 142H151V144H150V141L148 140L147 137H149V139L152 138L151 141L155 142V145H154V144H153V145L156 146V147H152V148H153V149H152L153 151H150V152L148 153V154H150L151 157H149V155L147 154L146 157L144 156V157L141 158V156H139V157L141 158V159H140V158L138 157V155H139L138 152H136L138 148H136V150L134 149V150H135V152H134V150H132L130 147H129V149H130V150H129V149H128V146H125V145H124V149H125V147H127L128 152L130 151V152L132 153V157H131V155H130L131 153H129V158H128V156H127V153H128V152H127L126 149H125V150H126V153H125L126 155H125L124 153H122V154L119 153V152L122 151V150L119 151V150L121 149V148H119V146H118L119 149H117V148L115 149V147H114V149L111 148V147L113 146L111 143H110V144H111L112 146H111V145H108V146H107V144H109L108 142L110 141V139H111L112 137H111V138L108 137L107 134L110 133L108 130H107L108 133H106V131H104V130H106V129H105V128H106ZM122 125H123V126H126V125H127V127H129V128H127V127H123V128H125L124 130L127 129V132L124 131L123 129H121ZM131 125H132V124H131ZM142 125L145 126L144 129L142 128ZM159 125H160V126H159ZM169 125H171V126H169ZM201 125H202V124H201ZM210 125H209L208 127H210ZM222 125H223V124H221L220 126H222ZM224 125H227V124H224ZM224 125H223V126H224ZM24 126H25V127H24ZM57 126L60 127V128H62V127H66V128H67L66 130H68V131H65V128H64V129L62 128V130H60L61 133L64 134V135L61 136V140H60V141H59V139H60V134L58 133V132H60V131H59V129H57ZM75 126H76L77 129L75 128ZM85 126H87V127H85ZM92 126H93L94 128L96 127V129H94ZM151 126H150V129H151ZM158 126H159V128H157ZM193 126H194V125H193ZM193 126H192V127H188V128L191 129V133H192V131H193L192 128H196V129H197L198 127H200V128H198V129H201V126H200V125H199L198 127H197V126H196V127H195V126L193 127ZM212 126H213V125H211V127H212ZM83 127H84V128H83ZM155 127L157 128L158 131H155V129H156ZM165 127H166L167 129H166ZM181 127H180V128H181ZM218 127H219V126H218ZM225 127H226V126H225ZM225 127H224V128H225ZM229 127H227V128H229ZM23 128H24L25 130H24ZM30 128H31V129H30ZM42 128H43V130H42ZM46 128H47V129H46ZM86 128H87V129H86ZM102 128H103V130H102ZM133 128H134V129H133ZM162 128H163V129H162ZM202 128H204V127L202 126ZM212 128H214V127H212ZM222 128H223V127H222ZM222 128H221V130H222ZM239 128H241V125H240ZM239 128H235V129H238V131L240 132L241 129H239ZM14 129H16V130L14 131V132L17 131L16 133H18V131H19V129H20L19 132H21V133H18V134H20V135H17V134L14 133V132L11 134V132H12ZM28 129H29V130H28ZM33 129H35V130H33ZM36 129H37V130H36ZM50 129H52V130H50ZM56 129H57V130H56ZM75 129H76V130H75ZM97 129L99 130V132H100L101 134H102V131L106 133V134H105V133H103V134L107 135V137L104 136V135L102 134V135L104 136L103 138H105V137H106V138H109V140H107L108 142L105 141V139H104V141L106 142V146L108 147V150H107V147H106V146H103V145L101 146V144H102L101 141L103 140V138L101 139V141H100V138L97 139V138L99 137V136H97V135L95 134V133L98 132ZM100 129H101V130H100ZM128 129H129V130H128ZM135 129H136L137 131H136ZM160 129H162V130H160ZM182 129H184V128H183V127H182L181 129L178 128V130H180V131H182ZM198 129H197V132H198V133L196 132V130H194V133H196L197 136H199V139H198V141H199L200 138H201V139L203 138V137H202L203 135H206L205 137H207V133H208V131H206L207 129L204 130L203 132L205 133V131H206L207 133H206V134H203L202 132H200L202 129L199 130V131H198ZM229 129H230V128H229ZM235 129H232V130H230V131L233 132V130L235 131ZM55 130H56L57 132H56ZM86 130H87V132H86ZM92 130H93V132H92ZM130 130H131V131H130ZM132 130H135V131L138 132L139 134H137L135 131L132 132ZM176 130H175V133L177 132V133H180V134L182 135V136H181V135L179 134V135L182 137V138H180V140H181V141H184V140H185L184 143L187 144V143L189 142V140L191 139V136H190V138L188 137L189 140H188V142H187V141H186V138H187V137H186V136H187L186 134H189V133H190V130H189V133H187V131H186L187 129L184 130V131H186V132H183V131H182L184 134H183L182 132H180V131L178 132V131H176ZM210 130H211V129H210ZM225 130H226V128H225ZM227 130H228V129H227ZM227 130L225 131V133L223 132L224 134H222V135H225V134L229 133V132H227ZM32 131H33L34 133H33ZM35 131H36V132H35ZM38 131H39V132H38ZM41 131H42V133H41ZM43 131H44V132H43ZM49 131H50V132H49ZM75 131H76V132H75ZM84 131H85V133H84ZM96 131H97V132H96ZM212 131H213V129H212ZM212 131H211V132H212ZM217 131H219L220 133H222V132L219 130V128H218ZM228 131H229V130H228ZM243 131H244V129H243ZM51 132H52L53 136L55 135V136H54L55 139H53ZM67 132H70V135H68L67 137H63V136H66V133H67ZM71 132H73V133H71ZM80 132H81V131L79 130V134H80ZM82 132H81V133H82ZM90 132H91V133H90ZM121 132L123 133L122 135H124V137H123V138H124V142H123V139L121 138V134H120ZM124 132H126V133H124ZM130 132H131V133H134V132H135L136 135H135V134H131ZM161 132L159 133V135L161 134ZM164 132H165V133H168V132H169V133H168V136H165V133H164ZM199 132H200V133H199ZM236 132H237V131H236ZM239 132H237V133H239ZM245 132H246V131H245ZM24 133H23V134H24ZM31 133H33L32 136H31ZM49 133H50V135H49ZM54 133H55V134H54ZM127 133H130V135L127 134ZM144 133H146L147 135H145ZM177 133H176V134H177ZM194 133L192 134V136H195ZM216 133H218V132H216ZM237 133H236V134H237ZM9 134H11V135L15 134V136H17V138H16L15 136H10V138H11V137H12V138H11V140L9 141V139H8V138H9ZM42 134H44V135L42 136ZM45 134H48V135H45ZM56 134H57V135H56ZM58 134H59V135H58ZM79 134H78V135H79ZM97 134L99 135V133H97ZM119 134H120V135H119ZM125 134H126V135H125ZM142 134H144V135H143L144 137L147 136V137L145 138V141H144V139L142 138V137H143ZM200 134H203V135L200 136ZM211 134H212V135H213V134L216 135L215 132H212ZM211 134H210V135H211ZM231 134H234L235 136H237L235 133H231ZM95 135H96L97 137H95ZM110 135H111V133L109 134V136H110ZM166 135H167V134H166ZM179 135H178V136H179ZM183 135H185V136H183ZM190 135H191V134H190ZM210 135H209L208 138H213V140L210 139V140H212V142L209 140V141H210L211 143H213V144L209 143V144L211 145V146H209V147H211L212 150L214 149V151H215V150H216V151H215V153H214V151H212L211 148L208 149L207 151L210 150V151H212L214 154H216V152H218L217 150H219V151L222 150V152H218L219 154L223 153V150H224V151H225V150L228 151V154H225V155H224V154H221V155L226 156L225 158H224L223 156L221 157V155H218V154H217L219 159L216 158L217 155H215V157H214V156H213L214 154L212 155V152H210V151H209V152H205L207 155H208V153H211L210 155H208V158H213V159L216 158L217 160H219V161H217L216 159H214V160L212 159V160L214 161V164H213V163H210V165H212V168H213V165L217 164V162H218V164H217L218 167H217V165H215V166H216L215 168H218V170L220 171L219 168L222 166L221 171H222V170H223L222 172L225 171V172L223 173L224 175L227 174V172L229 171L228 169L231 170L230 173L235 172V173H240V175H239V174H234V178H233V176L231 177V176L228 175V174H227V175H228L229 178L227 177V175H226V176H223V175H222L223 177L228 178V179H226V178H221V177H222V176H221L222 173H220V172H221V171H220V172H219L220 175H219L218 179H216L217 176H218V174H217V176H215L216 174H214V173H217V172H214V173L211 172V173H213V174L210 173V174H211L210 176L213 175V184H212V179H209V180H211V181H210L211 184H210V183L206 180L207 177L205 176V174H206L207 176H209V173H208L209 171H207V170L205 169V167L210 166L209 163H208L207 166H206V164H205V167H203V168L205 169L206 173L204 172V175H201V177L203 176V177H202L203 180H202V179L200 178L199 174L197 175V173H199V172L202 173V172H203L204 169H202V167H201V169H202L201 171H202V172L199 170V166H200V165L203 166V165H202V164H197V163H199V162L202 163V159H203L202 157L206 158V161H205V162H207L208 160H207V156L204 154V152H203V153H200V152H199L201 155L203 154L202 157H201V155H199L202 159H199V158L195 159V158H196L195 156L199 157L198 155H196V154H198V153H197L198 151H196V150H195L196 152L193 151V147H194V144H195V141H196L195 139L198 138V137L195 136V139H194L195 141H194L193 138H192V140L194 141V142H193L194 144L192 145V143H191L192 141L190 140V142L188 143V145H189V147H190V146H193L192 148H191V147H190V148L192 149L193 153H195V154L192 153V154H193L192 157L195 155V156H194V157H195V158H194V161H195V160H196V161L199 160V161H198V162H196V161L194 162V161L192 160L191 156H189L191 153H190L188 150H190V149L187 150V149L185 148V150H187L188 153H190V154L187 153L188 155L186 154V156H188V157H186V158L188 159V161H189L190 159L193 161V162H192V161L190 160V161H189L190 164H191V162H192V163H193L192 165H195V166L197 165L196 168L193 166L194 169L197 170V171L194 172V169L190 167V164H189V163L186 164V163L188 162V161H186L187 159H186V160L184 159V161H186L185 164H186L187 166H189L190 168H188L186 165H182V164H181V165H182L181 168L183 169V167H184V169H185V167H187V168H188V170L186 169L187 171H190V170L193 169V170H192L191 177L188 176V175L190 174L191 171H190V172H185V170H184V173H180L179 171H177V172H179V173H177V174H179V175L181 174L180 176H182L183 174H187V173H189V174H187V175H184V176H186V181H187V180H190L191 178H193V177H194L193 174L196 173L195 175H196L197 177H198V176H199V177L196 178V176H195V177H194V180H192V182H191V180H190V181H187V182H188V183H192V186H194L195 182H196V184H197L196 179H199V178H200L202 181H204V182H202V184L205 183V180H206L207 183H209V184L205 183V184L208 185V187H207V185H205V184H204V185L206 186L205 188L201 187V186L199 185V184H201V181L199 180V181H198V183H199L198 186L201 187V188H200L201 190L199 191V190H197L196 187H195L196 189H195V188H192L191 184L188 185V183L185 182V179H184L185 177H184V176H182L183 178H182V177H179V178H178V175H177V178H178L179 180H178V179H175V180H177V182H178V186L181 187L182 184H184L185 186H186V185L191 186L190 188L195 189V190H193V191L196 192V190H197V191H199L200 194H201V193H204V195L206 194V198H207V196H208L209 189L211 190V192H210L209 194H210V197L212 196L214 199L212 198V200H211V199L208 197V200L205 198L207 201H204L203 198H204L205 196H202V197H201V195H200V198H202V199H200L199 201H202V200H203V202L198 203V204H200V205H197V204H196V206H199V207H198L199 212H197V213H199L200 215H201L200 212H202V211L204 210L203 207L206 209V211H210V210H211L212 207L209 208L210 210L207 209V208H208V206L210 205V202H212V204H214V205H215V203H216V205H215L216 207L218 206L217 209H216V207H215V208L213 207V208H214L213 210H218V211L220 210V212L222 211L223 213H224V211H226V213H224V215L227 217V216L229 215L227 212L231 209L230 211H231L232 213L229 212L230 215H231L230 217H235V216H236L235 213H234L235 208H232V207H234L235 205L238 206L239 203L234 205V204L232 203V201H231L232 204H231V203H228V204H227V206L229 205L230 208L227 207V209H226V208H225V207H226L225 205H226L227 202L230 201V197H229V198H226V199L229 200V201H227L226 199H221V198H224V197H222V196H224V195L227 193L225 190H228V191H229V190H232L231 188H232V185H233V184L235 185V187L237 186V187H236L237 193L234 192V195H233V198H234V199H235V198H236V199H239V200H240V199H243V197H245L244 195H246L245 192H244V189H246V190H245L246 193H247V190H248V189H253V188H252V185H255L256 182H255V181L253 182L252 179H249V177L246 175V169H247L248 166H250V169H249V170H250L251 172H253V174H256L255 171H257V168H256V166H255V163H258V160L260 159V157L257 156L258 153L256 154V152H255L256 155L253 154V150L255 151L254 148L251 149V148L249 147V148H248V153H249V155H250L252 158L250 157V160H248L247 157H249V156H248V153H247V155H245V156H247V157H243V156H242V157H243V159L245 158L248 162H242V163L240 164L239 161L241 162V158H242V157L239 158V157H240V156H238L239 154L235 151L236 149L238 150V148H235V147L233 148V146H232L233 143H234L235 141L238 140V142H239V136H238L237 140H235L236 138L234 139L235 141L232 142V145H231V143L229 142L230 145L225 146V143L228 142L227 140H226L227 142H224L223 139H222V141H220V142H219L220 139L217 140V138H218L217 136L219 135V137H220L221 134H217V135H216V138L213 137L214 135H213V136H210ZM229 135H230V134H229ZM229 135H228V136H229ZM238 135H239V134H238ZM4 136H5V137H4ZM7 136H8V137H7ZM39 136H41V138H40ZM48 136H50L51 138L48 137ZM57 136H58V137H57ZM71 136H72V139L69 138V137H71ZM111 136H112V135H111ZM113 136H114V135H113ZM131 136H130V137H131ZM163 136H165V137H167V138L165 139V137H163ZM188 136H189V135H188ZM225 136H226V135H225ZM235 136H231V135H230V137H235ZM14 137H15V140L13 139ZM56 137H57V138H56ZM62 137H63L64 139H63ZM127 137H128V138H127ZM150 137H151V138H150ZM159 137H160V140H158ZM45 138H46V139H45ZM68 138H69V139H68ZM84 138H85V139H89V140H85ZM90 138L92 139V141H93V140H94V141H93V143L89 146V144L92 142ZM161 138H162V139H161ZM163 138H164V139H163ZM169 138H170V139H169ZM226 138L228 139L227 136H226ZM226 138H224V139H226ZM12 139H13V140H12ZM25 139H27V138H25ZM31 139L28 138V139H27L28 142H30L29 140H31ZM33 139H32V140H33ZM36 139H37V140H36ZM48 139H50V140H48ZM56 139H57V140H56ZM66 139H67V140H66ZM82 139H83V141H82L83 144L79 142V141L82 140ZM120 139H121V140H120ZM137 139H136V140H137ZM183 139H184V140H183ZM46 140H48L47 142H49V144H50L51 146H50L48 143H45ZM51 140H54L56 143H55V142L53 143V141H51ZM62 140H65L66 143H65V141L62 142ZM70 140L72 141V142H71L72 146H71V144H70V146H69ZM118 140H120V142H119ZM172 140H176V139L173 138ZM172 140H171V143L173 142ZM178 140H179V139H177V141H176L177 144L179 143ZM180 140H179V141H180ZM229 140H230V139H229ZM11 141H12V142H11ZM17 141H18V140H17ZM24 141H25V140H24ZM24 141H22V143H23ZM35 141H32V142H35ZM50 141H51L52 143H50ZM68 141H69V143H68V145H67V142H68ZM95 141H96V142H95ZM99 141H100V142H99ZM160 141H161V142H160ZM230 141H233L232 138H231ZM3 142H1V143H3ZM6 142H5V143H6ZM20 142H21V141H20ZM20 142H18L19 144H18V143H15L16 145H15L14 143H13V144H14V146L19 145L20 147L17 146V147H19L18 150H20V151H21V150L24 151V150H25V147H22V148H21V143H20ZM25 142H26V141H25ZM28 142H27V143H28ZM32 142H31V144H33ZM37 142H38V141H37ZM73 142L76 143V144L79 143V144H80V145L78 144V145H79V148L77 147V145L74 146ZM102 142H103V141H102ZM111 142H112V140H111ZM133 142H132V143H133ZM159 142H160V143H159ZM196 142H197V141H196ZM199 142L202 143L201 140H200ZM199 142H197V143H199ZM217 142H219V144H218ZM238 142H236V143L239 144ZM1 143H0V144H1ZM5 143H3L2 145H5ZM27 143H26V144H22V145L27 146ZM87 143H89V144H87ZM142 143H141V145H142ZM148 143H149V144H148ZM171 143L169 142V144H171ZM176 143H175V145H177ZM184 143H183V144H182V143H179L178 145L182 144V145H184L185 147H187L188 145H185ZM28 144H29V143H28ZM34 144H33V145H34ZM57 144H58V145H57ZM85 144L88 145V146H87V150L84 148V147L86 146ZM99 144H100V146H99ZM103 144H104V142H103ZM134 144H133V145H134ZM164 144H163V145H164ZM169 144H168V145H169ZM190 144H191V145H190ZM209 144H207V145H209ZM227 144H228V143H227ZM237 144H235V146H237ZM2 145H1V146H2ZM63 145H64V146L66 145L67 147H64ZM92 145H93V146H92ZM104 145H105V144H104ZM150 145H151V146H150ZM178 145H177V146H178ZM200 145H201V144H200ZM200 145H198V146H200ZM212 145H213V147H215L216 149L213 148ZM5 146H6V145H5ZM5 146H3V148L1 147V150H0V155L3 153L2 158H4V157L7 158V156H10V154L7 155L8 152H7V153L5 152V150H6V149L4 148ZM10 146H8V148H10ZM31 146H32V145H31ZM73 146H74V147H73ZM80 146L82 147V149H80ZM83 146H84V147H83ZM122 146H123V144L121 145V147H122ZM138 146H137V147H138ZM146 146H149L150 149H149V148L147 149ZM160 146H162V145H160ZM173 146H174V144H171V147H173ZM180 146H181V145H180ZM259 146H260V145H259ZM259 146H258V147H259ZM12 147H13V146H12ZM12 147H11V148H12ZM27 147L29 148V145H28ZM43 147H44V148H43ZM89 147H93V148L91 149V150H93V151H91V152H93V155H91L92 153H91L90 151H88ZM166 147H167V148H166ZM174 147H175V150H178V151H176V152H179V150L181 149V147H180V149H179V147H178V149H176V148H177L176 146H174ZM189 147H188V148H189ZM202 147H203V146H202ZM202 147H201V148H202ZM205 147H206V146H205ZM205 147H203V148H205ZM229 147H232L233 150H231V148H229ZM237 147H238V146H237ZM258 147L256 146V149H257V150L259 149ZM6 148H7V147H6ZM8 148H7V149H8ZM11 148H10V149H11ZM28 148H27V149H28ZM30 148L33 149V152H36V151L39 152L38 149L35 150V147H30ZM40 148H39V149H40ZM83 148H84V151H85V152L88 151V152L91 153V154H89V153L87 152L88 155H91V157H90V156H89V157H86V156H87V153L85 154L84 152H82V151H83ZM109 148H111V150H109ZM163 148H164V149H163ZM183 148H184V147H182L181 150H184ZM195 148L198 149L199 147H196V146H195L194 149H195ZM201 148H200V149H201ZM203 148H202V149H203ZM206 148H207V147H206ZM10 149H8V150H10ZM16 149H17V148H16ZM55 149H54V147L52 148V150H54V151H55ZM58 149H57V150H58ZM77 149H79V151H78ZM96 149H98V150H96ZM161 149H158V148H157V150L162 151ZM172 149H173V148H172ZM250 149H251V151H250ZM2 150H3V152H2ZM8 150H6V151H8ZM14 150H15V148H14ZM73 150H74V153H75L76 150H77L76 152H78V153H75V156H77V154H79L80 151L82 152V155H86V156H84V158L86 157L87 159L85 158L84 160H86L85 162H87V164L84 163L83 159H82V161H83V162H82V161L79 159V158H80L79 156L75 158L76 160H74L73 157H72V155H73V154H72V151H73ZM89 150H90V149H89ZM113 150H114L113 153H116V154H117V152L119 153V157H118V155H116V154H114V155H116V156H112L113 153H110V151L112 152ZM115 150H117V151H115ZM125 150H124V152H125ZM131 150H132V151H131ZM167 150H166V151H167ZM175 150H174V152H175ZM181 150H180V152L182 153ZM198 150H199V149H198ZM204 150H205V149H203L202 151H204ZM246 150H247V148H246ZM246 150H245V152H246ZM257 150H256V151H257ZM25 151H26V150H25ZM25 151H24V152H25ZM50 151H51V150H50ZM50 151H49V153H47V152H46V153H47V154H50ZM61 151H64V154H63V152L61 153ZM68 151H69V153H68ZM154 151H155V152H154ZM190 151H191V150H190ZM192 151H191V152H192ZM200 151H201V150H200ZM202 151H201V152H202ZM249 151H250L252 154H251ZM1 152H2V153H1ZM15 152H16V150H15ZM33 152H32V153H33ZM44 152H45V151H44ZM44 152H43V154H44ZM51 152H52V151H51ZM70 152H71V155H70ZM133 152H134V154H136L135 156H136L137 160H138V158H139V160H143V158H144V161H140L141 164H142V162H143V165H144L146 162H147V163H148L149 161L152 162V159H153L152 157L155 156V158H157L158 160H154V159H153V162H154V161H155V162L157 161L156 164L159 165V163H158L159 159H160V158H161V159H164V160L166 161V163H167V162H168V163L170 162V163H169L170 165H169V169H168V170H170V167H172V168H171V171H172V169H174L175 171H174V170H173V172H171V171L169 172V171H168V173H166V172H167V171H166V170H167L166 167H167L168 165L166 166V163L164 162V163H165V166H166V167L164 166V167H165V169H164V168H163V165H164V164H163L162 160H160V161H161V164L159 165V168H157V169H160V170H158V172H157V169L154 168V166H153L150 162H149V165H150V166H151V165L153 166V167L151 166L152 168H150V169H149L150 166L148 167V169H147V166H145V165H144V166H143V165L141 166L140 162H138L139 165H140V166H139L138 163L135 162V161H137V160H136L135 158L133 159V156H134V155H133ZM151 152H154V153H151ZM174 152H173V154H174ZM184 152H185V151H183V154H184ZM5 153H6V154H5ZM41 153H42V151H40V154H41ZM46 153H45V154H46ZM83 153H84V154H83ZM107 153H109L110 155H109V154H108L107 156L104 155V154H107ZM185 153H186V152H185ZM225 153H226V152H225ZM235 153H237V155H236L237 157L235 156ZM4 154H5L6 156H4ZM35 154H37L38 156H41L39 153H34V155H35ZM45 154H44V156H42V158L48 156V155L45 156ZM51 154H52V153H51ZM54 154H55V155H54ZM56 154H57V151H56V153H53L54 156L51 155L52 158H51V156H49L48 159L51 158V160H50L51 162H53L54 159H55L56 162H59V160H57V159H58V158H57L58 156H57L56 158H53V157L56 156ZM62 154H63L64 156H63ZM66 154H67V155H66ZM68 154L72 157L71 159L69 158L70 156H69ZM80 154H81V153H80ZM94 154H97V155H94ZM137 154H138V155H137ZM173 154H172L171 156H173ZM175 154H176V153H175ZM183 154H182V155H183ZM244 154H246V153H244ZM37 155H36V157H37ZM99 155H98V156H99ZM120 155H122V156H121L122 158H126V157H127L129 160L127 161V159H125V161H124V159H122V158L120 157ZM124 155H125L126 157H124ZM145 155H146V154H145ZM211 155H212L213 157H211ZM229 155L231 156V160H229L230 157L227 158ZM73 156H74V155H73ZM92 156H93V157H92ZM159 156H162V157H159ZM209 156H210V157H209ZM219 156H220V157H219ZM82 157H83V156H81V158H82ZM99 157H100V156H99ZM113 157H115V161H116V163L119 162L120 159H122V160L119 162V163H121V164L118 163V165L114 162V160H110V161H113V162L116 164V166H118V169H119V167H121V165H122V167H121L122 169L120 168L121 170H119V171H120L119 173H118V171H117V172L114 171L117 167L114 166L115 164H114L113 162H111V163H112V166L115 167V169H114L113 167H111V165H110V161H109V164H108V162H107L106 167H105V165H104V164L106 163V162H104L106 159H107V160H108V159H114ZM117 157H118V159H117L118 161L116 160ZM37 158H39V157H37ZM89 158H90V159H89ZM119 158H120V159H119ZM130 158H131V160H130ZM147 158H149V159L147 160ZM151 158H152V159H151ZM221 158H222V161H221ZM223 158H224V159H223ZM233 158H234V159H233ZM253 158H254V159L256 158L257 161H255ZM52 159H53V161H52ZM68 159H69V160H68ZM78 159H79L80 161H78ZM88 159H89V160H88ZM145 159H146V160H145ZM239 159H240V160H239ZM245 159H244V161H246ZM251 159H253V160H251ZM0 160H1V158H0ZM2 160H4V159H2ZM99 160H100V158H98L97 160H95V162H96V161H99ZM139 160H138V161H139ZM164 160H163V161H164ZM200 160H201V161H200ZM204 160H205V159H203V161H204ZM212 160H209V162H211ZM237 160H238V161H237ZM55 161H54V163H52V164H55L54 166H57V168L61 167V168L58 169V170H60V171L62 172V169L65 167V166L63 167L62 165H65V164H64L65 162H64V163H61V164H62L61 166H58V165H57L58 163H56ZM62 161H61V162H62ZM88 161H89V162H88ZM145 161H146V162H145ZM160 161H159V162H160ZM215 161H216V162H215ZM234 161H235V162H234ZM4 162H5V161H4ZM78 162H80V163H78ZM93 162H94V161H93ZM153 162H152V163H153ZM155 162H154V163H155ZM219 162H221V166H220V167H219V165H220ZM237 162H238L241 166H239V164H237ZM77 163H78V164H77ZM135 163H136V164H135ZM147 163H146V165H148ZM154 163H153V164H154ZM168 163H167V164H168ZM175 163H176L177 165H176ZM222 163H223V164H222ZM235 163H236V164H235ZM59 164H60V163H59ZM93 164H95V163H93ZM203 164H204V162H203ZM68 165L70 166L71 163H69ZM91 165L88 166V169H87V170H88V173H87V174H86V172H85V168H84V173H85L86 175H88V174L91 175V173L89 172V171H91V169H93V168L91 167ZM107 165H110V169H108ZM119 165H120V166H119ZM136 165L139 167L138 169H141V171H142V172L140 171V172H141V175L138 174V173H139V170H138V169H136L138 172H137V171L134 172L135 170L132 169V168H135V167L137 168ZM154 165H155V164H154ZM192 165H191V166H192ZM69 166L66 165V167H69ZM76 166H77V167H76ZM155 166H156V165H155ZM160 166H161V168H162L163 171L161 170ZM225 166H227V167H225ZM228 166H230L231 168L228 167ZM62 167H63V168H62ZM82 167H83V168H82ZM140 167H141V168H140ZM143 167H144V168H143ZM156 167H157V166H156ZM197 167H198V168H197ZM233 167H236V168H234V169H236L235 171L232 169ZM243 167H244V169H243ZM69 168H70V167H69ZM90 168H91V169H90ZM106 168H107V169H106ZM111 168H112V169H111ZM209 168H211V167H209ZM215 168L210 169V170H214ZM227 168H228V169H227ZM65 169H66V168H65ZM67 169H68V168H67ZM94 169H93V170H94ZM155 169H156V170H155ZM189 169H190V170H189ZM70 170H71V168H70ZM70 170L68 169L67 171L70 172ZM72 170H71L70 173H68L67 171H64V170H63V172H66V173H68L69 175H71L72 172H73ZM87 170H86V171H87ZM112 170H113V171H112ZM126 170H127V171H126ZM177 170H178V169H177ZM198 170H199V171H198ZM218 170L216 169V171H218ZM110 171H111V172H110ZM182 171H183V170H182ZM58 172H59V171H58ZM82 172H83V170H82ZM94 172H95V171H94ZM112 172H113V173H112ZM80 173H81V171H80ZM80 173H78V174H79V175H78V174H76V173L74 172V173H73V174H74V177H78V176L80 177V176H81L80 179H82V177H83V179H87V178L89 177V176H88L87 178H86V177L84 178V176H86V175L83 174V173H81V174H80ZM102 173H101V175H102ZM116 173H117V174H116ZM133 173H134V175H133ZM135 173H137V174L135 175ZM142 173H143V174H142ZM151 173H152V177H151ZM170 173H171V174H170ZM73 174H72V175H73ZM75 174H76V175H75ZM82 174H83L84 176H82ZM124 174H125V175H124ZM167 174H168V175H167ZM232 174H233V173H232ZM232 174H231V175H232ZM253 174H252V175H253ZM72 175H71V176H72ZM97 175H98V176H97ZM97 175H96V173H95V175H93V173H92L91 177H93V176L96 177V176H97L96 178H98V177H99V173H98ZM113 175H114V176H113ZM149 175H150V176H149ZM164 175H165V176H164ZM252 175H251V176H252ZM117 176H116V177H117ZM173 176H174V175H173ZM192 176H193V177H192ZM210 176H209V178H212V177H210ZM220 176H221V177H220ZM236 176H238V177L240 176V181L237 182L236 179H239V178H237ZM259 176H260V175H259ZM91 177H89V180H92ZM118 177H117V178H118ZM149 177H150L151 179H149ZM164 177H165V178H164ZM204 177H206V178H204ZM117 178H116V180H117ZM127 178H126V180H125L126 183H127V181H129L128 183H131L130 180H128ZM147 178H148V179H147ZM174 178H176V175L173 177V179H174ZM180 178H181V182H182V180L184 179V181H183V183H182L181 185H180V182H179V181H180ZM187 178H188V179H187ZM189 178H190V179H189ZM118 179H119V178H118ZM166 179H165V180H166ZM173 179H172V177H171V182L173 181L174 185L171 184V182L169 181L171 185L169 184L168 187L166 186L168 189L171 188L170 186H173V188H174V187L176 188L177 183H176V181L174 182ZM98 180H99V178H98ZM98 180H97L98 184H99V182L101 183V181H98ZM113 180H112V181L109 180V183H108V182H107V183L110 184V183L113 182L114 185H115L116 181L114 182ZM119 180L121 181L122 179H119ZM133 180H134V181H133ZM160 180H162V181L160 182ZM228 180H229V182L231 181V182H230V183L232 184L231 186H229L230 184L228 183ZM235 180H236V181H235ZM246 180H247L248 182H247ZM253 180H254V179H253ZM92 181H93V180H92ZM107 181H108V180H107ZM110 181H111V182H110ZM117 181H118V180H117ZM120 181H119L116 185L120 184ZM125 181H124V183H123V181H122V183H121L120 186H122L123 184H125ZM141 181H143V182H141ZM146 181H148L147 184L145 183ZM152 181H153V180H152ZM193 181H195V182H193ZM251 181H252V183H251ZM259 181H260V180H259ZM93 182H94V181H93ZM95 182H96V181H95ZM103 182H102V183H103ZM169 182H168V180H167L166 185H167ZM184 182L187 183V184H185ZM240 182H241V183H240ZM102 183H101V184H102ZM105 183H106V182H105ZM105 183L102 184V185H103L102 187H104V188L106 187V186H104ZM157 183H158V182H157ZM164 183H165V182H164ZM193 183H194V184H193ZM221 183H222V184H221ZM227 183H228L229 185H228ZM238 183H239V186H238ZM253 183H254V184H253ZM108 184H107V185H108ZM148 184H149V187H148V189H147V185H148ZM175 184H176V185H175ZM240 184H241V186H240ZM251 184H252V185H251ZM10 185H11V184H10ZM12 185H17V184H12ZM99 185H100V184H99ZM116 185H115V186H116ZM157 185H158V184H156V186H157ZM159 185H158V187H155V189H156V188L158 189V188L160 187V190H155V189L153 188L154 190L152 189V190L150 191V193H151L152 191H155V192L157 191L156 193L158 194V193H159L158 191H160V193L162 192L161 189H166V190H167V188H163V187H161V186H159ZM209 185H211V186H209ZM212 185H214V187H216V185H218V187H216V188H219V189H220V187H222V186L219 187V185H224V186L227 185V186H229V188H230V187H231V188H230V189H229V188L227 189L226 187H223L225 190L222 189L223 191H221V190H220V191H217V190H219V189H216V188L213 189V186H212ZM243 185H244V186H243ZM245 185H246V186H245ZM108 186H109V185H108ZM112 186H113V185H112ZM115 186H113V189H114ZM152 186H151V188H152ZM178 186H177L176 190H175V188H174V191L177 192V190H179L180 187L178 188ZM195 186H197V185H195ZM198 186H197V187H198ZM7 187H8V189H9L10 186L8 185ZM11 187H13L12 189H15V188H17L18 186H15V187H14V186H11ZM169 187H170V188H169ZM186 187H187V186H186ZM209 187H210V188H209ZM211 187H212V189H211ZM241 187H243V193H244V194L238 192V191H241V189H242ZM248 187H250V188H248ZM106 188H107V189H110V187H106ZM119 188L122 189L123 186H122V187H119ZM136 188H135V189H136ZM183 188H185V187L182 186V187L180 188V190L183 189ZM188 188H189V187H188ZM206 188L208 189V191H207ZM5 189H6V188H5ZM10 189H11V188H10ZM50 189H51V188H50ZM111 189H112V188H111ZM113 189H112V190H113ZM120 189H119V190H120ZM140 189H139V190H140ZM185 189L187 190V188H185ZM202 189H204V190H202ZM238 189H239V190H238ZM119 190H118V191H119ZM129 190L131 191V193H129ZM172 190H173V189H170V190H167V191H168V193H171V195L173 194V196H174L175 194L173 193ZM186 190H185V192H186ZM212 190H213V191H212ZM110 191H111V190H110ZM113 191H114V190H113ZM113 191H112V192H113ZM116 191H117V188H116ZM118 191L115 192V193H116V194L119 193V195L121 196L122 193L120 194V192H118ZM120 191H122V190H120ZM144 191H145V192H144ZM167 191H166V192H167ZM183 191H184V189H183L182 191H180V192H182V193H183L182 195L185 196V193H184ZM187 191H188V190H187ZM201 191H202V192H201ZM205 191H206L207 193H205ZM234 191H235V190H234ZM122 192H125L124 189H123ZM180 192H177V193H180ZM188 192H190V190H189ZM188 192H186V195H187V194H190V193L192 192V190H191L190 193H188ZM221 192H222V193H221ZM223 192H226V193L224 194ZM115 193H113V194H115ZM125 193H126V192H125ZM150 193H149V194H150ZM160 193H159V194H160ZM192 193H194V192H192ZM192 193H191V194H192ZM212 193H213V194H212ZM214 193L218 194V196H216V194L214 195ZM219 193H220V196H221V194H222L221 197H219ZM116 194H115V195H116ZM137 194H138V195H137ZM149 194H148V196H151V197H152V201H151V197H150L151 205L149 204L150 201H149V203H143V204H146V205L149 204L148 206H150V207L152 206V204L154 205L155 202L158 201L159 199H161V198H162L163 200L165 199V198H164L165 196H163V195H162L163 197H162L161 195H159V199H158V198H157L158 196L156 197L157 194H156L155 196L153 195V194H155V193H153V192H152V195H151V194L149 195ZM197 194H198V192H197ZM211 194H212V195H211ZM223 194H224V195H223ZM254 194H255V193H254ZM258 194H259L260 197H263V198H264V193L262 192V190L259 191ZM115 195H114V196H115ZM117 195H118V194H117ZM117 195H116V196H117ZM123 195H124V196H123ZM123 195H122L121 199H122L123 197L126 196L125 194H123ZM136 195H137V196H136ZM177 195H180V194H177ZM177 195H175V196H177ZM194 195H195V197L197 196L195 193H194ZM194 195L192 194V195L186 196L187 198L189 197L188 199L185 197L187 200H186L185 198H182V197H184V196H180V197L182 198V200L185 199V201H187V203H188V200H189L190 198H192V197L194 198ZM198 195H199V194H198ZM146 196H147V195H146ZM160 196H161V198H160ZM173 196H172V198H171V196H169V200H168V198H166V200H164L165 203L167 202V204L162 205L161 201L163 202V200H160L159 203H160L162 206H160V205H158V204L156 203V204L154 205V207H156V206H157V207L160 206V207L163 208V206H164V207L166 206L165 208H163V209H164V210H163V211H164V212H163L164 214H166V213L168 212V210L170 211L171 208H172L173 206H174V207H178V206H179V208H175V210H173V208H172L173 211H176V209L179 210V209H180V206L182 207V205H183L184 203L182 202L183 204L179 205L178 202H179L181 199L179 198V196H177V197L174 196V199H175V198H176V199L179 198V201L176 203V199H175V201L173 202L174 204L172 205V201L174 200V199H173ZM190 196H191V197H190ZM234 196H235V197H234ZM135 197H134V198H135ZM138 197H137L136 199H138ZM155 197H156V198H155ZM166 197H167V196H166ZM197 197H198V196H197ZM197 197H196V198H197ZM115 198H116V197H115ZM127 198H128V197H127ZM129 198H130V197H129ZM143 198H144V199H143ZM154 198H155V201H154ZM170 198H171V199H170ZM219 198H220L222 201H221ZM116 199H117V198H116ZM141 199H140V201H142ZM198 199H199V197H198ZM198 199H197V200H198ZM231 199H232V198H231ZM234 199H233V200H234ZM245 199H246V198H245ZM245 199H244V200H245ZM118 200L120 201V198H119V197H118L117 201H118ZM124 200H126V198H125ZM124 200H123V201H124ZM133 200H135V199H133ZM171 200H172V201H171ZM182 200H181V201H182ZM223 200H225V202H224ZM126 201H127V200H126ZM129 201H130V199H129ZM131 201H132V200H131ZM137 201H138V200H136V202L133 201L132 204H134V203H139L138 205H141V206L143 205V204L140 203V201H139V202H137ZM143 201H142V202H143ZM145 201L148 202L147 200H145ZM145 201H144V202H145ZM153 201H154V202H153ZM168 201H171V202H168ZM183 201H184V200H183ZM185 201H184V202H185ZM190 201H192V199H190ZM234 201H235V200H234ZM152 202H153V203H152ZM195 202H196V201H194V205H195ZM197 202H198V201H197ZM208 202H209V203H208ZM222 202L224 203V205H223ZM121 203H122V201H121ZM121 203H120V204H121ZM127 203H129V202H127ZM127 203H126V204H127ZM168 203H171L170 205H172V206H167ZM175 203L177 204V206L175 205ZM179 203H180V202H179ZM187 203H185L186 206H188V207H190V208H191V206H193V203H192L191 205H189V204L187 205ZM189 203H191V202H189ZM203 203H205V204H203ZM207 203H208V205H207ZM234 203H236V202H234ZM122 204H123V203H122ZM163 204H164V203H163ZM185 204H184V205H185ZM201 204H202V205H201ZM230 204H231V205H230ZM240 204H241V203H240ZM135 205H137V204H135ZM146 205H144V206H146ZM184 205H183V207H184ZM206 205H207V208L205 207ZM233 205H234V206H233ZM148 206H147V207H148ZM210 206H211V205H210ZM210 206H209V207H210ZM212 206H213V205H212ZM239 206H240V205H239ZM241 206H242V207L244 206V209H246V207H245L246 205H243V204H242ZM241 206H240V207H241ZM142 207H143V206H142ZM147 207H144V208L146 209ZM167 207L169 208L168 210L166 209ZM242 207H241V208H242ZM186 208H187V207H186ZM186 208H184V212H188L189 210H192V212L196 211V210L193 211L194 208H193V209H189V210L187 209V210H188V211H187ZM196 208H197V207H196ZM196 208H195V209H196ZM199 208H200V209H199ZM241 208H240V209H241ZM151 209H153V208H150V210H151ZM156 209H157V208H156ZM156 209L154 208L153 210H155V211L157 212ZM202 209H203V210H202ZM222 209H225V210L223 211ZM228 209H229V210H228ZM232 209H234V210L232 211ZM242 209H243V208H242ZM147 210L149 211V209H147ZM158 210H159V207H158ZM160 210H161V209H160ZM166 210H167V211H166ZM172 210H171V211H172ZM182 210H183V208H181V212H180V211H179V212L176 211V212L180 213V215H179L178 213H177L178 215H177V214H176V215L179 216V217H181V216L183 215ZM185 210H186V211H185ZM198 210H197V211H198ZM201 210H202V211H201ZM213 210H212V212H214L215 215H214V213H213V215H211V216L209 215V216H210V218L213 216L212 219H213V218H216V219H215V220H216V221H215V226H214V224H213V226L210 225V224H209V225L206 224V222H207L208 220L210 221V219H208L209 217H208V218L206 217V216H207L206 214H205V217H204L205 219L202 218V219H204V220H206V218H207V221H206V222H204V221L200 218V217H202V216L199 217V219H201V220L206 224V225H205L206 228H207V227H211V228H213V229L216 228V226H217L216 222H217L218 218L220 217L221 214L223 215L222 212H221V214H220V212H217V211L215 212V211H213ZM227 210H228V211H227ZM165 211H166V213H165ZM171 211H170V212H171ZM206 211H205V212H206ZM150 212H151V211H150ZM156 212H155V213H156ZM170 212H169V213H170ZM189 212H190V211H189ZM152 213H153V212H152ZM157 213H158V212H157ZM159 213H161L162 216H165V217H169V218H171V215H170V216L168 215L169 213H167L168 216L162 214V212H160V211H159ZM207 213H208V212H207ZM216 213H217L218 215H216ZM174 214H175V213H174ZM174 214H172V215H174ZM185 214H187V213H185ZM203 214H204V213H203ZM203 214H202V215H203ZM226 214H227V215H226ZM113 215H115V214H113ZM157 215H158V214H157ZM194 215H195V212H194ZM194 215H193V213H192V214H190L189 216H192V217H193ZM196 215H197V214H196ZM224 215H223V216H224ZM234 215H235V216H234ZM185 216H186V215H185ZM185 216H184V217L182 216L181 220H182L183 218H186ZM203 216H204V215H203ZM214 216H215V217H214ZM216 216H217V217H216ZM179 217H178V218H179ZM187 217H188V214H187ZM196 217H197V219H198V216H195V218H196ZM228 217H229V216H228ZM190 218H191V217H190ZM193 218H194V217H193ZM195 218H194V219H195ZM172 219H173V217H172ZM186 219H187V218H186ZM197 219H196L195 221H197ZM199 219H198V220H199ZM149 220H150V219H147V220H146V221H147L146 223H149V222H148ZM174 220H175V216H174ZM179 220H180V218L178 219V221H179ZM184 220H185V219H184ZM184 220H183L182 222H184ZM188 220L191 221V219H189V218H188ZM192 220H193V219H192ZM201 220H200V221H201ZM185 221H186V220H185ZM200 221H198V222H199L198 225L201 226V227H203V228H205L204 226H202V225H204V223L201 221V222H202V224H201ZM211 221H214V219L211 220ZM153 222H154V221H153ZM153 222L151 221L152 224H154ZM180 222H181V221H180ZM188 223H190V222L188 221ZM191 223H192V222H191ZM195 223H197V222H195ZM207 223H208V222H207ZM210 223H213V222H210ZM149 224H150V223H149ZM193 224H194V223L190 224V226L193 225ZM200 224H201V225H200ZM190 226H189V227H190ZM195 226H197V225L194 224V229L196 228ZM150 227H152V226H150ZM150 227H149V228H150ZM168 227L170 228V226H168ZM225 227H226V226H225ZM165 228H167V226H166ZM169 228H168V229H169ZM191 228H193V227H190V229H191ZM197 228H198L197 230H199V232H198V231H195L194 229H191V230H190L191 233H190V231L188 230L189 228L186 229V230H183V232H184V234H185V235H184V236H185V240H186V241H184L185 244H182V241H183L184 239L182 240V237L180 236L181 234H179V237H180L181 239L178 237V235H175V241H177V239L179 238L178 241H177L179 244H178L177 242L172 241V238H171L170 236H168L167 238H169V240H171V241H168V240H167V241H166L167 243H164L165 241L163 242V239H162V238H158V237H157V239H158V240L161 239L162 241H158V240L155 238V240H157V241H154V242H152V243L150 244V240L152 241V239L148 240V242H146V243H148V245H149L148 247H149V248L147 247V244H146V246L144 245L143 248H142L143 250H142L141 254H139V253H140L139 251H141V248L137 247L136 250H135V249L132 250V247H128L129 249L131 248V250H132L133 252L131 253V252H130L131 250H130V251H129V254H128V252H126L127 254H125V255H126L127 258H128V255H130V253H131V257L129 256V259H127V258L124 257L125 255H124V256H123V255H121V256L118 255L119 257H121V258L118 257V258H119V262H120L119 264H121V262H122V264H126V263H127V264H146V263H147V264H213V263H214V264H220V263H221V264H242V263H243V264H248L247 262L251 259V256H254V255H251V256H250V254H249V256H248V254H246V255H247V258H246V257H245L246 255H245V256H242V254H243V253L241 254L242 250H241V252L239 253L238 251H240V250L237 249V248H235V247H233V246H231V247H232L231 250L226 249V248L224 247L225 244L227 245V248H228V246H230V245L227 244V243L223 244L224 246L222 247V245H221L222 242H221V244H220V242L217 241V240L215 239V235H214L213 233H210V232L213 231V229H211V228L208 229L209 232H208V230H207L206 228H205L206 231H205V229H203V228H202L203 231H201L202 229H200L199 227H197ZM171 229H172V228H171ZM171 229H170V230H171ZM177 230H178V229H177ZM211 230H212V231H211ZM188 231H189V232H188ZM178 232H179V231H178ZM183 232H182V234H183ZM207 232L210 233V235H209ZM191 234H193V237H194V238L191 237V238H193V239L190 238V236H192ZM199 234H201V236H199ZM206 234H208L209 237H208ZM211 234H212V235H211ZM176 236H177V237H176ZM184 236H183V237H184ZM212 236H213V237H212ZM167 238H166V239H167ZM170 238H171V239H170ZM186 238H187V239H186ZM212 238H213V241H212ZM153 239H154V238H153ZM166 239L164 238V240H166ZM173 240H174V239H173ZM180 240H181V241H180ZM187 240H189V241H187ZM192 240H194V242H195V240H197V241L195 242L196 244L193 245V243H191ZM190 241H191V242H190ZM155 242H156V243H155ZM158 242H161V243H158ZM180 242H181L182 245L180 244ZM186 242H187V243L189 242L188 244H190L191 246L188 245ZM197 242H199V243H197ZM202 242H203V243H206V244L204 245V244H202ZM212 242H215V243H217V244L214 245L215 243H212ZM97 243H98V242H97ZM169 243H170V245H169ZM171 243H173V244H171ZM174 243H177V244H174ZM152 244H153V246H150V245H152ZM198 244H199V245H198ZM98 245H99V244H97V246L95 245L94 247H99ZM100 245H101V244H100ZM159 245H160V246H159ZM172 245H173V246H172ZM178 245H180V246H178ZM196 245H197V246H196ZM203 245H204V246H203ZM192 246H193V247H192ZM205 246H206V247H205ZM215 246H217V247H215ZM123 247L125 248V251H126V246H123ZM141 247H142V246H141ZM144 247H147V250H146ZM158 247H159V248H158ZM218 247H220V249H219ZM138 248H139V249H138ZM150 248H151L152 250H151ZM217 248H218V249H217ZM229 248H230V247H229ZM93 249H94V250H93ZM93 249H92V251H95V253H96V252L99 253V251H97L95 248H93ZM97 249L99 250L100 247L97 248ZM101 249H102V246H101ZM149 249H150V250H149ZM195 249H196V250H195ZM123 250H124V249H123ZM127 250H128V249H127ZM156 250H157V251H156ZM218 250H219V251H218ZM220 250H221V251H220ZM236 250H237V252L241 255V258H240V259H245V260H242V262H241V261L238 260V258L236 259V257H238V255H235V256H236L235 259L232 258V257L234 256L233 254H236V252H235ZM120 252H121V254H124V252L122 251V249L120 250ZM137 252H138V253H137ZM147 252H148V253H147ZM223 252H224L225 254H224ZM95 253L92 252L91 255H92V254H95ZM133 253H134V255H133ZM221 253H222V254H221ZM245 253H246V252L244 251V254H245ZM229 254H230V255H233V256H229ZM244 254H243V255H244ZM91 255H90V258H91ZM96 255H97V254H96ZM132 255H133V256H132ZM240 255H239V257H240ZM93 256H94V255H92V258H94ZM206 257H207V258H206ZM243 257H244V258H243ZM254 257H255V256H254ZM256 257H257V256H256ZM256 257H255V260H256ZM123 258H124V260H123ZM202 258H203V259H202ZM261 258H262L261 261L259 260L260 263L257 261V260H258V257H257V260H256V261H257L258 263H256L255 261L253 262L252 259H251V262L249 261V264H252V263H254V264H255V263H256V264H262V262L264 263V261H262V260H264V258H263V257H261ZM227 259H228V261H227ZM259 259H260V258H259ZM171 260H172V261H171ZM198 260H199V261H198ZM201 260H202V261H201ZM253 260H254V259H253ZM123 261H124V262H123ZM178 261H179V262H178ZM204 261H205V262H204ZM214 261H215V262H214ZM244 261H247V262H244ZM143 262H144V263H143ZM186 262H187V263H186ZM202 262H203V263H202ZM209 262H210V263H209Z\"/></svg>","mask_w":264,"mask_h":264}]
</instances>
